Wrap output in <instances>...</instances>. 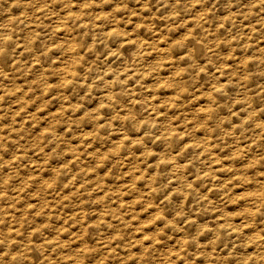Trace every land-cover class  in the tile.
<instances>
[{"label":"rangeland","instance_id":"obj_1","mask_svg":"<svg viewBox=\"0 0 264 264\" xmlns=\"http://www.w3.org/2000/svg\"><path fill=\"white\" fill-rule=\"evenodd\" d=\"M10 1V2H9ZM0 0V6L2 5V7H0V15L2 14V16H4V17H2V16H0V44L2 45V46H0V53L6 58L5 59V61L7 62V64L9 65V69H8V65L7 64H4L3 65V67L2 68H7V71H9L10 70V72L12 73V76L11 77H3L2 78V75H0V89H2L3 90V92H5L6 91V94L5 93H3L2 91L0 92L1 94H3V99L4 100H0L1 102H0V125H1V129H0V131L1 132H3L4 131V128H6V129H9V131L7 130V132H10L9 134L8 133H6V129H5V131L3 132V134L0 132V141L2 142H0V144H3L2 146L4 147V149L2 150V149H0V153L2 154V156L3 157H5L6 156V160H8L9 161V166L8 167H6L7 165V163H5L4 164V162H6V160H5V158H2L3 159V161L4 162H2V163H0V179L1 180H3V182L0 180V185H2L3 186V188L4 187H6L7 185V187L5 188V189H7L8 190V192H9V194L11 195V193L12 192H15L16 191V188H18L17 190H20V191H22V192H20V195H21V201L23 200V198H24V200H23V202H19V203H21V204H25L26 203V201H25V199L27 200V203H28V201H30L31 199H32V201H30V202H34L35 203V201H37L38 202V204L40 203V206H38V204H37V207L39 208V209H37V207L36 206H34L35 207V209H34V207H33V209L32 210H34L33 212H32V210H31V212H28V210L26 211L25 210V213L23 212V210H20V214H21V217H23V215L25 216V221L24 222H26V220H27V222L26 223H24V226H23V229H24V231H25V233H27V231H28V233L30 232V231H32L33 229L34 230H36V233H38L37 234V238L39 239V241H43L44 240V244L42 245V249H40V251H43V253L42 254H45V255H47V257H49V255L52 257V258H54L55 260L54 261H52V260H50V262L49 263H53V264H67V263H70L71 261H73V254H75L74 256H76L77 254L75 253V246H76V244L72 241L73 239H74V237H75V235H77V231L76 230H78V222H76V219H71L72 220V222H70L71 220L69 219V220H64V215H66L67 216V214H66V212L68 213H70V210H69V208L68 207H66V208H64L63 209V212H65V213H61V215L59 216V217H61V218H59V219H57V221H56V218H54L53 216L52 217H49V216H41V214L40 215H38V216H34V217H32V213H34L36 210H38V212H40V210H42V209H45L44 207H45V205H47V203H48V207H47V209H49V208H52V206H53V201H54V206L56 205L57 207H58V210H57V212H60L61 210H62V208L61 209H59L60 207H61V205H63V204H67V203H73V202H78V203H82L83 205V209H84V212H85V219L86 220H88L90 217H92L91 219H89L88 221H91V220H94L95 218H96V214L95 213H97L99 210H104V208L105 209H110V207L111 208H113V213H110V215L108 216L109 218L111 217H114L115 216V218L117 217H119V220H120V228H121V232H122V238H120L119 239V241H121L122 242V244L124 243V248H122V247H120V250H119V248L118 249H116V251L113 253V255H107V253H105V252H103L101 249L102 248H99L100 246L99 245H97L98 244V242L101 240L100 239V237L99 236H103V234H104V236L103 237H109V236H111L112 235V233L113 232H115V231H117V230H119V228L117 229V230H112V231H108V232H105V231H99V233L100 234H98V233H94L93 234V236L95 237H93V239H89L87 242H88V244H89V247L91 246V250H92V253L91 254H93V255H91V256H93V257H95V258H93L92 257V259H94V260H92L91 259V257L89 258V256H87V259H86V262H91L92 261V263L94 264V262H96L95 261V259H97L99 256L101 257V256H107V258H109L110 259V261L112 260V263L111 264H116L117 262H120L121 264H139L140 262H139V258H140V255H144V257L146 258V257H149L150 255H154V256H158L159 255V253H163V252H167V250L169 249V252H170V250L171 251H173V249H175L176 247H178L179 245H180V242H182L181 243V246H182V248H184V250L187 252V250H188V257L189 258H186L187 259V261L188 262H190V263H192V261L195 259L196 260V258L197 259H199V260H194L193 261V264H196L197 262V264H201L202 262H200V261H202L203 260V263L202 264H207L206 262H209L210 263V259L212 260V262L213 261H215V263L214 264H219L220 262H221V260L223 261L224 259L222 258L223 256H225V255H227V256H225L224 258H225V260L223 261V264H226L227 262H229L230 260H232V262H231V264H264V252H261L262 250H261V248L263 249V251H264V145H263V143H264V132H262L264 129V96H261L263 93H264V72H262L263 70H264V19H263V17H264V0H261V1H259V0H257V2L259 1V2H261V3H259L260 4V6L262 7H260L259 6V4L258 3H256L255 2V0L253 1V0H212V2H216L215 4L213 3V4H211V0H180V2H179V0H127V1H125V0H123V1H121V0H116V1H114L113 0V2H112V0H111V3H110V0H109V2H107V0H95V1H97V3H95L94 4V0H68L70 3L69 4H67L68 2H67V0H64V1H66V5H65V2L63 1V0H59V1H57L56 2V0H51V1H49V0H40L41 2L39 3V0L37 1V0H34V2L31 0H29V1H27L28 3V5L25 3L26 2V0L24 1V0H15V1H17V3L15 2V1H13V0ZM21 1H23V2H21ZM48 4H46L45 2ZM49 1V2H48ZM53 1V5L50 3V2H52ZM81 1H84L85 3H86V1H87V3L85 4L84 2H81ZM94 1V2H93ZM106 1V2H105ZM118 1V2H117ZM183 1V2H182ZM198 1V2H197ZM205 1H206V3H205ZM227 1V2H226ZM228 1H229V3H228ZM242 1V2H241ZM245 2V4H244V2ZM250 1V2H249ZM21 4H19V3ZM43 2V3H42ZM63 2V3H62ZM71 2H72V5L71 6H69L70 4H71ZM74 2V3H73ZM100 2H101V6H99V4H100ZM117 2V3H116ZM121 2H125V3H121ZM177 2H179L178 4H177ZM182 2V3H181ZM197 2V4H195ZM226 2V3H225ZM230 2H233V3H230ZM236 2V3H235ZM241 2V3H240ZM249 2V3H248ZM252 2V3H251ZM255 2V3H254ZM10 3H11V5H10ZM13 3V4H12ZM23 3V4H22ZM57 3V4H56ZM76 3H78V4H76ZM82 3H84L85 4V6H89L88 7V9H87V11L85 10V9H83L82 7H85V6H83L82 5ZM88 3H90V4H88ZM91 3H93V4H91ZM104 3V4H103ZM110 3V4H109ZM146 3V4H145ZM203 3V4H202ZM208 3V4H207ZM247 3H248V5H249V7H251V5L253 6L254 4V7H251L250 8V10L249 9H247V8H249L248 7V5H247ZM254 3V4H253ZM4 4V5H3ZM38 4V5H37ZM39 4H42V8L41 9H44V12L40 9V5ZM44 4V5H43ZM75 4V5H74ZM80 4V5H79ZM117 4V5H116ZM122 6H121V5ZM194 4H195V7H194ZM6 5V6H5ZM8 5V6H7ZM14 6L13 7V9H17L18 10V13H17V10L15 11V10H11V11H9L8 12V10L9 9H11L12 7L11 6ZM17 5H19V6H17ZM29 5H31V6H29ZM46 5V6H45ZM77 5V6H76ZM80 7H79V6ZM108 5H111V6H108ZM115 5V7H113ZM119 5V7H123L122 9L120 8V9H117V8H119V7H117ZM128 5V6H127ZM201 5V6H200ZM244 5V6H243ZM247 7H246V6ZM45 6V7H44ZM51 6H53V7H51ZM57 6V7H56ZM61 6V7H60ZM65 7V9H62V7ZM69 6V7H68ZM98 7L97 9H99L98 11H96V8L95 7ZM103 6H105V7H103ZM108 8H107V7ZM125 6V7H124ZM200 6V7H199ZM206 6H208V7H206ZM215 6V7H214ZM235 6H237V7H235ZM243 6V7H242ZM256 6V7H255ZM258 6V7H257ZM18 7V8H17ZM23 7H24V9H23ZM31 7V9L30 10H33V11H30V10H28L29 8ZM34 7V8H33ZM38 7V8H37ZM51 7V8H50ZM63 7V8H64ZM66 7H68V9L66 8ZM110 7V8H109ZM127 7V8H126ZM131 9H130V8ZM204 7L207 9V11H205L204 10ZM209 7L210 8H212L211 10H209ZM231 7V8H230ZM241 7V8H240ZM2 8V9H1ZM6 10H5V9ZM21 8H22V10H21ZM46 8H48V10L46 11ZM51 10H50V9ZM56 8V9H55ZM59 8V9H58ZM70 8V9H69ZM73 8V11L71 12V9ZM76 8H77V10H78V12L79 11H81V12H83V13H81V14H83L84 15V17H87V15H85V13L86 12H89V13H86V14H90L89 15V17H90V19H89V21H88V27H87V25H79V23H76V21L75 20H69L68 22H66V24H65V26H63L64 24H59L58 22L56 23V20L54 19V20H49L48 18H44V17H46V14L48 15L47 17H49L50 15H52L51 13H52V9H53V14L54 15H56V16H60V15H63L64 13H66V12H70L69 14H72V15H76L78 12H77V10H76ZM94 8V9H93ZM101 8V9H100ZM106 8V9H105ZM126 8V9H125ZM128 8L130 9V12L128 11ZM197 8H198V10H197ZM200 8V9H199ZM202 8H203V10L205 11H201L202 10ZM258 8V9H257ZM41 11H40V10ZM58 9V10H57ZM62 9V10H61ZM67 9V10H66ZM80 9H82V10H80ZM91 9V10H90ZM93 9V10H92ZM103 9V10H102ZM110 9V10H109ZM113 9H114V11H113ZM124 9V10H123ZM242 9H244V11H245V13L246 14H249V15H246L245 13H244V11L242 10ZM262 9V10H261ZM5 10V11H4ZM19 10H21V11H23L24 12V14L23 13H21V11L19 12ZM39 10V11H38ZM54 10H55V12H54ZM70 10V11H69ZM76 10V11H75ZM84 10H85V12H84ZM104 12L105 11V13H103L102 11ZM119 11V12H117V11ZM227 10L229 11L228 13H229V15H227ZM248 10V11H247ZM252 10H254V11H252ZM258 10H259V12H258ZM262 12H261V11ZM5 12V14H4V12ZM7 11V12H6ZM14 13H13V12ZM49 11L51 12V13H49ZM64 11V12H63ZM74 11H75V13H74ZM96 11V12H95ZM110 13H109V12ZM116 11V12H115ZM126 11H127V13H126ZM199 11V12H198ZM234 11V12H233ZM257 11V12H256ZM33 13V14H29V13ZM46 12V13H45ZM61 12H63V13H61ZM94 12V13H93ZM108 12V13H107ZM112 12V13H111ZM114 12V13H113ZM198 12V13H197ZM203 12V13H202ZM207 12V13H206ZM249 12V13H248ZM253 12V13H252ZM256 12V13H255ZM10 13L12 14L13 13V15L12 16H14L13 18L11 17V15H10ZM25 13H27V15H28V17H27V15L25 14ZM41 13H42V15H41ZM74 13V14H73ZM101 13H103L104 15L106 14V15H109V19H110V24H109V26H111V27H108V24H104L103 26L105 27H103L102 25L99 27V26H96V25H98V23H94L95 21H97V18L96 17H99L100 16V14ZM120 13V14H119ZM125 14V15H123V14ZM255 13V14H254ZM261 13V14H260ZM18 14V15H17ZM22 14H23V16H22ZM36 14V15H35ZM50 14V15H49ZM92 14H93V17H92ZM98 14V15H97ZM103 14H101V15H103ZM131 16H130V15ZM201 14H203V15H201ZM204 14H207L208 16L207 17H205V19H204ZM210 14V15H209ZM222 14V16H219V15H221ZM225 14V15H224ZM233 16H232V15ZM234 14H236L235 15V18H234ZM241 14H243V16L241 15ZM263 14V15H262ZM34 15V16H33ZM41 17H40V16ZM78 15H79V13H78ZM97 15V16H96ZM114 15H116L115 17H112V16H114ZM118 15V16H117ZM123 15V16H122ZM127 15H129L128 17H127ZM192 15V16H191ZM194 15V16H193ZM240 15L242 16V17H240ZM245 15H246V17H245ZM257 15H258V17H257ZM16 16H17V18H16ZM20 16V17H19ZM25 16L27 17L26 19H25ZM30 16V17H29ZM44 16V17H43ZM110 16L112 17V19L110 18ZM189 16V17H188ZM191 16V17H190ZM219 16V17H218ZM229 16V17H228ZM238 18H237V17ZM250 16V20L248 19V17ZM254 16V17H253ZM1 17H2V19H1ZM23 17V18H22ZM43 17V18H42ZM88 17V18H89ZM118 17V18H117ZM119 17H120V20H119ZM122 17V18H121ZM188 17V18H187ZM198 17H200V18H198ZM220 17H223V18H221L220 19ZM226 17H228V18H226ZM245 17V18H244ZM260 17H262V18H260ZM8 18V20L7 21H3V19L4 20H6ZM19 18H20V20L22 19L23 20V22H22V20L20 21V22H18V23H16L17 21H19ZM28 18H29V20H28ZM35 18V19H34ZM36 18H37V20L38 19H44V22H42V24H37V23H39L40 22V20H39V22L36 20ZM94 18V20H93V22H92V19ZM116 20H115V19ZM129 18H131V20L129 19ZM135 18V19H134ZM160 18V19H159ZM164 18V19H163ZM193 18V19H192ZM211 18V19H210ZM232 18V19H231ZM237 18V19H236ZM247 18V19H246ZM9 19H11V21L9 20ZM16 19V20H15ZM32 19H34L35 21H37V23L36 24H32V22H34V20H32ZM45 19H47V20H45ZM114 19V20H113ZM184 19H185V21H184ZM192 19V20H191ZM207 19V20H206ZM209 19V20H208ZM220 19V20H219ZM225 19V20H224ZM243 19V20H242ZM252 19V20H251ZM257 19H260L259 21L261 22V23H259L258 22V20ZM13 20V21H12ZM24 20H26V21H24ZM49 20V21H48ZM122 20H123V22H122ZM128 20H130L129 22H128ZM134 20V21H133ZM153 20H155V22H153ZM190 20V21H189ZM196 20H198V22L196 21ZM204 20V21H203ZM229 20V21H228ZM245 20V22H243ZM12 22V23H10V22ZM46 21V22H45ZM52 21V22H51ZM73 21H74V23H73ZM91 21V24L89 23ZM114 21V22H113ZM118 21V22H117ZM136 21H139L138 23H136ZM151 21V22H150ZM196 23H195V22ZM200 21H202V22H200ZM206 21V22H205ZM208 21H210V22H208ZM224 23H223V22ZM230 23H228V22ZM247 21V22H246ZM256 21V22H255ZM3 22V23H2ZM9 22V23H8ZM26 24H25V23ZM30 22V23H29ZM55 22V23H54ZM118 24H117V23ZM135 22V24H133ZM143 22V23H142ZM189 22H190V24H189ZM233 22V23H232ZM236 23V25H234L235 23ZM239 22V23H238ZM13 23H15V26H13L14 24ZM19 23H21L20 25H19ZM45 23H46V25H45ZM48 23V24H47ZM76 23V24H75ZM120 23V24H119ZM125 23V25H122V24H124ZM204 23H205V29H204ZM216 23H219V24H216ZM220 23L222 24V25H220ZM228 23V24H227ZM249 23V24H248ZM253 23V24H252ZM11 24V26H13V27H11V26H9V27H7V25H10ZM28 25L27 26V28L24 26V25ZM44 24V25H43ZM51 26H50V25ZM68 24H72L73 26H75V25H79L80 27H78V26H76V27H73L72 25H70V26H72V29H71V27L69 28V25ZM114 24H117L116 26L114 25ZM136 24H137V27H136ZM142 24H144V25H141ZM152 24V25H151ZM154 24V25H153ZM160 24L161 25H166V28L165 27H161L160 28ZM188 24V25H187ZM194 24V25H193ZM199 24H201V25H199ZM224 24V25H223ZM239 24V29L237 28V25ZM244 26H243V25ZM248 24V25H247ZM251 24V25H250ZM255 24H257V25H255ZM2 25V26H1ZM53 25V26H52ZM61 25L63 26V27H61ZM113 25V26H112ZM119 25V26H118ZM131 25V26H130ZM135 25V26H134ZM147 25V26H146ZM151 25V26H150ZM195 25H199L198 27L196 26L195 27ZM207 25V26H206ZM19 26V28H17ZM20 26L23 28V33H22V30H21V28H20ZM25 28H24V27ZM31 26H32V28H36L37 29V31H36V29L34 28L33 30H32V28H31ZM34 26V27H33ZM38 26V27H37ZM48 26H49V28H48ZM56 26V27H55ZM58 26V27H57ZM67 26H68V30H66V28H67ZM127 26H130V27H127ZM132 26H134V28L132 27ZM187 26V27H186ZM193 26V27H192ZM203 28H201V27ZM217 26V27H216ZM223 27V28H221V27ZM224 26H226V27H224ZM232 26H234V27H236V28H234V27H232ZM244 28H243V27ZM249 26V27H248ZM258 26H260V27H258ZM19 30H16V28ZM44 28V30H46V31H44L43 30V28ZM54 27V28H53ZM64 27H66L65 29H64ZM92 27V28H91ZM94 27V28H93ZM95 27H96V29H95ZM103 27V28H102ZM115 29H114V28ZM123 27V28H122ZM191 27V28H190ZM208 29H207V28ZM216 30V31H214V29ZM246 27H247V29H246ZM252 27V28H251ZM254 27V28H253ZM2 28V29H1ZM15 28V29H14ZM38 28H41V30L39 31V29ZM61 28V31H59V29ZM100 28V29H99ZM108 28V29H107ZM109 28H110V30H109ZM120 28V29H119ZM127 28H130V29H128L127 30ZM153 28V29H152ZM165 28V29H164ZM212 28V29H211ZM220 28V29H219ZM234 28V29H233ZM256 28V29H255ZM259 28V29H258ZM8 29V30H7ZM29 29V30H28ZM51 31H50V30ZM55 29H57V31L55 30ZM76 29V30H75ZM87 29H88V31H87ZM106 31V32H104V30ZM113 29V30H112ZM132 29H134L133 31H132ZM148 29H149V31H148ZM156 29H157V31H156ZM160 29V30H159ZM195 29V30H194ZM204 30V31H202V30ZM219 31H218V30ZM228 29V30H227ZM243 30V33L241 32L242 30ZM249 29V30H248ZM255 29V30H254ZM6 30L7 31H9L10 30V33L9 32H6ZM25 30V31H24ZM43 30V31H42ZM50 32H49V31ZM53 30V31H52ZM66 30V31H65ZM85 32H84V31ZM93 30H95V32H93ZM97 30V31H96ZM98 30H100L99 32H98ZM101 30H103L102 32H101ZM108 30L110 31L109 33H111L112 31H114V33H112V36L110 37V38H112L110 41H108V42H105V44H108L109 45V47L107 46V45H105V44H102V46H100V45H96V46H92V43H93V39L91 38V36H93V35H97L98 37H101L102 36V34H103V36H102V38H105L107 35H108ZM122 31L121 33H119V32H116L115 33V31ZM192 30L194 31V32H192ZM205 30H206V32H208V33H205ZM223 30H224V32H223ZM231 30H233V31H231ZM247 30V31H246ZM250 30H251V32H250ZM253 30V31H252ZM258 30V31H257ZM259 30H261V31H259ZM16 31V32H15ZM27 31H29V32H27ZM34 31V32H33ZM36 31V32H35ZM39 31V32H38ZM78 31V32H77ZM148 31V32H147ZM213 31V32H212ZM220 31H221V33H220ZM225 31H227L228 32V34H226L225 33ZM229 31H231V32H229ZM235 31H236V33H235ZM17 32H20L21 34H24L23 36H21L20 35V33H19V35H18V33ZM42 32V33H41ZM55 32L57 33L58 32V34H56V37H55ZM128 32V33H127ZM129 32H132L131 34L129 33ZM141 32V33H140ZM144 32H146V34L144 33ZM155 32V33H154ZM203 32H204V34L205 35H203ZM217 33L216 34V36H218V37H215L214 38V35H215V33ZM247 32V33H246ZM17 33V34H16ZM31 33H33V34H31ZM63 33V34H62ZM75 33V34H74ZM79 35H78V34ZM83 33V34H82ZM85 33V34H84ZM89 33V34H88ZM93 33V34H92ZM149 33H152V34H149ZM158 33V35H156ZM195 33H197L196 34V40H198V42H200V44H201V48L197 51V50H195V49H193V47H190V46H188L187 45V43H185L186 41V39L187 38H189L191 35L192 36H194L195 35ZM220 33V34H219ZM223 33V34H222ZM241 33V34H240ZM248 33H249V36H248ZM251 33V34H250ZM8 34V36H5V35H7ZM9 34H10V36H9ZM14 34V36H12V35ZM26 34V35H25ZM39 34V35H38ZM45 34V35H44ZM47 34H48V36H47ZM50 34V35H49ZM75 36H74V35ZM105 34H107V35H105ZM114 34V35H113ZM116 34H117V36H116ZM124 34V35H123ZM130 34V35H129ZM136 34V35H135ZM187 34H188V36H187ZM189 34H190V36H189ZM194 34V35H193ZM202 34V35H201ZM207 34H209V36L207 35ZM211 34H214V35H211ZM232 34V35H231ZM238 34H240V35H238ZM243 34H244V36H243ZM254 34V35H253ZM5 36V37H3V36ZM28 35V36H27ZM32 35V36H31ZM52 35V36H51ZM58 35V36H57ZM60 35H62V37H63V35H64V37L63 38H61V36ZM67 35V36H66ZM70 35H71V37H70ZM78 35V36H77ZM84 35V36H83ZM91 35V36H90ZM101 35V36H100ZM135 35V36H134ZM138 35H139V37H138ZM184 35V36H183ZM185 35H186V38H185ZM222 35V36H221ZM227 35H228V39H227ZM234 35H236V36H234ZM245 35H247V36H245ZM19 38H18V37ZM30 36V37H29ZM36 36H38V37H36ZM40 36H43V37H40ZM45 36V37H44ZM47 36V37H46ZM50 36V37H49ZM60 36V37H59ZM73 36H74V38H73ZM114 36H115V38H114ZM125 36H126V38H131L132 40H134L137 44H135V46H133V49L132 50H134L135 52H133L132 50H127L125 53V55H127V56H125V55H122L120 52L118 53V51H119V44L117 43L120 39H122V38H125ZM141 36H143V39H142V37ZM201 36H202V38H201ZM205 36V37H204ZM251 36V37H250ZM254 36V37H253ZM261 36V37H260ZM262 36H263V38H262ZM24 39H23V38ZM28 37V38H27ZM34 37V38H33ZM67 37H69L68 39H66V40H68V45H67V41L65 40V38H67ZM81 37H83L84 39L82 40V38ZM132 37H134V38H132ZM145 37H146V41H144L145 40ZM195 37V36H194ZM210 37H212V38H209ZM221 37V39H219ZM232 37V38H231ZM238 37H239V39H238ZM5 38V39H4ZM38 38H42L41 40H39ZM46 38V39H45ZM48 38V39H47ZM49 38H51V40L49 39ZM54 38L56 39V40H54ZM60 38L62 39V41L60 40ZM75 39V41H73V39ZM79 38H80V40H79ZM89 40H88V39ZM91 38V39H90ZM117 38V39H116ZM206 38V39H205ZM234 38H237L238 40H234ZM245 39V38H247V39H245V40H248L247 41V43H246V41L245 40H243V39ZM252 40H251V39ZM22 39H23V41H24V43H22ZM29 39V40H28ZM31 39H33V40H31ZM72 39V40H71ZM114 39V40H113ZM178 39L180 40V39H182L181 41H183V39H185L184 41H183V43L181 42V41H178ZM202 39V40H201ZM205 39V40H204ZM210 41V42H212V40H213V42L212 43H210V42H208V40ZM250 39V40H249ZM1 40H3V41H1ZM16 40V41H15ZM25 40H26V42H25ZM27 40L28 41H30L31 40V42H27ZM60 42V43H58V41ZM79 40V41H78ZM87 40V41H86ZM143 40V41H142ZM160 40V41H159ZM173 40H176V41H173ZM207 40V41H206ZM215 40H219V43H218V41L216 42ZM223 40L225 41L224 43H223ZM227 40V41H226ZM229 40H232V41H229ZM258 40V41H257ZM259 40H260V42H259ZM13 41H14V43H13ZM19 41V42H18ZM21 41V42H20ZM42 41V42H41ZM47 41V42H46ZM52 41H53V43H52ZM58 43H56V42ZM63 41H66V42H63ZM69 41H71V42H73V43H75V44H78V45H76L75 47H73V48H75V49H73V48H69ZM91 41V42H90ZM116 41V42H115ZM138 41V42H137ZM171 41H172V43H171ZM178 41V42H177ZM202 41V42H201ZM237 41V42H236ZM243 41H245V43H243ZM261 41H263V43L261 42ZM5 42V43H4ZM10 42V43H9ZM51 44H50V43ZM65 43L66 45H64L63 43ZM82 42V43H81ZM86 43V45H85V43ZM144 42V44L142 45V43ZM159 42V43H158ZM178 44H177V43ZM180 42V43H179ZM204 42V43H203ZM222 42V43H221ZM236 42V43H235ZM251 42V43H250ZM254 42V43H253ZM258 43L257 45H256V43ZM25 43H26V45H25ZM28 43V44H27ZM80 43V44H79ZM91 43V44H90ZM115 43V44H114ZM117 43V44H116ZM149 43V44H148ZM203 43V44H202ZM210 43V44H209ZM215 43H217V44H215ZM234 43V44H233ZM260 43V44H259ZM11 44H12V46H14V48L11 46ZM18 44H20V46L18 45ZM32 44H33V47L34 48H31V46H32ZM44 44V45H43ZM62 44V45H61ZM82 44V45H81ZM85 46H84V45ZM88 44H89V46H88ZM139 44H141V45H139ZM160 44V45H159ZM168 44V45H167ZM209 44V45H208ZM212 44V45H211ZM214 44V45H213ZM243 44V45H242ZM254 44V45H253ZM263 44V45H262ZM42 47H41V46ZM46 45V46H45ZM53 45V46H52ZM57 47H55V46ZM147 45V46H146ZM159 45V46H158ZM167 47H166V46ZM170 45V46H169ZM186 45H187V49H186ZM204 45V46H203ZM227 45V46H226ZM234 45V46H233ZM239 45H241V46H239ZM251 45V47H249ZM259 45H261V46H259ZM30 46V47H29ZM40 46V47H39ZM44 46V47H43ZM49 46V47H48ZM59 46H60V48H59ZM68 46V47H67ZM87 46V47H86ZM94 48H92V47ZM104 46H105V48H104ZM117 46V47H116ZM150 46V47H149ZM160 46H163V47H160ZM168 46L170 47V48H168ZM183 46H184V48H183ZM205 46H206V48H207V50H206V48H205ZM212 46H214L213 48H210V47H212ZM217 48H216V47ZM239 46V48H237ZM248 46V47H247ZM11 47V48H10ZM36 47V48H35ZM65 49H64V48ZM89 47H90V49H89ZM95 47H97V49L95 48ZM107 47V48H106ZM115 47V48H114ZM160 47V49H158ZM225 47H226V49H225ZM228 47V48H227ZM232 47H233V49H232ZM242 47V48H241ZM247 47V48H246ZM258 47H260V48H258ZM2 48V49H1ZM19 48V49H18ZM20 48H22V49H20ZM29 48V49H28ZM31 48V49H30ZM44 48V49H43ZM48 48V49H47ZM59 48V49H58ZM66 48L67 49H69V50H67L69 53L67 54V52H66ZM78 48H80V49H78ZM82 48V49H81ZM104 48V49H103ZM180 48H182V49H185L184 51H182V49L180 50ZM236 48V49H235ZM253 48V49H252ZM39 49V50H38ZM43 49V50H42ZM47 50V54H46V50ZM58 49V50H57ZM61 49V50H60ZM63 49V50H62ZM73 49V50H72ZM76 49H77V51H76ZM83 49H85V51L83 50ZM89 49V50H88ZM99 49V50H98ZM145 49V50H144ZM150 49V50H149ZM162 49H164V51H162ZM193 49V50H192ZM217 49V50H216ZM235 49V50H234ZM242 49H244V50H242ZM247 49V50H246ZM256 49V50H255ZM260 49H262V51H260V54H259V51L258 50ZM21 50V51H20ZM30 51L32 54H29L30 52H28V51ZM70 50H72V51H70ZM80 50V51H79ZM86 50H87V52H86ZM102 50H103V52H102ZM105 50V51H104ZM152 50V51H151ZM188 50V51H187ZM213 50H214V52H213ZM232 50V51H231ZM237 50H238V52H237ZM241 50H242V52H241ZM249 50V51H248ZM12 51V52H11ZM45 51V52H44ZM54 53H53V52ZM56 51H58V52H56ZM61 51H64V54H67V55H65V56H68V57H65L63 54H61ZM82 51V52H81ZM114 51H115V55H113L112 53H110V52H113L114 53ZM139 51V52H138ZM155 51V52H154ZM172 51V52H171ZM182 51V52H181ZM188 53H187V52ZM195 51V52H194ZM207 51V52H206ZM212 51V53H209V52H211ZM217 51V52H216ZM234 51H236V53L234 52ZM245 51V52H244ZM254 51H256V52H254ZM11 52V53H10ZM15 52H16V54H15ZM19 52V53H18ZM50 52V53H49ZM66 52V53H65ZM83 52H85V53H83ZM97 52L100 54V55H98L97 54ZM132 52V53H131ZM143 52V53H142ZM150 52H152V53H150ZM157 52V53H156ZM185 52V53H184ZM218 53L217 55H216V53ZM234 52V53H233ZM252 52H254V53H252ZM261 52L263 53V54H261ZM18 53V54H17ZM26 53H28V55L26 54ZM36 53H40L39 55L38 54H36ZM43 53V54H42ZM49 53V54H48ZM71 53V54H70ZM75 53V54H74ZM81 53V54H80ZM101 53H103V54H101ZM105 53H107V54H105ZM146 53V54H145ZM159 53H161V54H163V55H161V54H159ZM166 53H167V55H166ZM206 53V54H205ZM208 53V54H207ZM215 53V54H214ZM222 53H224V54H222ZM229 53L230 54H232V56L233 57H231V56H228L229 55ZM252 53V54H251ZM12 54V55H11ZM23 54V55H22ZM42 54V55H41ZM50 54H52V55H50ZM55 55V57H56V59H55V57H54V55ZM57 54V55H56ZM69 54H70V56H69ZM86 54H88V55H86ZM98 56H97V55ZM106 56H105V55ZM120 54L122 55L121 57H119L120 56ZM137 55L138 57H139V55H140V57L137 59V57L135 58V60H134V55ZM144 54V55H143ZM153 54H154V56H156V58L153 56ZM156 54V55H155ZM186 54V56L188 55V57H185V58H183L182 57V55H185ZM237 54V55H236ZM239 54L241 55V54H244V55H242V56H239ZM254 54V56H252ZM50 55V56H49ZM61 57H60V56ZM63 55V56H62ZM80 55V58L82 59V61H83V66L81 67L80 65L82 64V61L80 60V58L78 57ZM96 55V56H95ZM117 55H118V57H117ZM158 55V56H157ZM159 55L160 56H162V57H159ZM171 56V57H169V56ZM192 55V56H191ZM205 55H207V56H205ZM209 55V56H208ZM213 55V56H212ZM11 56V57H10ZM22 56V57H21ZM31 56H34V57H32L31 58ZM37 56V57H36ZM44 57V58H42V57ZM49 56V57H48ZM52 56V57H51ZM57 56H59V58L57 57ZM71 56H72V58H75V60L74 59H71ZM102 56H103V59H102ZM116 57V59H115V57ZM123 56H125V57H123ZM149 56H152V57H154V58H151L150 57V59L148 58ZM168 56V57H167ZM175 56V57H174ZM229 58H228V57ZM236 56V57H235ZM251 58H250V57ZM258 56V58H256V57ZM24 57H25V59H24ZM27 57H28V59H27ZM37 58L36 60L34 59V58ZM46 57V58H45ZM51 57V58H50ZM65 57V58H64ZM84 57H86V58H84ZM98 57V58H97ZM124 59H123V58ZM143 57V58H142ZM177 57V58H176ZM182 57V58H181ZM238 57V58H237ZM245 57V58H244ZM253 57V58H252ZM22 58H23V60H22ZM47 58H49V60L47 61L46 59ZM63 58V60H61ZM67 58H69V59H67ZM79 58V59H78ZM87 58H88V60H87ZM115 60H114V59ZM121 58V59H120ZM130 60H129V59ZM167 58H168V61H167ZM175 58V59H174ZM193 58V59H192ZM209 58V59H208ZM213 58V59H212ZM235 58V59H234ZM244 58V59H243ZM10 59H12V60H10ZM15 59V60H14ZM17 59V60H16ZM28 61H27V60ZM33 59V60H32ZM43 59V60H42ZM51 59H52V61H51ZM83 59H85V60H83ZM118 59V60H117ZM136 59H137V61H136ZM146 59V60H145ZM153 59V60H152ZM158 59V60H157ZM181 59H184L183 61L181 60ZM197 59H199V60H197ZM211 59H212V61H213V63H211ZM256 61H255V60ZM8 60H10V61H8ZM34 60H35V63H33L34 62ZM42 60V61H41ZM75 62H74V61ZM77 60H80V62L78 61V63H77ZM86 60H87V62H86ZM93 60V61H92ZM97 60V61H96ZM121 60V61H120ZM162 60V61H161ZM194 60V61H193ZM203 60V61H202ZM240 60H243V62L241 61V63H240ZM259 60V61H258ZM261 60V61H260ZM11 61H12V63L14 64L15 63V65L16 66H14L12 63H11ZM33 61V62H32ZM36 61H40V63L38 64ZM46 61V62H45ZM60 61H64L63 63L64 64H62ZM69 61V62H68ZM70 61H72V62H70ZM84 61H85V63H84ZM88 61H89V64H88ZM91 61V62H90ZM101 61H103V62H101ZM112 61V62H111ZM118 62V64H119V62H120V64L119 65H117V63H116V65H117V67H116V65H115V62ZM122 61H124V62H122ZM158 61V62H157ZM192 61V62H191ZM197 61V62H196ZM205 61V62H204ZM244 61H245V63H244ZM247 61H251V63L249 62H247ZM258 61V62H257ZM5 62V63H6ZM21 62V63H20ZM32 62V63H31ZM49 62H50V64H49ZM52 62V63H51ZM56 64H55V63ZM93 62V64H90V63H92ZM97 62H99V63H97ZM126 62V63H125ZM135 62V63H134ZM176 62V63H175ZM182 62H185L184 64L182 63ZM188 62H190L189 64H188ZM222 62V63H221ZM227 64H226V63ZM248 63V65H249V68H248V66H246L247 65V63ZM254 62V63H253ZM58 63H59V65H60V63H61V66H59L58 65ZM106 63V64H105ZM108 63V64H107ZM111 63V64H110ZM123 63H124V65H126V67L123 65ZM134 63V64H133ZM156 63H157V65H156ZM169 63V64H168ZM179 63V64H178ZM181 63V64H180ZM192 63V64H191ZM208 63V64H207ZM215 63V64H214ZM224 63V64H223ZM3 64V63H2ZM1 64V61H0V66L2 65ZM22 64V65H21ZM25 64H28V65H26L25 66ZM34 64V65H33ZM42 64H45V66L44 65H42ZM47 64H49V65H47ZM51 64L52 65H54V66H51ZM74 64H75V66H74ZM79 64V65H78ZM95 64V65H94ZM101 64V65H100ZM105 64V65H104ZM113 64V65H112ZM131 64H132V66H131ZM166 64H168V65H166ZM171 64H173V65H171ZM177 64V65H176ZM199 64V65H198ZM200 64H201V66H200ZM204 64V65H203ZM213 64V65H212ZM240 64H242V67H241V65ZM255 64V65H254ZM6 65V66H5ZM13 65V66H12ZM20 65V66H19ZM24 65V66H23ZM55 65L56 66H58L57 68L55 67ZM64 65V66H63ZM65 65L67 66V67H65ZM90 65V66H89ZM110 67V68H112V72H113V70H115V68L117 69L118 67H120V65H121V67H122V69H121V67H120V69L121 70H119V68L116 70V71H119V75L121 76V77H119V78H116V75H117V77H118V73H115V72H108V71H106L107 70V67L108 66ZM114 65H115V68H113L114 67ZM123 65V66H122ZM130 65V66H129ZM137 65V66H136ZM147 65H149V66H147ZM163 65V66H162ZM182 65V66H181ZM188 65L189 67H186V66ZM215 65V66H214ZM223 65H224V67H223ZM228 65H230V66H228ZM11 66L12 67H14V68H11ZM19 66V68H16V67H18ZM34 66V67H33ZM41 68H40V67ZM71 66V67H70ZM80 66V67H79ZM86 66L87 67H90V69L89 68H86ZM105 66H107V67H105ZM128 66V67H127ZM158 66V67H157ZM164 66H167V68L165 67L164 68ZM185 66V67H184ZM213 66V67H212ZM22 67V68H21ZM32 67V68H31ZM36 67V68H35ZM51 67V68H50ZM52 67H53V69H55V70H53L52 69ZM72 67L74 68V69H72ZM79 67V68H78ZM93 67H94V69H93ZM99 67V68H98ZM108 67V68H109ZM140 67V68H139ZM160 67V68H159ZM200 67V68H199ZM201 67H204V68H206L207 69V74L209 75V76H207L206 77V75L207 74H205L204 73V71H206V69H201ZM217 67H219V68H217ZM221 67V68H220ZM238 67L239 68H242V69H238ZM248 69V71H247V69ZM1 68V67H0ZM23 68L24 69H26L25 70V72H23L24 70H23ZM40 68V69H39ZM44 68V69H43ZM49 68V69H48ZM66 68V69H65ZM68 68V69H67ZM86 68V69H85ZM124 68V69H123ZM131 68H138V73L137 74H135V76H137L136 78L134 77V74L133 75H131V74H129V72H130V70H131ZM143 68V69H142ZM150 70H149V69ZM155 68H156V70H157V72H155L156 70H155ZM170 68V69H169ZM175 69V70H173V71H175V72H173L172 71V69ZM178 68H179V70H178ZM181 68V69H180ZM188 68V69H187ZM217 68V69H216ZM224 68V69H223ZM244 68V69H243ZM17 69V70H16ZM18 69H20V70H18ZM63 71H62V70ZM72 69V70H71ZM89 69V70H88ZM99 69V70H98ZM126 69V70H125ZM140 69V70H139ZM184 69V70H183ZM186 69V70H185ZM208 69H209V71H208ZM231 71H229V70ZM257 69V70H256ZM12 70V71H11ZM31 70H33L32 71V74H31ZM40 70H42L41 72H40ZM46 70H48L47 72H46ZM65 70H66V72H65ZM72 71V72H70V71ZM75 72H74V71ZM82 70V71H81ZM92 72H91V71ZM94 70V71H93ZM124 70V71H123ZM146 70H148V72L146 71ZM151 70H152V72H151ZM155 70V71H154ZM190 71V72H188V74H187V72L186 71ZM197 70V71H196ZM224 70V71H223ZM235 70V71H234ZM243 71L242 73H239L240 71ZM14 71H16V72H14ZM35 71V72H34ZM50 71V72H49ZM55 71V72H54ZM58 71L59 72H61V74L60 73H58ZM68 71V72H67ZM81 71V72H80ZM85 71V72H84ZM88 71H89V73H88ZM154 71V72H153ZM171 73H170V72ZM177 71V72H176ZM181 71V72H180ZM194 71H196V72H194ZM203 71V72H202ZM221 71V72H220ZM227 71V72H226ZM237 71V72H236ZM245 71H247V72H245ZM22 72V73H21ZM48 72H49V74H48ZM64 72V73H63ZM77 72V73H76ZM96 74V76H95V74ZM105 72H107V73H105ZM150 72V73H149ZM167 72V73H166ZM183 72V73H182ZM200 72V73H199ZM216 72V73H215ZM223 72H225V73H223ZM20 73V74H19ZM24 73V74H23ZM36 73V76L33 78V76H34V74ZM43 73H45V74H43ZM51 73V74H50ZM54 75H53V74ZM55 73H57L56 74V76L58 77V79H56L55 77H53V76H55ZM65 73H67V76H66V78L64 77V74ZM84 73V74H83ZM89 75H88V74ZM97 73H100V74H97ZM112 73V74H111ZM149 75H148V74ZM170 73V74H169ZM190 73H191V75L193 76V78H195V76H196V74L198 75L197 76V78H195V79H197V80H193V78H191V75H190ZM195 73V74H194ZM210 73H212L213 75H215V76H213L212 74H210ZM221 73H223V74H221ZM227 73V74H226ZM231 73V74H230ZM257 75H256V74ZM262 73V74H261ZM39 74V76H37ZM58 74H60V75H58ZM72 75V78H70L71 77V75ZM80 74V75H79ZM91 74H93V75H91ZM104 74V75H103ZM142 74V75H141ZM147 74V76H149L148 78L145 76V75ZM151 74V75H150ZM221 74V75H220ZM232 74H234V75H232ZM18 75H20V76H18ZM24 77H23V76ZM47 76V77H43V76ZM66 75V74H65ZM83 75V76H82ZM87 75V76H86ZM100 75V76H99ZM112 75H115V76H112ZM130 75V76H129ZM141 75V76H140ZM156 75V76H155ZM173 77H172V76ZM188 76V78H189V80H188V78H186L187 76ZM190 75V76H189ZM220 77V79H219V77ZM231 75H232V77H233V79H232V77H231ZM241 75H242V77H241ZM28 76H30V79H29V77ZM41 76V77H40ZM78 76H80L79 77V79L80 80H78ZM98 76V77H97ZM101 76L102 77H105V79L104 78H101ZM123 76H125V77H123ZM181 76V77H180ZM183 76H186V77H183ZM205 76V77H204ZM211 76V78L213 77V79H211V78H209ZM227 76V77H226ZM243 76H245V78L243 77ZM251 76H253V77H251ZM53 79H51V78ZM84 78V77H86L88 80H90V81H86L87 79H82V78ZM94 78V79H96V77H97V79L96 80H94V81H92L93 79L92 78ZM99 77H100V80H102V81H99ZM112 77L114 78V79H112ZM142 77H143V81H142ZM146 77V78H145ZM161 77V78H160ZM168 77V78H167ZM171 77H172V79H171ZM223 77V78H222ZM226 77V78H225ZM230 77V78H229ZM241 77V78H240ZM259 79H258V78ZM9 78V79H8ZM12 78V79H11ZM25 78H26V80H25ZM40 78V79H39ZM42 78H44L45 79V81L47 80V79H49V80H47L46 82L44 81V79H42ZM62 78H64L65 80H62ZM74 78H75V80H74ZM110 78V79H109ZM118 80V83L119 84H117V81H116V79ZM120 78L122 79V81L120 80ZM131 78V79H130ZM141 78V79H140ZM147 79V80H145V79ZM179 78H181V79H179ZM251 80H250V79ZM5 81H4V80ZM29 79V80H28ZM36 79V80H35ZM56 79V80H55ZM59 79L61 80V82L59 81ZM67 79V80H66ZM77 79V80H76ZM136 79H138L137 81L138 82H142V84L139 86L138 85V91L139 90H141L142 89V91L140 92V93H138L137 94V96L140 98H144V96L146 97L145 99H147V100H149V97H153V98H150V99H153L154 101H156V99H157V101H156V104L155 105H158L157 106V109L159 110V113H162V117L160 118V117H156L155 115H154V112L152 113V112H150V111H147V109H145L143 106H138L136 103H135V105H134V101L133 100H131V96L132 95H130L129 94V89H130V86H132V84H134L136 81ZM148 79H150V80H148ZM157 79V80H156ZM160 79H163V80H160ZM183 79V80H182ZM202 79V80H201ZM203 79H204V81H203ZM219 79V80H218ZM227 79V80H226ZM229 79H231V80H229ZM236 79H239V80H236ZM259 81H258V80ZM13 80V81H12ZM26 81V83H25V81ZM37 81L38 80V83L37 82H35V81ZM42 80V81H41ZM83 80V81H82ZM85 80V81H84ZM120 80V81H119ZM124 80V81H123ZM147 81V84L150 86V88L153 86L152 84L150 85L149 84V82L150 83H153L154 81V87H155V89H153L154 87H152V90L151 89H149V88H146V87H149L148 85L146 86V82L145 81ZM173 81V82H171V81ZM178 80H179V82H178ZM201 80V81H200ZM207 80H209V81H207ZM213 81V82H210V81ZM233 80H235V81H233ZM246 80V81H245ZM249 80V81H248ZM256 80V81H255ZM15 81V82H14ZM21 83H20V82ZM29 81V82H28ZM44 81V82H43ZM66 81V82H65ZM67 81H70V82H68V83H71L72 81L74 82L73 84L75 85V83L78 85H76L75 87L77 88H75L74 87V85H72V83L71 84H68L67 85ZM108 81H109V83H108ZM113 81V82H112ZM158 81V82H157ZM177 81V82H176ZM186 81H188V83L186 82ZM192 81V82H191ZM200 81V82H199ZM215 81H216V83H215ZM218 81V82H217ZM223 82V84H221L222 82ZM230 81V82H233V83H235V84H232V83H228V82ZM238 81V82H237ZM255 83H254V82ZM7 82V83H6ZM8 82H10V83H8ZM16 82H18V83H16ZM55 82H60V83H57L58 84V86H57V84H55ZM98 82V83H97ZM100 82H102V85H101V83ZM103 82H105V83H103ZM110 82H111V84H110ZM159 82H161L160 84H159ZM208 82V83H207ZM220 82V84L219 85H221V87H219V86H217L218 85V83ZM227 82V83H226ZM237 82V83H236ZM251 82H253L252 83V85H251ZM256 82H258V83H256ZM4 85H2V84ZM5 83V84H4ZM40 83V84H39ZM46 83H52V87L50 86V85H48V84H46ZM66 83V84H65ZM91 83V84H90ZM92 83H94V84H92ZM96 83V84H95ZM112 83H114V84H112ZM132 83V84H131ZM155 83H156V85H155ZM157 83H158V85L159 86H157ZM167 83H169V84H167ZM172 83V84H171ZM181 83V84H180ZM193 83V84H192ZM211 83H213V84H216V86H214L213 84H211ZM239 83V84H238ZM240 83H241V85H240ZM244 83V85H242ZM247 83H248V85H247ZM12 84H14V86H15V84H16V86L15 87H13L12 86ZM29 85V87H28V85ZM37 86H36V85ZM54 84H55V88H57V89H55L53 86H54ZM124 84V85H123ZM188 84V85H187ZM202 84V85H201ZM205 84V85H204ZM228 85L227 87H225L226 85ZM231 84V85H230ZM236 84L238 85L237 86V88H236ZM259 84H260V86H259ZM2 85V86H1ZM23 85V86H22ZM89 87H88V86ZM114 85H116L115 87H114ZM128 85H129V87H128ZM168 85V86H167ZM201 85V86H200ZM240 85V86H239ZM257 85V86H256ZM7 86V87H6ZM10 86V87H9ZM18 86H19V88H18ZM36 86V87H35ZM39 86H41V87H39ZM57 86V87H56ZM66 86V87H65ZM71 86V87H70ZM86 86V87H85ZM104 86H106V87H104ZM124 86V87H123ZM144 87V89H143V87ZM199 86V87H198ZM209 86H212V87H209ZM222 86L223 87H225V88H223L222 89ZM232 86V91H231V87ZM235 86V87H234ZM16 87H17V89H16ZM37 87H39V88H37ZM72 87L73 88H75V91H76V93H77V95H76V93L74 92L73 94L71 93V89H72ZM98 87V88H97ZM120 87V88H119ZM141 87V88H140ZM157 87V88H156ZM195 87H196V89H195ZM202 89H201V88ZM209 87V88H208ZM220 88V91L218 90V92L217 91H215L216 89L215 88H217V89H219ZM252 87H254V88H252ZM261 87V88H260ZM263 87V88H262ZM6 88V89H5ZM9 88H10V92L8 93V91H9ZM29 88V89H28ZM31 88V89H30ZM59 88V89H58ZM70 88V89H69ZM88 90H87V89ZM95 88V89H94ZM108 88H110V89H108ZM112 88V89H111ZM127 88H129L128 90H127ZM163 88H166V89H163ZM168 88V89H167ZM186 88H187V90H186ZM197 88H199L200 90H197ZM211 88L212 89H214V90H211ZM227 88V89H226ZM230 88V89H229ZM249 88V89H248ZM259 88H260V90H259ZM13 89H15V90H13ZM27 89L28 90H31L32 91V94H31V97H29V91H27ZM47 89V90H46ZM51 89V90H50ZM53 89V90H52ZM80 91H82V92H80ZM85 89V90H84ZM108 89V90H107ZM114 89H115V91H114ZM118 89V90H117ZM180 89H182V90H180ZM209 89V90H208ZM240 89H242V90H240ZM251 89V90H250ZM260 91H258V90ZM5 90V91H4ZM21 90V91H20ZM24 90V91H23ZM42 90H43V93H42ZM46 90V91H45ZM55 90V92H56V90H57V92H56V94H55V92H53ZM67 90H68V92H67ZM91 90H94L93 91V93H92V91ZM112 92H111V91ZM165 90V91H164ZM170 90H171V92H170ZM181 92H183L184 94H185V91H186V96H188V94H189V98H186L187 99V101H186V99L184 98V97H186L185 95H183V93H181ZM195 90V91H194ZM204 90V93H201L202 91ZM206 90V91H205ZM224 90V91H223ZM226 90H228L229 92H227ZM236 90H238L237 92H236ZM243 90H245V91H243ZM262 90V91H261ZM11 91L13 92L12 94H10L11 93ZM14 91H15V93H14ZM17 91H18V93H17ZM20 91V92H19ZM30 91V92H31ZM39 91V92H38ZM50 91H51V93H50ZM61 91L63 92V93H61ZM74 91V89H72V92ZM78 91V92H77ZM87 91H89V92H87ZM100 93H99V92ZM105 93H104V92ZM109 91V92H108ZM114 91V92H113ZM128 91V92H127ZM137 91V92H138ZM153 92L154 94H156L157 95V97H156V95H153V93H147V92ZM177 91V92H176ZM191 91V92H190ZM198 91V92H197ZM231 91V92H230ZM239 91H241V92H239ZM253 92V94H252V92ZM256 91H258V92H256ZM36 92V93H35ZM45 92L47 93H49L48 94V96H46L47 94H45ZM59 92H60V94H61V96H63V97H61L60 96V94H59ZM65 92V93H64ZM67 92V93H66ZM85 92H87V93H85ZM94 92L96 93L97 92V94H94ZM111 92V93H110ZM143 92V93H142ZM160 92H161V98H160ZM171 94H170V93ZM178 92H180V96H179V94H178ZM187 92H189V93H187ZM215 92V93H214ZM256 92V93H255ZM8 93V94H7ZM25 93H27V95H28V97H27V95L25 94ZM42 93V94H41ZM79 93H81V97H82V99L84 100V101H82V102H79V101H81L82 99H81V97H80V95H79ZM91 93V94H90ZM102 93V94H101ZM110 93V94H109ZM113 93H114V95H113ZM145 93V94H144ZM158 93V94H157ZM166 95H165V94ZM174 95H173V94ZM193 95H192V94ZM212 93V94H211ZM220 94L221 93V97H220V95H218V94ZM222 93H224V94H222ZM227 93H230V94H227ZM231 93H233V95L231 94ZM239 93V94H238ZM262 93V94H261ZM15 94H16V96H17V99H16V97H15ZM34 94L36 95V96H38V97H36V96H34ZM54 94V95H53ZM66 95V96H64V95ZM70 94H72V95H75V96H73L72 98H71V96L72 95H70ZM85 94V95H84ZM93 94V95H92ZM101 94V95H103V96H99V95ZM136 94V93H135ZM152 96H151V95ZM169 94V95H168ZM203 94V95H202ZM208 94H211V96H210V98L208 97V98H205V97H207L206 95H208ZM214 94L216 95V97H214ZM227 94V95H226ZM243 94H245V95H243ZM4 95H7V96H5L4 97ZM33 95V96H32ZM42 95V96H41ZM68 95L70 96V99H69V97H68ZM79 95V96H78ZM90 95V97H88ZM109 95V96H108ZM110 95L113 97H110ZM128 95V96H127ZM140 95V96H139ZM144 95V96H143ZM149 96V97H147V96ZM158 95H159V97H158ZM163 95V96H162ZM178 95V96H177ZM198 97H196V96ZM226 95V96H225ZM250 95V96H249ZM258 95H260L259 97H258ZM13 96V98H15V99H13V98H11ZM39 96H40V99H39ZM52 96V97H51ZM60 97L59 99L61 100H59L58 98H56V97ZM105 96V97H104ZM108 98H107V97ZM171 96H173V97H171ZM190 96H192V97H190ZM201 96V97H200ZM217 96H219V97H217ZM224 96V97H223ZM230 96V97H229ZM233 96H234V98H233ZM241 96V97H240ZM245 96V97H244ZM12 99V101L9 99ZM21 97V98H20ZM48 97V98H47ZM50 97V98H49ZM68 97V98H67ZM78 98V100H77V98ZM92 97V98H91ZM98 97V98H97ZM102 97V98H101ZM117 97V98H116ZM123 97V98H122ZM156 97V98H155ZM165 97V98H164ZM168 97H169V99H168ZM170 97H171V99H170ZM174 97H177V98H174ZM195 97V98H194ZM214 99H213V98ZM238 97V98H237ZM239 97H240V99H242V100H240L239 99ZM253 97V98H252ZM259 98V100H258V98ZM5 98H6V100L7 101H5ZM18 98H20V100L18 99ZM26 98V99H25ZM39 100H38V99ZM46 98L48 99V100H46ZM86 98V99H85ZM126 98V102H125V99ZM130 98V100H128ZM165 100H164V99ZM183 98V99H182ZM215 98H216V100H215ZM220 98H222V99H225L226 100V102H225V100H223L222 101V99L220 100ZM250 98V99H249ZM254 98H255V100H254ZM62 99H63V101H62ZM68 99H69V101H68ZM87 99H90L89 101H87ZM91 99H93V100H91ZM107 99V101H105ZM109 99V100H108ZM176 99V100H175ZM185 99V100H184ZM205 99H206V101H205ZM210 101H209V100ZM237 99V100H236ZM257 99V100H256ZM261 99H263V100H261ZM11 101V105H10V101ZM18 100V101H17ZM29 100V101H28ZM32 100V101H31ZM43 101V104H44V102H45V104H44V107H41V106H43V104L41 103V105H40V107L38 106L39 104H40V102H42ZM75 100V101H74ZM99 100H100V102H99ZM102 100V101H101ZM128 100V101H127ZM191 100H192V102H191ZM198 100V101H197ZM203 100V101H202ZM212 100H214L213 102H212ZM221 102H220V101ZM236 100V101H235ZM246 100L248 101L247 103H249V104H246ZM15 101H17V102H15ZM20 101V102H19ZM39 101V102H38ZM47 101H49V102H47ZM58 101H59V104L57 105V103H58ZM97 101V102H96ZM110 101V102H109ZM114 101H116V103L119 101V103H117V104H114L115 102ZM121 101V102H120ZM122 101H124L125 103H123ZM133 101V102H132ZM165 101V102H164ZM167 101H172V103L171 102H167ZM177 101V102H176ZM179 101V102H178ZM201 103H200V102ZM205 101V102H204ZM231 101V102H230ZM240 101H242V102H240ZM260 101V102H259ZM4 102V103H3ZM6 102V103H5ZM26 102H27V105H26ZM32 102V103H31ZM55 102V103H54ZM68 102V103H67ZM74 102V103H73ZM85 102V103H84ZM105 102V103H104ZM108 102V103H107ZM160 102H161V104H163V105H161L160 104ZM181 102V103H180ZM188 102V103H187ZM220 102V105L218 104ZM235 102V103H234ZM251 102V103H250ZM17 103V104H16ZM20 103H22V104H20ZM25 103V104H24ZM37 103H38V105H37ZM51 103H52V106H51ZM63 103H64V105H63ZM67 103V104H66ZM71 103H73V105L74 104H76L77 106H78V108H77V106L76 105H74V106H72V104ZM80 103V104H79ZM91 103H93V104H91ZM97 103V104H96ZM100 103V104H99ZM102 103V104H101ZM104 103V104H103ZM110 103H112L111 105H110ZM125 105H127V108L130 110V111H128V109L127 108H124L123 106V104ZM166 103V104H165ZM197 103H200V104H197ZM208 103V104H207ZM227 103V105L225 106V104ZM231 103V104H230ZM236 103H237V105H236ZM240 103V104H239ZM244 103V104H243ZM256 105H255V104ZM258 103V104H257ZM261 103H263V105L261 104ZM1 104H2V106H1ZM3 104H4V107H3ZM8 104V105H7ZM30 104H32L33 106L32 107H30L31 105ZM37 105V106H35V105ZM61 104V105H60ZM69 104H70V106H69ZM83 106H82V105ZM94 104H96V105H94ZM133 105V106H131V105ZM170 104V105H169ZM177 105V107L175 106V105ZM184 104H186V105H188V107L186 106V105H184ZM192 104V105H191ZM193 104H195V105H193ZM198 106H197V105ZM203 104H205V105H203ZM217 104L220 106L219 108H217V107H214V106H217ZM221 104H223L224 105V107H223V105H221ZM238 104H239V106H238ZM261 104V105H260ZM6 105V106H5ZM30 105V106H29ZM62 105H63V108H62ZM88 105V106H87ZM101 105V106H100ZM104 105H106V106H104ZM112 107V109H110V106ZM115 105V106H114ZM121 105V106H120ZM123 105V106H122ZM126 105H125V107H126ZM160 105V106H159ZM169 105V106H168ZM184 105V106H183ZM201 105V107H204V110H205V112H207V116H208V118H210L209 119V121L207 120V116H206V113L204 112V113H202L201 111H200V109H201V107H199ZM207 105V106H206ZM214 105V106H213ZM229 105V106H228ZM236 107H239V108H236V110L234 109L235 108V106ZM255 105V106H254ZM15 106V107H14ZM25 106H27L26 108L27 109H25ZM47 106V107H46ZM53 106H54V108H55V110H54V108H53ZM60 107V108H57V107ZM66 106H68V108L66 107ZM79 106H81V108L79 107ZM85 106V107H84ZM96 106V107H95ZM97 106H100V107H97ZM136 106V109H132V108H134ZM162 106V107H161ZM211 106H213V107H211ZM227 106H228V109H227ZM230 106H233V107H230ZM244 106V107H243ZM261 106V107H260ZM7 109H6V108ZM9 107H10V109H9ZM32 108V109H30V108ZM35 107H37L36 109H35ZM39 107V108H38ZM64 107H66L65 109H64ZM71 107V108H70ZM72 107H73V110H72ZM93 107H95V108H93ZM105 107V108H104ZM122 107V108H121ZM159 107V108H158ZM168 107V108H167ZM176 107V108H175ZM180 107H182V109L180 108ZM211 108V110L209 111V108ZM221 107H222V109H221ZM229 107H230V109H229ZM245 108L248 112H249V110L251 111L250 113H247V111L244 109V110H242L243 108ZM252 107V108H251ZM2 108V109H1ZM12 108V109H11ZM15 108H16V110H15ZM19 108H21V110L19 109ZM44 108V109H43ZM74 108H76L75 110L76 111H74ZM87 108L89 109V111H86V114L84 113L85 112V110H87ZM119 108H120V110H119ZM172 108L174 109H176V111L174 112L173 110H172ZM177 108H178V110H179V114H178V110H177ZM180 108V109H179ZM188 108V109H187ZM198 108V109H197ZM217 108V109H216ZM232 108V109H231ZM241 108V109H240ZM259 108V109H258ZM24 109V111H25V113H24V111H22ZM43 109V110H42ZM51 109H52V111H51ZM65 111H63V110ZM70 111H69V110ZM81 109V110H80ZM82 109H84V110H82ZM91 109V110H90ZM93 109V110H92ZM94 109H96L95 111H94ZM101 110V111H99L98 112V110ZM114 109V110H113ZM124 109V110H123ZM125 109H127V111L125 110ZM143 109H144V112H143ZM163 109V110H162ZM171 109V110H170ZM174 109V110H175ZM189 111H187V110ZM197 109V110H196ZM215 110L216 109V111H213V112H215L214 114H215V116L213 117V119L210 117V116H212L211 114L212 113H210L212 110ZM225 109V112L223 111ZM261 109V110H260ZM6 110V111H5ZM14 110H15V112H14ZM19 110H20V112H19ZM26 110H30L29 112L28 111H26ZM36 110V111H35ZM54 110V111H53ZM63 111L64 112V114H66V115H64L63 114V112H61V111ZM109 110V111H108ZM142 110V111H141ZM165 110V111H164ZM183 110V111H182ZM195 110V111H194ZM208 110V111H207ZM233 111V114H235V115H233L232 114V111ZM240 110H242V111H240ZM263 110V111H262ZM5 111V112H4ZM8 111V112H7ZM18 111V112H17ZM58 113H57V112ZM59 111H60V113H59ZM68 111V112H67ZM74 111V112H73ZM82 111H83V114L81 115V117H79L80 115L79 114H81L82 113ZM91 111V112H90ZM124 111V112H123ZM132 111V112H131ZM139 111V112H138ZM156 111V110H155ZM162 111V112H161ZM184 111H186V112H184ZM192 111V112H191ZM194 111V112H193ZM198 111H199V113H200V115H195V114H199L198 113ZM228 111V112H227ZM230 111H231V114H232V118L234 119H232L231 118V115H230ZM237 111V112H236ZM259 111V112H258ZM261 111V112H260ZM13 112V113H12ZM41 112H42V114H41ZM51 112V113H50ZM54 112V113H53ZM73 113V114H71V113ZM75 112H77L76 114H74ZM80 112V113H79ZM88 112V113H87ZM114 112V113H113ZM127 112H129L128 114L129 115H131V116H129V115H126V116H124V113H127ZM143 112V113H142ZM180 112H182V113H180ZM236 112V113H235ZM258 112V113H257ZM7 113V114H6ZM8 113H10L11 114V116H10V114H8ZM23 113H24V115H23ZM27 113H29V114H27ZM30 113H31V115H34L33 116V118H34V120L35 121H31V120H33V118H31L32 116L30 115ZM36 113H38V114H36ZM40 113V114H39ZM47 113H49V114H47ZM95 113L97 114V115H95ZM99 113L101 114H103V116H102V114L101 115H99ZM111 113H113V114H111ZM119 113H120V115H119ZM130 113H132V114H130ZM139 113V114H138ZM168 113V114H167ZM174 113V114H173ZM175 113H177L178 115H180V116H178V115H175ZM189 113H190V115H189ZM210 113V114H209ZM218 113H220L221 115H219ZM238 113V114H237ZM252 113H256V115L254 116V118H253V115L254 114H252ZM3 114L5 115V116H3ZM35 114L37 115V117L35 116ZM50 114H52V115H50ZM59 114V115H58ZM63 114V115H62ZM70 114H71V116H73V117H71L70 116ZM85 114V115H84ZM88 114H90V115H95L96 117L94 118L93 116H91V117H93V119L90 117V115H88ZM115 114H118V115H115ZM135 114V115H134ZM152 114V115H151ZM165 114V115H164ZM167 114V115H166ZM182 114H184V115H186V117H185V122H182V121H184V115H182ZM203 114V115H202ZM240 114V115H239ZM244 114V115H243ZM247 114V115H246ZM249 114V115H248ZM251 114V115H250ZM260 114V115H259ZM15 115V116H14ZM30 115V116H29ZM41 115L43 116V118H44V120L42 119V117H41ZM45 115H50L51 117H49V116H45ZM75 115V116H74ZM76 115H77V119H78V117H79V121H77V119H75L76 118ZM83 115H84V117H83ZM89 117H88V116ZM99 115V116H98ZM105 115V116H104ZM111 115V116H110ZM115 115V116H114ZM134 115V116H133ZM139 115H140V118H139ZM142 115V116H141ZM145 115V116H144ZM169 115V116H168ZM172 117H171V116ZM188 115H189V117L190 118H188ZM195 115V116H194ZM202 115V116H201ZM205 115V116H204ZM218 115V116H217ZM238 115V116H237ZM25 117V119H24V117ZM65 116V117H64ZM66 116H68V118L66 119L67 120V123L65 122L66 120H63V118L65 119L66 118ZM69 116H70V118H73L72 120L69 118ZM118 117V119L116 120V118ZM124 117L125 118V120H123V119H120L121 117ZM129 116V117H128ZM133 116V117H132ZM137 116H138V119H137ZM152 116V117H151ZM155 116V117H154ZM199 116V117H198ZM223 116H225L224 118H223ZM228 118H227V117ZM242 116V117H241ZM10 117V118H9ZM35 117L36 118H38L39 120H38V122H37V119H35ZM41 119H40V118ZM48 117V118H47ZM53 117H55V118H53ZM56 117H58V119H57V122H55L56 121ZM88 117V118H87ZM103 119H102V118ZM105 117V118H104ZM114 117H116V118H114ZM130 117L132 118V119H130ZM147 117H148V120H150V121H148L147 120ZM195 117V118H194ZM198 117V118H197ZM202 117V118H201ZM216 117H217V119L219 118V120H217L216 119ZM229 117H230V119H229ZM239 119H238V118ZM258 117H260V118H258ZM7 118H9V119H7ZM12 118V119H11ZM22 120H21V119ZM46 118V119H45ZM53 118V120H54V124H52L53 122V120H51V119ZM60 118V119H59ZM89 118H90V121H89ZM97 118V119H96ZM101 118V119H100ZM106 118H108L107 120H106ZM112 118V119H111ZM130 120H129V119ZM165 118V119H164ZM167 118V119H166ZM176 118V120H174ZM178 118V119H177ZM225 118H227V120L225 119ZM237 118V119H236ZM240 118H242V120L240 119ZM248 118V119H247ZM263 118V119H262ZM3 119V120H2ZM14 119H16V120H18L17 122H14ZM28 119H29V121H28ZM31 119V120H30ZM69 119H70V122H68L69 121ZM84 119V120H83ZM160 119L162 120V121H160ZM179 119H180V122H179ZM212 119V120H211ZM237 121H236V120ZM247 119V120H246ZM261 119H262V121H261ZM6 120V121H5ZM26 121V124H25V121ZM45 120H46V122H45ZM47 120H49V122L47 123ZM61 120V121H60ZM76 120V121H75ZM99 121V123H97V122H95V121ZM102 120V121H101ZM104 120H106V121H104ZM112 120V121H111ZM132 120V121H131ZM142 120V122H139V121H141ZM157 120H159V121H157ZM167 121L165 124H163L162 125V123H164L165 121ZM194 120V121H193ZM196 120V121H195ZM200 120V121H199ZM203 120V121H202ZM223 120V121H222ZM225 120V121H224ZM241 122H240V121ZM5 121V122H4ZM10 121V122H9ZM20 121H22L21 123H20ZM62 121L65 123V124H67V125H64L63 123H62ZM75 121V122H74ZM115 121V122H114ZM121 121H122V124L123 125H121ZM124 121V122H123ZM135 121V122H134ZM147 121V122H146ZM152 121H154V122H152ZM189 121L191 122V126H189L190 124H189ZM211 121V122H210ZM212 121H213V123H212ZM216 121V122H215ZM234 121V122H233ZM242 121H243V123H242ZM244 121L245 122H247V124H245L244 123ZM261 121V122H260ZM8 122V123H7ZM24 122V123H23ZM32 122H33V125H32ZM35 122V123H34ZM36 122H37V124H36ZM52 122V123H51ZM74 122V123H73ZM88 122H90V124L88 123ZM94 122V123H93ZM110 124H109V123ZM112 122V123H111ZM132 122V123H131ZM158 122V123H157ZM162 122V123H161ZM168 122H169V124H168ZM200 122V123H199ZM220 122H221V124H220ZM235 125H238V126H236V128H235V126L232 124V123ZM242 124H240V123ZM263 122V123H262ZM9 123H10V125H9ZM19 123H20V126L21 127H19ZM30 125V123H31V125L30 126H32V127H30L28 124ZM44 123V124H43ZM46 123V124H45ZM69 123V124H68ZM76 123V125H73V124H75ZM79 123V124H78ZM92 123V124H91ZM108 123V124H107ZM119 123H120V126H119ZM130 123V124H129ZM154 123H156V125H154ZM162 125V127H161V125ZM171 123H173V125H170ZM178 123V124H177ZM181 123V124H180ZM182 123H185V124H182ZM196 123V124H195ZM229 123H231V124H229ZM254 123H256V124H254ZM263 126V128H261L262 126H259L260 124ZM15 124V125H14ZM23 124H25V125H27V126H25L24 127V125ZM40 124V125H39ZM55 124H56V126H55ZM78 124V125H77ZM112 124V125H111ZM133 124V125H132ZM145 124H147V126L145 125ZM150 124V125H149ZM175 124H177V125H175ZM180 124V125H179ZM189 124V125H188ZM195 124V125H194ZM198 124V125H197ZM207 124V125H206ZM2 125H3V127H2ZM13 125V126H12ZM19 127V129H17V126ZM38 125H39V127H38ZM43 125V126H42ZM46 125H47V127H46ZM54 125V129H53V126ZM64 125V126H63ZM68 125H70V127H68V129L69 130H66L67 129V126ZM93 125H94V127H93ZM95 125H96V127H95ZM97 125H98V127H97ZM108 125V126H107ZM110 125V126H109ZM135 125V126H134ZM152 125H153V127H152ZM159 125H160V127H159ZM198 127H197V126ZM202 125V126H201ZM219 125H221V126H219ZM225 125V126H224ZM231 125H233V127L231 126ZM247 126V128L249 127V128H251V127H256L257 126V129L255 128V129H253V130H251V129H247L246 128V126ZM254 125V126H253ZM40 126L41 127H43V128H41L40 129ZM47 128V130H45V127ZM48 126H49V128H48ZM51 126V127H50ZM123 126H124V128H123ZM166 126V128L164 129V127ZM168 126H172V127H174L173 128V132L176 130V129H178V130H180V131H184V129L183 128H185V126H186V128H185V134L183 135V136H181L182 134H183V132L181 133L180 131H176V132H174V134L173 133H169L168 134V130H167V128H168ZM179 126V127H178ZM183 126V128H181V127ZM200 126V127H199ZM227 126H231L230 127V129H229V127L227 128ZM241 126V127H240ZM34 127V129H32ZM36 127V128H35ZM55 127H56V130H55ZM57 127H59V128H57ZM108 127H109V129H108ZM126 127H127V129H126ZM129 127V128H128ZM136 127V128H135ZM143 127V128H142ZM145 127H146V129H145ZM154 127H157L156 129H153ZM190 127H192L191 129H190ZM194 127V128H193ZM196 127V128H195ZM201 127H203V129L201 128ZM211 127V128H210ZM224 127V128H223ZM12 128V129H11ZM24 130H23V129ZM39 130H38V129ZM52 128V129H51ZM115 128V129H114ZM119 128V129H118ZM123 128V129H122ZM135 128V129H134ZM152 128V129H151ZM176 128V129H175ZM218 128H219V130H218ZM226 128V129H225ZM236 129V130H234V129ZM239 128V129H238ZM240 128L243 130H240ZM15 131H14V130ZM36 129V130H35ZM108 130V131H106V130ZM113 129V130H112ZM131 129V130H130ZM134 129V130H133ZM139 129H140V131H139ZM148 129H150V131L148 130ZM187 129V130H186ZM188 129L190 130V131H188ZM193 129V130H192ZM208 129V130H207ZM213 129V130H212ZM216 129H217V131H216ZM225 129V130H224ZM228 129V130H227ZM231 129H233L232 130V132L230 131ZM238 129V130H237ZM261 129V130H260ZM12 130H13V132H12ZM29 132H31V133H29ZM31 130V131H30ZM40 130H41V132H40ZM51 130V131H50ZM65 130V131H64ZM86 130V131H85ZM89 130V131H88ZM90 130H91V133H89L90 132ZM93 130H95V131H97V132H95L94 131V133H93V135H92V132H93ZM104 130V131H103ZM112 130V131H111ZM127 130V131H126ZM144 130H145V132H144ZM147 130V131H146ZM198 130H202V131H198ZM204 130H205V132H204ZM207 130V131H206ZM254 131V134L251 132V131ZM255 130L257 131V134L255 133ZM258 130H260L259 132V134L261 135H259L258 134ZM23 131V132H22ZM24 131H26V133L24 132ZM38 131V132H37ZM44 131V132H43ZM49 131V132H48ZM55 131V132H54ZM131 131V132H130ZM138 131H139V133H138ZM154 131V132H153ZM155 131H157V132H155ZM161 133V135L162 136H160V134H159V132ZM164 131L166 132V134L164 133ZM186 131H188L187 133H186ZM213 131H215V132H213ZM229 131V132H228ZM235 131V132H234ZM242 131V132H241ZM250 131V132H249ZM20 132H21V134H20ZM35 132H37V135L35 134ZM40 132V133H39ZM47 134H46V133ZM64 133L63 134V136L62 135H59V134H61V133ZM66 132V133H65ZM83 132H85V134H86V132H88L89 133V135H88V133H87V136L85 135H83ZM103 134V136H105V137H103L102 136V134ZM104 132V133H103ZM105 132H107V133H105ZM128 132H129V134H128ZM155 133V134H153V133ZM191 132V133H190ZM223 132V133H222ZM227 132H228V134H227ZM244 132H247V135L245 136V133ZM4 133H6V135L9 137V138H14L15 136L17 137L18 136V138L16 139V138H14V139H7V136H5V134ZM23 133V134H22ZM24 133H25V135H26V137H27V139H26V137L24 136ZM34 133V134H33ZM38 133H39V135H38ZM53 133V134H52ZM55 133H56V135H55ZM97 133H99V134H97ZM112 135H111V134ZM117 133V134H116ZM134 133H136V134H134ZM202 133V134H201ZM205 133V134H204ZM218 133H220V135H221V133L223 134V136L221 135L220 136V139L222 140H217V138H219V134L217 135ZM234 133L235 134H237L236 135V137H241V138H236L235 137V135H234ZM244 133V134H243ZM248 133H250L251 134V137L252 138H254V139H252L251 137L249 138V136H250V134H248ZM16 134V135H15ZM92 135V137H90L91 135ZM107 134H109V136L107 135ZM128 134V135H127ZM130 134H131V136H130ZM145 135V137L143 136H141V135ZM156 134H158V135H156ZM173 134V135H172ZM176 134V135H175ZM180 134V135H179ZM199 134H201V135H199ZM207 135V136H204V135ZM227 134V135H226ZM229 134H233L234 136H232V137H234V138H232V137H229L228 135ZM11 135V136H10ZM20 135H22V136H20ZM30 135V136H29ZM34 135V136H33ZM41 135H43L44 137L42 138V136ZM47 135L49 136V137H47ZM102 136V139L99 141L98 139H100L99 138V136ZM134 135V136H133ZM135 135H137V136H135ZM138 135H140V136H138ZM153 135V136H152ZM156 137H155V136ZM172 135V136H171ZM194 135V136H193ZM203 135V136H202ZM213 135V136H212ZM249 135V136H248ZM4 136L6 137V138H4ZM31 136H33L32 138H31ZM40 138H39V137ZM45 136H46V138H50V143L49 144H47V142L49 141V139H46L45 138ZM57 136H58V138H57ZM62 136V137H61ZM65 136L67 137V139H65L66 141L67 140H69V141H67L68 143H66V142H63V141H65L63 138H65ZM98 136V137H97ZM100 136V137H101ZM111 136H113V137H111ZM116 136H118V137H116ZM121 136H123V137H121ZM127 136V137H126ZM202 138H201V137ZM209 136H211V137H209ZM218 136V137H217ZM224 136H227V138H229V143H227V138H225ZM243 136H245V137H243ZM247 136H248V138H247ZM259 136V137H258ZM3 137V138H2ZM25 137V138H24ZM38 138V140L36 139V138ZM79 137H81V138H79ZM83 137V138H82ZM84 137L86 138L85 140H84ZM94 137L96 138V139H94ZM111 137V138H110ZM157 137H159L158 139H157ZM178 137V138H177ZM189 137H190V139H189ZM191 137H194V138H191ZM201 139H199V138ZM203 137H204V140H203ZM206 137H208V138H206ZM215 137H216V139H215ZM242 137L243 138H245V139H242ZM256 137V138H255ZM259 139H258V138ZM2 138V139H1ZM20 138H22V139H20ZM24 138V139H23ZM34 138H35V140H34ZM53 138H54V140H53ZM71 140H70V139ZM89 138V139H88ZM93 140H92V139ZM98 138V139H97ZM125 138V140H123V139ZM142 138V139H141ZM143 138H147L148 140H146L145 141V139H143ZM149 138H152V139H150L149 140ZM183 138V139H182ZM196 138V139H195ZM213 138V139H212ZM263 138V139H262ZM16 139V140H15ZM26 139V140H25ZM32 139V140H31ZM41 139V140H40ZM52 139V140H51ZM56 139V140H55ZM58 139H59V141H58ZM88 139V140H87ZM117 139V140H116ZM126 139H128V141L126 140ZM131 139H133V141L131 140ZM136 139V140H135ZM167 139V141H166V143L164 144V143H162V142H164L165 140ZM178 139V140H177ZM188 139V140H187ZM192 139H195V140H197V141H195V140H192ZM206 139V140H205ZM208 139H210V140H208ZM216 141H218V142H215V140ZM251 139V140H250ZM255 139H257V141H255ZM262 139V140H261ZM6 140V141H5ZM11 140H13V141H11ZM23 140V141H22ZM29 140H31V141H29ZM39 142V144H36L37 146L38 145H40L39 146V148H40V150L38 149V147L35 145V143H37V141ZM46 140V141H45ZM60 140H62V141H60ZM80 140V141H79ZM92 142H90V141ZM116 140V142L114 143L113 141H115ZM138 140V141H137ZM157 140V141H156ZM160 140V141H159ZM177 140V141H176ZM179 140H180V142L182 141V143H180L179 144ZM212 140V141H211ZM245 140H249L248 142L246 141L245 142ZM256 142V143H258L259 141H261V142H263V143H261V142H259L258 143V145H256V143L254 142V141ZM3 141H5V143L3 142ZM15 141V143H17L18 145H20V143H27V144H24V145H20L21 146V148L23 149V150H25L26 152L24 153V151L22 150V149H19V146L18 145H16L15 143H14V145L13 144H11V143H13ZM18 141H20L19 143H18ZM43 141H45V142H43ZM84 141V142H83ZM85 141L86 142H90V144L89 143H86L85 144ZM119 141V142H118ZM133 142V144H132V142ZM140 141H142L141 143H140ZM146 143H145V142ZM150 141V142H149ZM153 141V142H152ZM162 141V142H161ZM169 141V142H168ZM175 141V142H174ZM184 141H186V142H184ZM193 141H195V142H198L196 145L198 146H196L195 145V148H192L191 149V147H189L190 149H191V151L193 150V151H195V150H197V151H195V154H194V152L192 151H190V149H184V151H182L180 148L183 146L184 147V145H186V143L187 142H193ZM201 141H204V142H200ZM214 141V142H213ZM232 141H235V147H236V149H235V147H234V142H232ZM237 141H238V143H237ZM29 142H30V144L31 145H33V147H31V145H30V147L31 148H35V149H31L30 147H29ZM33 142H35V143H33ZM42 142V143H41ZM57 142V144H55ZM94 142V143H93ZM111 142H113V143H111ZM124 142V144L125 145H127L128 144V146L126 147V146H124V145H119L120 143H123ZM128 142V143H127ZM152 142V143H151ZM162 143L161 145L159 144V143ZM184 142V143H183ZM207 142V143H206ZM208 142H210L211 144H212V142H213V144L211 145L210 143L208 144ZM239 142L242 144V147H241V145H240V147H238L239 146ZM244 144H246V147L245 146H243V143ZM252 142V144H250V143ZM41 143V144H40ZM64 143V144H63ZM66 143V144H65ZM70 143H73V144H70ZM74 143H75V145H74ZM79 143H80V145H79ZM110 143V144H109ZM142 143H143V145H142ZM145 143V144H144ZM150 143H151V145H150ZM218 145V148L215 146L216 144ZM224 143V144H223ZM225 143H227V145L226 146H220V145H225ZM231 143V144H230ZM8 144V145H7ZM43 144H45V145H43ZM53 144V145H52ZM61 145L63 148H61V146H57V145ZM88 144V145H87ZM106 144H107V146H106ZM113 144V145H112ZM129 144H130V147H129ZM139 144H140V146H139ZM158 144H159V146H158ZM207 145V147H206V145ZM249 146H248V145ZM11 145H13V146H11ZM16 145V146H15ZM27 146V148L29 147V149H31V150H28L27 148H26V146ZM63 145H67V146H63ZM71 145V146H70ZM90 145V146H89ZM105 145V147H103ZM109 145V146H108ZM111 145H112V147H111ZM119 145V146H118ZM152 145H153V147H152ZM157 146V148H156V146ZM164 145H166V146H164ZM199 145H201V146H199ZM204 145V146H203ZM211 145V146H210ZM253 145V146H252ZM261 145H263L262 146V148H259V147H261ZM14 147L13 149H15V150H18V151H16L15 152V150H13L11 147ZM18 146V147H17ZM25 148H24V147ZM51 146H52V148H51ZM69 146V147H68ZM114 146V147H113ZM122 146L123 147H125L124 148V150H123V148H122ZM179 146V147H178ZM208 146H209V148H208ZM230 146H231V148H230ZM257 146H259V147H257ZM8 147V148H7ZM10 147V148H9ZM36 147H37V150H36ZM41 147H42V149L43 150H41ZM47 147V148H46ZM64 147L65 148H67V150H69V151H67V150H65V151H62V150H64ZM70 147H72L71 148V150L69 149ZM75 149H74V148ZM106 147H108V150L109 151H106L107 150V148ZM143 147V148H142ZM146 147V148H145ZM147 147H148V149H147ZM150 147H152V148H150ZM155 147V148H154ZM162 147H164V148H162ZM200 147H203V149L202 148H200ZM208 149H206V148ZM216 147V148H215ZM221 147V148H220ZM223 147L226 149H223ZM228 147H229V149H228ZM248 147V148H247ZM251 147V148H250ZM17 148V149H16ZM49 148V149H48ZM51 148V149H50ZM55 148H56V150H55ZM80 150H82L83 151V153H80L81 154V156H79V158H81V159H78V155H79V149ZM98 148V149H97ZM114 148H117V151L114 149ZM118 148H119V150H118ZM131 148V149H130ZM136 148V149H135ZM138 148V149H137ZM141 148L143 149L142 150V152H141ZM161 148V149H160ZM173 148H174V150H173ZM178 148V149H177ZM187 148V147H186ZM211 148V149H210ZM234 148V149H233ZM241 148V149H240ZM244 150H243V149ZM257 148V149H256ZM11 149V150H10ZM61 150V152H62V154H61V152H60V150ZM112 151H111V150ZM133 149V150H132ZM152 149V150H151ZM154 149V150H153ZM180 149V150H179ZM195 149V150H194ZM204 149L205 150H207L206 151V153H209V152H212V153H209L210 154V156H209V154L206 156V153H204L205 151H204ZM218 149H222V150H224V152L221 150H218ZM246 149H247V151H248V153L246 152ZM251 151V152H253V153H251L249 150ZM263 149V150H262ZM2 150V151H1ZM8 151V152H10V151H12V152H14L13 154H12V152L11 153H8V152H5V151ZM20 150V151H19ZM50 150H52V152L50 153ZM53 150H55V151H53ZM58 150V151H57ZM90 150V151H89ZM94 150H96V154L94 153ZM104 151L103 153L102 152H100V151ZM136 150V151H135ZM138 150V151H137ZM147 150H148V152H147ZM156 150V151H155ZM159 150V151H158ZM162 150H166V151H163L162 153H160ZM180 151L179 152V154H178V152L177 151ZM198 150H200V151H198ZM216 152H215V151ZM228 150V151H227ZM243 150V151H242ZM27 151L29 152L28 154L30 155L31 153V156H29L28 154H27ZM34 151H35V153L37 152V154L35 155V153H34ZM38 151H45L44 153L43 152H41V153H39L38 154ZM46 151H48L49 153H50V155H48L47 154V152ZM67 151V152H66ZM76 151H78L77 153H75ZM91 151H92V153L93 154H91ZM116 151V154L114 153ZM119 151V152H118ZM146 151V152H145ZM158 151V152H157ZM201 151H204V152H202L201 154H200V152ZM232 151V152H231ZM239 151V152H238ZM261 151H263V152H261ZM2 152H4V153H2ZM58 152H60V153H58ZM71 152L73 153V154H71ZM89 152V153H88ZM107 152V153H106ZM113 152V153H112ZM121 152V153H120ZM133 152V153H132ZM141 154H140V153ZM145 152V153H144ZM216 154H215V153ZM224 153V154H222V153ZM246 152V154L244 155V153ZM250 152V153H249ZM254 152H255V154H254ZM256 152H257V154H256ZM260 152V153H259ZM21 153H22V155H24L25 154V157L24 156H22V157H20V155H21ZM34 153V154H33ZM58 153V154H57ZM112 153V154H111ZM127 153H129V155L127 154ZM131 153V154H130ZM142 153H143V155H142ZM171 153V154H170ZM180 153H182V156H180L181 154ZM1 154H0V156H1ZM10 154V155H9ZM41 154H42V156H41ZM47 154V155H46ZM55 155V158L57 159V157H58V159L57 160H55V158L54 157H52L53 155ZM57 154V155H56ZM60 154H61V156H60ZM65 155V156H63L62 157V155ZM94 155V156H90V155ZM97 154H99V155H101V156H99V155H97ZM121 154V155H120ZM125 154V155H124ZM148 154V155H147ZM159 154H160V156H159ZM169 154V155H168ZM186 154V155H185ZM198 154V155H197ZM213 154V155H212ZM220 156H219V155ZM227 154V155H226ZM231 156H230V155ZM233 154V155H232ZM250 154V155H249ZM12 155H14V157L15 158H17V159H15ZM34 155V156H33ZM74 155V156H73ZM82 155H83V157H82ZM98 157H97V156ZM107 155H109L108 157H107ZM123 156L122 157V159L124 160L125 159V156H126V158L127 159H125V161H123L122 159H121V161H120V156ZM138 157H136V156ZM148 157H147V156ZM171 155L172 156H175V158L174 159H172L171 158ZM215 155V156H214ZM237 155V156H236ZM240 155V156H239ZM241 155H243V156H241ZM249 155V156H248ZM254 155V156H253ZM19 157V159L21 158V160H18V157ZM28 156V157H27ZM38 156V157H37ZM40 156V157H39ZM57 156V157H56ZM86 156V157H85ZM105 156V161L103 162L104 164H102V160L100 159V158H103ZM128 156H129V158L131 157L132 159H128ZM142 156L144 157V159L142 158ZM158 156V157H157ZM167 156L169 157V159L167 158ZM188 156V157H187ZM228 156V157H227ZM247 156V157H246ZM29 157H30V159H29ZM33 157H36L35 159H38V160H40V161H36ZM49 157H51V158H49ZM73 157V158H72ZM77 157V159H75ZM86 158V163H88L87 161H89V163L87 164V165H85V162H84V160H83V158ZM89 157H91L90 159H88ZM93 157V158H92ZM100 157V158H99ZM109 157H112V158H109ZM117 157V158H116ZM206 157V158H205ZM221 157V158H220ZM236 157V158H235ZM240 157H243L244 159H240ZM251 157H254V158H251ZM257 157V158H256ZM8 158V159H7ZM40 158H42V159H40ZM53 158V159H52ZM62 158H63V160H65V161H62ZM71 158V159H70ZM84 158V159H85ZM114 158V159H113ZM118 158H119V162L117 161L118 160ZM134 158V159H133ZM135 158H136V160H138V161H136L135 160ZM153 158V159H152ZM162 158V159H161ZM187 158V159H186ZM190 158H191V160H190ZM205 158V159H204ZM209 158V159H208ZM210 158H211V160H210ZM215 159V161L217 160L218 161V159L219 160H221L222 159V162L221 161H218V164H217V161L215 162L214 160H212V159ZM238 158V159H237ZM260 158V159H259ZM15 159V160H14ZM35 160V162L33 163L32 161H34ZM69 159L71 160L70 161V164L68 163L67 164V161L69 162ZM88 159V160H87ZM96 159V160H95ZM110 159V160H109ZM112 159L114 160V161H112ZM115 159H117V160H115ZM230 159V160H229ZM234 159V160H233ZM254 159H256V160H254ZM18 160V161H17ZM28 160V161H27ZM30 160V161H29ZM46 160V161H45ZM59 160H61V161H59ZM81 160V161H80ZM96 162H95V161ZM107 160H108V162H107ZM127 160H128V163H126L127 162ZM134 160V162H132V161ZM143 160V161H142ZM149 160H153V162L152 161H149ZM189 160H190V162H189ZM212 162V164L210 163V161ZM225 160H227V161H225ZM229 160V161H228ZM242 160V161H241ZM248 160H250V161H248ZM11 161V162H10ZM56 161V162H55ZM72 161H73V163H72ZM78 161V162H77ZM83 161V162H82ZM92 161V163H90ZM116 161V162H115ZM130 161V162H129ZM138 162L137 164H136V162ZM170 161H171V163H170ZM184 161V162H183ZM197 162V163H195V162ZM203 161V162H202ZM213 161H214V163H213ZM232 161H234V162H232ZM245 161H246V164H245ZM248 161V162H247ZM252 161V162H251ZM12 162H14L13 164H12ZM21 162L23 163V164H21ZM26 162V164H24ZM40 162H41V164H43V165H40ZM61 162V163H60ZM98 162V163H97ZM106 162V163H105ZM110 162L112 163V164H110ZM124 162L127 164V167H126V164L124 165ZM174 162H176V165H178V167H179V165L181 166V164L183 165L182 167H181V169L179 170V168L177 169L176 168V170L177 171H174L176 174H178L179 173V176H178V178L177 179H175V177L173 178V176H171L172 175V172H171V170H172V168L173 167H171V165L170 164H173ZM192 162V163H191ZM206 162V163H205ZM244 162V163H243ZM16 163H17V165H18V163H20V165H18V166H16ZM29 163L32 165V167L29 165ZM45 163H46V165H45ZM57 163V164H56ZM72 163V164H71ZM84 163V164H83ZM107 163H108V165H107ZM114 163V164H113ZM123 164V166L122 165H120V164ZM139 163H141V165H138ZM149 163V164H148ZM156 163H158V165L156 164ZM186 163V165H184ZM189 163H191V164H189ZM194 163V164H193ZM202 163H205L204 164V166H205V168H203V164ZM208 163V164H207ZM232 165V163H233V165L232 166H230V164ZM242 164V165H239V164ZM247 163H256L255 165L254 164H251V165H249V164H247ZM1 164H4L2 167H1ZM12 164V165H11ZM36 164H38V166L36 165ZM60 164H61V167L59 168V166H60ZM62 164H63V166H62ZM68 167H65V165ZM144 164H145V166H144ZM161 164V165H160ZM163 164V165H162ZM164 164H166V165H164ZM197 164V165H196ZM214 164V165H213ZM224 166L225 164V166L223 167V168H221L222 167V165ZM229 164V165H228ZM245 164V165H244ZM22 165H23V167H24V170H23V167H22ZM41 167H40V166ZM53 165V166H52ZM84 165V166H83ZM90 165H92V166H90ZM102 165V166H101ZM110 165V166H109ZM143 165V166H142ZM168 165V166H167ZM189 165H190V167H189ZM194 165V166H193ZM202 165V166H201ZM207 165H211V167H209V168H211L212 169V171H211V169L210 170H207V169H209L208 168V166ZM213 165V166H212ZM219 167H218V166ZM228 165V171H226V169H224V168H226V166ZM238 165V166H237ZM247 165V166H246ZM249 165V166H248ZM22 167V169H21V167ZM27 166H30V167H27ZM72 166V167H71ZM79 166H81L80 168L81 169H83V167H85L82 171H83V173L84 174H82V171H80L81 169L79 168ZM83 166V167H82ZM87 166H90V167H87ZM114 166V167H113ZM122 166V167H121ZM125 166V167H124ZM131 167V170H133L132 169V167L133 168H135L134 169V173L136 174V176H135V174L133 173H131V172H133V171H131V170H129L130 171V173H129V171H127L128 172V174H126L127 172H126V170L125 169H130V167ZM157 166V167H156ZM165 166V167H164ZM167 166V167H166ZM197 166H198V168H197ZM221 166V167H220ZM229 166H230V168H229ZM234 166V167H233ZM242 166H244V168L242 167ZM250 166H251V168H250ZM13 167V168H12ZM16 167V168H15ZM20 167V168H19ZM27 167V168H26ZM38 167V168H37ZM63 167V168H62ZM77 167H78V170H77ZM144 167V168H143ZM153 169H152V168ZM188 167V168H187ZM202 167V168H201ZM7 168V169H6ZM9 168V169H8ZM18 168V169H17ZM31 168V169H30ZM35 168H37V169H35ZM51 168V169H53V170H56V173H55V171H53V170H49V169ZM57 168H59L60 170L58 171V169ZM65 168V169H64ZM70 168H72V169H74V170H72V169H70ZM90 168V169H89ZM96 168V169H95ZM121 168V169H120ZM137 168H139L140 170L141 169H143L141 172H140V170L138 169V171L136 170ZM146 168V169H145ZM149 168V169H148ZM157 168V169H156ZM168 168V169H167ZM196 168V169H195ZM215 168V169H214ZM218 168V169H217ZM223 169V170H221V169ZM236 168V169H235ZM38 169H43L44 170V172H43V170H38ZM67 169H69V170H67ZM95 169V170H94ZM100 169V170H99ZM102 169H105V174H104V171L102 170ZM112 169V170H111ZM117 169H120V170H117ZM158 169H160V170H158ZM171 169V170H170ZM184 169V170H183ZM186 169V170H185ZM189 169V170H188ZM204 171V172H202V170ZM231 169V170H230ZM238 169V170H237ZM7 170H9L8 172H7ZM32 170V171H31ZM61 170H63L62 172H61ZM77 170V171H76ZM84 170L85 171H87V174L84 172ZM94 170V172H92ZM122 170H123V172H122ZM154 170V171H153ZM167 170V171H166ZM191 170V171H190ZM194 172H193V171ZM195 170H196V172H195ZM198 170V171H197ZM233 170H234V172H233ZM6 171V172H5ZM14 171V172H13ZM15 171H16V173H15ZM23 171V172H22ZM26 171V172H25ZM30 171H31V174H29L30 173ZM36 171V172H35ZM40 171V172H39ZM48 171V172H47ZM58 171V172H57ZM67 171V172H66ZM71 171V174L69 173ZM76 171V172H75ZM106 171H108V172H106ZM118 171V172H117ZM179 171V172H178ZM187 171V172H186ZM219 171H220V173L221 174H219ZM240 171V172H239ZM5 172V173H4ZM12 172V173H11ZM18 172H20V173H18ZM32 172H34V173H32ZM39 172V173H38ZM75 172V173H74ZM98 172V173H97ZM147 172H151V173H147ZM154 172H155V175H153L154 174ZM191 172H193V173H191ZM209 172V173H208ZM223 172V173H222ZM224 172H226V173H224ZM227 172H229V173H231L230 174V176H232V177H229V173L227 174ZM238 172L240 173V174H238ZM1 173H2V175H1ZM4 173V174H3ZM7 173V174H6ZM24 173V174H23ZM25 173H27V174H25ZM54 175H53V174ZM74 173V174H73ZM88 173H89V175H88ZM91 173H92V175H91ZM116 173V174H115ZM119 173V174H118ZM124 173V174H123ZM139 173V174H138ZM145 173H147V174H145ZM168 173V174H167ZM174 173V174H175ZM186 173V174H185ZM198 173H199V175L201 176L203 173V175L205 176H203L204 177V179L205 180H202L203 179V177L201 176V178L198 176ZM214 174L213 176L211 175V174ZM220 175H218V174ZM237 173V174H236ZM6 174V175H5ZM11 174V175H10ZM23 174V175H22ZM37 174V175H36ZM50 174V175H49ZM53 176H52V175ZM56 174V175H55ZM57 174H59V175H57ZM69 174V175H68ZM94 174H96V176L97 177H95V175ZM113 174H114V176H113ZM121 174V175H120ZM153 176H151V175ZM171 174V175H170ZM190 174V175H189ZM210 174V175H209ZM217 174V175H216ZM236 174V176H234ZM9 175V177H7ZM19 175V176H18ZM22 175V176H21ZM31 175H33V176H31ZM41 175V176H40ZM46 177H44V176ZM62 177H64L63 178V180H64V182H66V183H68L69 184V186L70 187H68L67 185L68 184H66V183H64L63 182V180L61 179V176ZM64 175V176H63ZM76 175H78V176H80V177H75ZM83 175V176H82ZM88 175V176H87ZM92 177H91V176ZM107 175H109V176H107ZM115 175H116V177H115ZM118 175V176H117ZM128 175H130V177L128 176ZM134 177H133V176ZM142 176V178H141V176ZM162 175V176H161ZM165 175V176H164ZM185 176L184 178L183 177H180V176ZM207 175V176H206ZM238 175V176H237ZM13 176V177H12ZM15 176H16V178H17V180H16V178H15ZM40 177V179H39V177ZM48 176V177H47ZM52 176V177H51ZM55 176H56V178H55ZM58 176V177H57ZM60 176V177H59ZM69 176V177H68ZM70 176H74V178L76 179H74V178H71V179H69L70 178ZM94 176V177H93ZM123 176H125V177H123ZM139 176H140V178H139ZM143 176L146 178L147 177V179H144L143 178ZM162 178H161V177ZM187 176V177H186ZM190 176V177H189ZM193 176V177H192ZM194 176L196 177V178H194ZM225 176V177H224ZM227 176V177H226ZM234 176V177H233ZM5 177V178H4ZM11 177H12V179L14 180V181H12L11 180ZM21 179L22 178V180H20L19 178ZM31 179H30V178ZM41 177L42 178H44L43 180L41 179ZM49 177L51 178V179H49ZM86 177H88V178H86ZM99 177H100V179H99ZM108 177H109V179H108ZM127 177V178H126ZM132 177V178H131ZM150 177V178H149ZM157 177L159 178V179H161V180H159V179H157ZM180 177V178H179ZM211 177H213V178H215V180L213 179V178H211ZM237 177H239L240 179H238ZM242 177V178H241ZM3 178V179H2ZM10 178V179H9ZM24 178H27V179H24ZM85 180H84V179ZM94 178V179H93ZM119 178H121V179H119ZM125 178V179H124ZM208 178V179H207ZM232 178H234V179H232ZM4 179H5V181H4ZM33 179V180H32ZM36 179V180H35ZM38 179V180H37ZM53 179V181H51ZM57 179V180H56ZM59 179H60V181H59ZM74 179V180H73ZM80 179V180H79ZM83 179V180H82ZM96 179V180H95ZM99 181H101V182H99ZM113 181H112V180ZM114 179H115V181H114ZM128 179V180H127ZM152 179H154V181H152ZM168 179V180H167ZM171 179V180H170ZM181 179V180H180ZM200 179V180H199ZM209 179H211V180H209ZM217 179H219V180H217ZM223 179H225L224 181H223ZM229 179L231 180H234V181H230L229 182ZM11 180V181H10ZM25 181V183H21L20 181H22V182H24ZM40 180V181H39ZM68 180H70L71 182L69 183L68 182ZM92 180V181H91ZM111 181V183H110V181ZM132 182H131V181ZM151 180V181H150ZM155 180H156V182H155ZM159 180V182H157ZM176 180H179L178 181V183L176 182ZM192 180V181H191ZM214 180V181H213ZM218 181V184L217 183H214L215 181ZM221 180V181H220ZM241 180V181H240ZM32 181V182H31ZM36 181H37V186L34 184V183H36ZM41 182V181H43V183L41 182V184L39 183V182ZM47 183V184H45V182ZM75 182V184H74V182ZM79 181V182H78ZM80 181H82V183L80 182ZM104 181V182H103ZM106 181H107V184H106ZM126 182L127 181V184L126 183H124V182ZM134 181H135V183H134ZM169 181V182H168ZM187 181V182H186ZM194 181H198V182H194ZM202 181H204V182H202ZM210 181H212V182H209ZM219 181H220V183H219ZM237 181V182H236ZM239 181V182H238ZM16 182V183H15ZM19 182V184L17 185V183ZM48 182H50V183H48ZM95 182V184H93ZM116 183L117 185H115L114 183ZM120 182V183H119ZM165 182V183H164ZM168 182V183H167ZM180 182V183H179ZM185 184H184V183ZM192 182V183H191ZM200 182H202V183H200ZM206 182H208V183H206ZM232 182V183H231ZM58 183L60 184V185H65V188H64V186H60V185H58ZM77 183V184H76ZM85 183V184H84ZM92 183V184H91ZM97 183H98V185H97ZM147 183V184H146ZM150 183V184H149ZM154 183V186L152 187V186H150L151 184H153ZM177 183V184H176ZM191 184V185H189V184ZM198 183H200V185L198 184ZM204 183V184H203ZM222 183H224L223 185H222ZM229 183H231V184H229ZM240 183V184H239ZM14 184V185H13ZM21 184V185H20ZM25 184H28L29 186H32L31 188H33V189H31L28 185H25ZM34 184V185H33ZM44 184V185H43ZM49 184V185H48ZM121 184H123L122 185V187H121V189L119 188L120 186H121ZM127 185V187H126V185ZM133 184H135V185H133ZM158 184H160L159 186H158ZM166 184V185H165ZM180 184H182V185H180ZM198 184V189H197V185ZM202 184V185H201ZM209 184H211V189H210V185ZM226 184V185H225ZM10 185V186H9ZM47 186V187H44V189H43V191H42V189H41V187L43 188V186ZM73 185V186H72ZM74 185H75V187H74ZM78 185V186H77ZM88 185H89V187H88ZM92 186V188H91V186ZM105 185V186H104ZM113 185V186H112ZM130 185H133V186H130ZM157 185V186H156ZM174 185V186H173ZM187 185V186H186ZM192 185L194 186L193 188H192ZM204 185V186H203ZM208 185V186H207ZM217 187H216V186ZM220 185V187L222 188H220L219 187V189H218V186ZM222 185V186H221ZM228 185V186H227ZM229 185H231L230 187H229ZM232 185H233V187H232ZM14 186V187H13ZM17 186V187H16ZM26 186V188L25 189H23L24 187ZM38 187V186H40L39 188H38V190H36V191H34L35 189H37L36 187ZM88 188H87V187ZM100 186H101V188H100ZM123 186H125L124 188L126 189V190H124L123 189ZM140 186V187H139ZM176 186V187H175ZM182 186V187H181ZM227 186V187H226ZM8 187H9V189H8ZM11 187H12V189H11ZM20 187V188H19ZM29 187V188H28ZM56 187V188H55ZM64 189H63V188ZM72 187V188H71ZM77 187H79V188H77ZM81 187V188H80ZM86 189H85V188ZM106 187V188H105ZM107 187H108V189H107ZM115 189H114V188ZM130 187V188H129ZM147 187V188H146ZM171 187V188H170ZM173 187H175V188H173ZM190 187L192 188V189H194L193 191L195 192V194H197V195H192V194H194V193H192L191 192V190H189L190 189ZM202 187H204V188H206V189H203ZM208 187V188H207ZM232 187V188H231ZM15 190H14V189ZM21 188H22V190H21ZM27 188H28V191H27ZM35 188V189H34ZM58 188V190H56ZM67 188H68V191H67ZM76 189L75 191H74V189ZM98 188H100V189H98ZM106 190H105V189ZM118 188V189H117ZM128 188V189H127ZM141 190H140V189ZM144 190H143V189ZM150 188H151V190H150ZM153 188V189H152ZM156 188V189H155ZM160 188V189H159ZM31 189V190H30ZM46 189V190H45ZM62 189H63V193H65L66 191L68 192V193H70L71 191H72V189H73V191L71 192L72 194L74 193V195H72V196H70V194H63V193H61V191H62ZM111 189H113V190H111ZM132 189H135V190H137V189H139V190H137V191H134V190H132ZM147 189V190H146ZM175 191H174V190ZM181 190V193H180V190ZM197 189V191H195ZM203 190V192H202V190ZM13 190V191H12ZM41 190V191H40ZM48 190H50V191H48ZM53 190V192H51ZM61 190V191H60ZM80 190V191H79ZM104 192H103V191ZM119 190V191H118ZM143 190V191H142ZM146 190V191H145ZM148 190H150V191H148ZM188 190L190 191V192H188ZM201 192H200V191ZM211 191V194H210V191ZM213 190V191H212ZM233 190V191H232ZM12 191V192H11ZM25 191H27V193L25 192ZM31 191H34V193H32L31 194ZM38 191H39V193H38ZM56 191H58V192H60L61 194H60V196L61 197H58V199H57V196L59 195V193L58 192H56ZM70 191V192H69ZM76 191H77V193L79 194H77L76 193ZM89 191V192H88ZM111 191V192H110ZM130 191V192H129ZM132 191V192H131ZM145 191V193H143ZM147 191H148V193H147ZM166 191L168 192L167 193V195H166ZM170 191L175 195H173V194H170ZM176 191H179V193L178 192H176ZM187 193H186V192ZM261 193H260V192ZM37 193V195H36V193ZM44 192V193H43ZM47 192V193H46ZM49 192H51V193H49ZM54 192H56V194L54 193ZM92 192V193H91ZM102 192V193H101ZM109 193V195H108V193ZM113 192H116L115 193V196H116V194H117V196L115 197L114 196V193ZM137 194H136V193ZM138 192H139V194H138ZM142 192V193H141ZM175 192H176V194H175ZM226 192V193H225ZM232 194H231V193ZM259 194H258V193ZM19 193V192H18ZM26 195H25V194ZM29 193V194H28ZM53 193V194H52ZM76 193V194H75ZM112 193H113V195H112ZM126 193V194H125ZM128 193H132V194H129L128 195ZM189 193H191V194H189ZM218 195H217V194ZM242 195H245L246 196V198L245 197H243V196H241V194ZM244 193V194H243ZM252 195H251V194ZM13 195H15L14 193H12ZM23 194V195H22ZM46 194V195H45ZM81 194V195H80ZM101 196H100V195ZM122 194V195H121ZM136 194V195H135ZM141 194V195H140ZM144 194V195H143ZM147 194H148V198H146L147 197ZM165 194V195H164ZM179 194V195H178ZM183 194H184V196H183ZM201 194H206L205 196L204 195H202L201 196ZM212 194H214V196L212 195ZM222 194V195H221ZM232 196H231V195ZM250 194V196H248ZM255 194V195H254ZM29 197H28V196ZM55 195V196H54ZM66 195H67V198H66ZM120 195V196H119ZM135 195V196H134ZM153 196V199H151L152 197L151 196ZM174 197H173V196ZM185 195H187V198H188V196H189V198L188 199H185ZM192 195V196H191ZM260 195H262L261 197H260ZM31 196H34V197H31ZM43 196V197H42ZM47 196V198L49 199L50 197V199L48 200L47 198H44V197H46ZM54 196V197H53ZM63 196H65V198L63 197ZM91 196V197H90ZM99 196V197H98ZM111 196V197H110ZM128 196V197H127ZM140 198H139V197ZM144 196V197H143ZM179 196H181V197H179ZM194 196V197H193ZM208 196V197H207ZM211 196H213V197H211ZM217 196V197H216ZM218 196H219V198H218ZM224 196V198L223 199H220V198H222V197ZM228 196H230L229 198H228ZM240 196V197H239ZM252 196V197H251ZM255 196L256 197H258L257 199H261L260 201H257L256 200V198H255ZM27 197V198H26ZM78 197V199H76ZM83 197H85V198H83ZM107 197V198H106ZM125 197V198H124ZM133 198V200L131 201V199ZM136 197V198H135ZM138 197V198H137ZM171 199H169V198ZM177 197H179V198H177ZM195 197H197L196 199H198V201H196V199H194L193 200V198H195ZM239 197V198H238ZM255 199H254V198ZM31 198V199H30ZM37 198V199H36ZM38 198H39V200H38ZM41 198V199H40ZM54 200H53V199ZM69 198H70V200H69ZM90 198V199H89ZM93 198V199H92ZM112 200H111V199ZM113 198H115V200L117 199L118 201L117 202H115V200L113 199ZM119 198V199H118ZM131 198V199H130ZM150 198V199H149ZM160 198H162V199H160ZM168 198V199H167ZM174 198V199H173ZM175 198H177L178 200L176 201V199ZM184 198V199H183ZM203 198H205L204 199V201H203V199L201 200V199ZM210 198L212 199V198H214V202H213V199L212 200H210ZM215 198L217 199L216 201H215ZM225 198H226V200H225ZM232 199L233 198V200H228V199ZM244 199V201H243V199ZM249 198V199H248ZM34 199H36V200H34ZM48 200V202H46L45 200ZM76 199V200H75ZM83 199V200H82ZM85 199V200H84ZM108 199V200H107ZM121 199V200H120ZM126 199H128V200H126ZM164 199H166V200H164ZM220 199V200H219ZM248 199V200H247ZM253 199V200H252ZM15 200V201H14ZM17 199H15L14 198V196L12 197V199H9V200H6L7 202H6V204H8V205H10V204H12V203H14V205H15V203H16V205L17 206H20L21 204H19L18 203V201L19 200H17ZM51 200H53V201H51ZM75 200V201H74ZM98 200V201H97ZM124 200V201H123ZM134 200H136V201H134ZM144 200H146V204H145V201ZM161 200V201H160ZM168 200H170V202L168 201ZM183 200V201H182ZM185 200H187V201H185ZM193 200V201H192ZM208 200H210V201H208ZM222 200V201H221ZM251 200V201H250ZM255 200V201H254ZM40 201V202H39ZM57 201H58V203H57ZM97 201V202H96ZM108 201V202H107ZM121 201H123V202H121ZM128 203H127V202ZM134 201V202H133ZM139 201L141 202L140 204H139ZM151 201V202H150ZM155 201V202H154ZM192 203H191V202ZM196 201V202H195ZM201 201H203V203L201 202ZM207 201H208V203H207ZM219 201V202H218ZM231 201V202H230ZM238 203H236V202ZM240 201H243L242 202V204H241V202ZM43 202V204H41ZM99 202V203H98ZM106 202V203H105ZM133 202V203H132ZM138 202V203H137ZM143 202H144V204H143ZM169 202V203H168ZM180 202V203H179ZM186 203V206H185V203ZM190 202V203H189ZM193 202H195V203H193ZM198 202V203H197ZM209 202H210V204H209ZM235 202V203H234ZM260 202V203H259ZM26 203V204H27ZM52 203V204H51ZM102 203V204H101ZM114 203V204H113ZM122 203V204H121ZM125 203H126V205H125ZM130 203V204H129ZM153 203H155L154 205H153ZM162 203V204H161ZM163 203H165V204H163ZM181 203H183V204H181ZM196 203H197V205H196ZM207 203V204H206ZM213 203L215 204V205H213ZM216 203H219V204H216ZM221 203V204H220ZM227 203H229V204H227ZM234 203V204H233ZM244 203V204H243ZM256 203V204H255ZM259 203V204H258ZM23 204V206H25ZM59 204H60V206H59ZM116 204V205H115ZM124 204V205H123ZM139 204V205H138ZM179 204V205H178ZM181 204V205H180ZM188 204V205H187ZM192 204V205H191ZM209 204V205H208ZM222 204H224V205H222ZM248 206H247V205ZM252 204V205H251ZM15 205V206H16ZM52 205V206H51ZM97 205V206H96ZM110 207H109V206ZM112 205H114V206H112ZM128 205V206H127ZM133 205V206H132ZM149 205H150V207H149ZM191 205V206H190ZM194 205V206H193ZM199 205H201V207L199 206ZM202 205H204V206H207V207H209V208H207L206 210H204L205 209V207L204 206H202ZM219 205H221V206H219ZM227 205V206H226ZM232 205V206H231ZM117 206V207H116ZM138 206H139V208H138ZM141 206H143V207H141ZM148 206V207H147ZM154 206V207H153ZM178 206V207H177ZM185 206V207H184ZM212 206H213V208H212ZM214 206H215V208H214ZM253 206H254V209H253ZM94 207H95V209H94ZM101 207V208H100ZM107 207V208H106ZM115 207V208H114ZM119 207V208H118ZM126 207V208H125ZM128 207V208H127ZM163 207V208H162ZM169 207V208H168ZM174 207V208H173ZM191 207V208H190ZM199 207L201 208L200 210H199ZM211 207V208H210ZM218 207V208H217ZM221 207V208H220ZM225 208V210H224V208ZM243 207V208H242ZM11 209V211H9L10 209ZM8 209V211H9V213H11L12 212V210L14 209L13 207H9ZM13 208V209H12ZM41 208V209H40ZM90 208H93V209H90ZM122 208H124V209H122ZM143 208V209H142ZM145 208H146V211L144 212V210H145ZM153 208V209H152ZM158 208V209H157ZM190 208V209H189ZM198 208V209H197ZM217 208V209H216ZM229 208V209H228ZM248 208H250V209H252L251 211H250V209H248ZM68 209V210H67ZM97 209V210H96ZM118 209V210H117ZM122 209V210H121ZM125 209H127V210H125ZM129 209V210H128ZM136 209V210H135ZM137 209H139L140 210V212H139V210H137ZM149 209V210H148ZM186 209V210H185ZM193 209V210H192ZM197 209V212H195V210ZM202 209L204 210V211H202ZM210 209H211V211H210ZM219 209V211H217ZM223 209V210H222ZM227 209V210H226ZM243 209H245V210H243ZM123 210H125V211H123ZM151 210V211H150ZM156 210H158V211H156ZM176 210V211H175ZM183 210V211H182ZM256 210V211H255ZM149 211V212H148ZM160 211H161V213H160ZM191 211V212H190ZM194 211V212H193ZM209 211V212H208ZM230 212L231 213V215H230V213H228V215H226L225 216V214H227V212ZM244 211H246V212H244ZM56 212V213H57ZM91 212V213H90ZM93 212V213H92ZM124 212V213H123ZM135 212H137V213H135ZM139 212V213H138ZM154 215H152L151 213ZM166 212V213H165ZM180 212V213H179ZM182 212H184V213H182ZM193 212V213H192ZM199 212H204V215H203V213H199ZM220 212H222V214L220 213ZM31 213V214H30ZM68 213V214H69ZM88 213V214H87ZM126 213L128 214V215H126ZM131 213V214H130ZM133 213L134 214H136V215H133ZM144 214V217H145V219H144V217H143V214ZM150 215H149V214ZM157 214V216H156V214ZM160 213V214H159ZM163 213V214H162ZM189 213V214H188ZM192 213V214H191ZM194 213H196V214H198L199 216H198V218H193L194 217ZM214 213V214H213ZM247 213V214H246ZM25 214H27V215H25ZM28 214H30V215H28ZM115 214V215H114ZM120 214V215H119ZM168 214V215H167ZM174 214H175V216H174ZM224 214V215H223ZM244 214V215H243ZM246 214V215H245ZM252 214H254L253 215V217L251 216ZM63 215V216H62ZM117 215V216H116ZM119 215V216H118ZM130 215V216H129ZM171 215V216H170ZM208 215V216H207ZM217 215H219V216H217ZM221 215H223V216H221ZM241 215H242V217H241ZM41 216V217H40ZM121 216L123 217V219H120L121 218ZM133 216V217H132ZM153 216V217H152ZM173 216H174V218H173ZM180 216V217H179ZM187 216H189V217H187ZM193 216V217H192ZM212 216H214V217H212ZM231 216V217H230ZM245 216H248V217H245ZM32 217V218H31ZM43 217V218H42ZM93 217H94V219H93ZM129 217V218H128ZM136 217V218H135ZM140 217H141V219H140ZM151 217L152 218H154V219H151ZM156 217V218H155ZM177 217H178V219H177ZM186 217V218H185ZM192 217V218H191ZM201 217H203V218H201ZM205 217H207L206 219H207V222H206V219H205ZM210 217V218H209ZM217 217V218H216ZM221 217V218H220ZM230 219H229V218ZM243 217L245 218V219H243ZM30 218V219H29ZM41 218V219H40ZM45 218V219H44ZM133 219L132 221H131V219ZM164 218V219H163ZM212 218H215V219H212ZM226 218V219H225ZM240 218V219H239ZM248 218H249V220H248ZM21 219V218H20ZM36 219H40V220H36ZM42 219H44L43 221H41ZM61 219V220H60ZM125 219H126V221H125ZM137 219H138V222H137ZM139 219H140V221H139ZM149 220V221H146V220ZM159 219V220H158ZM163 219V220H162ZM180 219L182 220V221H180ZM187 219V220H186ZM191 219V220H190ZM195 219H196V221H195ZM202 219H204V223H203V220ZM211 219V220H210ZM221 219H222V221H221ZM231 219H233L232 221H234V222H232L231 221ZM34 220V221H33ZM49 220V221H48ZM52 220H54V221H52ZM59 220V221H58ZM136 220V221H135ZM146 223V226H145V223L143 222V221ZM150 220H152V221H150ZM158 220V221H157ZM173 220V221H172ZM188 220H190L189 222H188ZM197 220H199V222H197ZM218 220V221H217ZM225 220H227V221H225ZM244 220V221H243ZM33 221V222H32ZM41 221V222H40ZM62 221V222H61ZM142 221V222H141ZM172 221V222H171ZM174 221H176V222H174ZM193 221H195V222H193ZM208 221H211L210 223L208 222ZM215 221V222H214ZM224 221H225V223H224ZM231 221V222H230ZM242 223H241V222ZM245 221H247V222H245ZM36 222H38V224L36 223ZM43 222H45V224H43ZM50 222V223H49ZM132 222V223H131ZM134 222V223H133ZM174 222V223H173ZM179 224H178V223ZM183 222V223H182ZM196 222L198 223V225L196 224ZM221 222H223L224 223V225L226 224V222L228 223V227H230V228H228V227H226V225H225V227L224 226H222V223ZM244 222V223H243ZM28 223V224H27ZM29 223H31V224H29ZM59 223V225H57ZM127 223V224H126ZM139 223H140V225H139ZM148 223V224H147ZM154 224L153 226H152V224ZM168 223V224H167ZM193 223V224H192ZM200 223V224H199ZM210 225H209V224ZM218 223V224H217ZM219 223H220V225H219ZM230 223V224H229ZM234 223V225L236 226V224L238 223V225L234 228V226L233 225H231V224H233ZM29 225V227L27 226V225ZM50 224H51V227H50ZM64 224V225H63ZM66 224V225H65ZM75 226H74V225ZM134 224H135V226H134ZM142 224V225H141ZM176 224H177V226H176ZM202 224V225H201ZM205 224V225H204ZM212 224V225H211ZM243 224H244V228H242L243 227ZM53 225L54 226H56L55 228L53 227ZM61 225V226H60ZM68 225H70V226H68ZM130 225V226H129ZM138 225V226H137ZM201 225V226H200ZM208 225V226H207ZM213 225H215V226H213ZM218 225V226H217ZM240 225V226H239ZM32 226V227H31ZM43 226V227H42ZM49 226V227H48ZM124 226V227H123ZM137 226V227H136ZM141 226V227H140ZM144 226V227H143ZM150 226V227H149ZM152 226V227H151ZM156 227V229H158L159 228V230H155V227ZM160 226V227H159ZM162 226H163V228H162ZM180 226V227H179ZM191 226H193V228H190ZM196 226V227H195ZM198 226V227H197ZM246 226V227H245ZM27 227V228H26ZM33 228V229H31V228ZM36 229H35V228ZM39 227H42L41 229L39 228ZM59 227H60V229H59ZM62 227V228H61ZM73 227V228H72ZM76 227V228H75ZM129 227V228H128ZM131 227V228H130ZM154 227V228H153ZM201 227V228H200ZM205 229H204V228ZM208 228V230H207V228ZM220 227V228H219ZM222 227H223V230H222ZM241 227V228H240ZM29 228V229H28ZM47 228V229H46ZM48 228H50V229H48ZM52 228H53V230H52ZM196 228V229H195ZM225 228V229H224ZM229 229V231H228V229ZM232 228V229H231ZM245 228H246V230H245ZM22 229V230H23ZM46 229V230H45ZM127 230V231H125V230ZM137 229V230H136ZM139 229H140V231H142L141 229H143V233L142 232H140L139 231ZM211 229H213V231L211 230ZM232 231H231V230ZM27 230V231H26ZM42 230H43V232H42ZM61 230V231H60ZM63 230H65L64 231V233H63ZM130 230H131V232H130ZM133 230V231H132ZM145 230V231H144ZM153 230V231H152ZM169 230V231H168ZM194 230V231H193ZM202 230V231H201ZM204 230V231H203ZM220 230H222V232L224 231V233H223V235H222V232L220 231ZM225 230H227V232H228V236L226 235L227 234V232L225 231ZM242 230V231H241ZM246 231V233H244V231ZM249 230V231H248ZM40 231H41V235L39 236V233H40ZM50 231V232H49ZM52 231H54V232H52ZM58 231V232H57ZM149 231V232H148ZM157 233H156V232ZM162 231H165V232H163L162 234H161V232ZM177 231V232H176ZM199 233H198V232ZM212 231V232H211ZM236 231H237V233L239 232L240 234H237L236 233ZM241 231V232H240ZM249 233H248V232ZM255 231H256V234H255ZM259 231H261L262 233H260ZM45 232V233H44ZM57 232V233H56ZM68 232V233H67ZM124 232V233H123ZM125 232H128L127 233V235H126V233ZM146 232V233H145ZM184 232V233H183ZM190 232H193V233H190ZM203 234H202V233ZM210 232V233H209ZM216 232H218V233H216ZM236 233L235 235H231V233ZM243 232V233H242ZM253 232V233H252ZM54 233V234H53ZM111 233V234H110ZM131 233H132V235H131ZM136 233H137V235H136ZM141 233V234H140ZM145 233V234H144ZM154 233V234H153ZM169 233H170V235H169ZM220 233V234H219ZM232 233V234H233ZM252 233V234H251ZM44 234V235H43ZM60 234H61V237H60ZM63 234H65V235H63ZM98 234V235H97ZM107 236H106V235ZM151 234V235H150ZM156 234H158V235H156ZM175 234V235H174ZM186 234V235H185ZM189 234H191V235H189ZM211 236H210V235ZM228 237V240H226L227 239V237H225V235ZM243 234V235H242ZM254 234V235H253ZM262 234V235H261ZM43 235V236H42ZM53 235V236H52ZM63 235V236H62ZM70 235V236H69ZM143 235V236H142ZM172 235H173V237H172ZM179 235H181L182 236V238H184V239H182L181 237V240H180V238H179ZM202 235V236H201ZM220 235L221 237H218V236ZM230 235V236H229ZM240 235V236H239ZM245 235H249V236H247V238L245 237ZM46 236H47V238H46ZM58 236V237H57ZM126 236H129V237H126ZM134 236V237H133ZM135 236H136V238H135ZM139 236V237H138ZM147 236H150V237H147ZM155 236V237H154ZM176 236H177V239H176ZM189 236V237H188ZM191 236V237H190ZM210 236V238H208ZM224 237V239H223V237ZM234 236V237H233ZM236 236V237H235ZM251 236V237H250ZM255 236H257L256 238H254ZM260 236V237H259ZM40 237V238H39ZM51 237L53 238V239H51ZM56 237H57V239H61L62 241H64L65 240V242L66 241H69V243L68 242H66V243H64V245H61L60 247L61 248H58V250L59 249H61L62 250V252L63 253H69V255H68V257L67 258H65V257H62L61 255V253H58V250L57 251H53L52 249H51V244L53 243L54 244V241H56L57 239H56ZM71 237V238H70ZM161 237V238H160ZM165 237H166V239H165ZM194 238V240L192 241V239L191 238ZM206 237V238H205ZM213 238V241L211 240L212 238ZM217 238V239H214V238ZM229 237H233V239L232 238H229ZM244 237V238H243ZM64 238V239H63ZM67 238V239H66ZM124 238V239H123ZM128 238V239H127ZM146 238V239H145ZM159 238V239H158ZM172 238L174 239V240H172ZM189 238V239H188ZM197 238V239H196ZM199 238V239H198ZM222 238V239H221ZM226 238V239H225ZM237 238H238V242H237ZM254 238V239H253ZM46 239H49V240H46ZM71 240V242H70V240ZM94 239H95V241H94ZM133 239H134V242H133ZM140 239V240H139ZM141 239H143V240H141ZM148 239V240H147ZM160 239H162V240H160ZM176 239V240H175ZM179 239V240H178ZM209 239V240H208ZM223 241H221V240ZM229 239H231V240H235L236 239V241L235 242H237V243H235V242H232L231 243V241L229 240ZM244 239V240H243ZM251 239H252V241H251ZM256 239V240H255ZM51 240V241H50ZM125 242H124V241ZM136 240V241H135ZM138 240V241H137ZM154 240V241H153ZM156 240V241H155ZM157 240H159V243H161V244H159L158 243V241ZM163 240H166V244L163 242ZM182 240H185V241H182ZM201 240V241H200ZM204 240H207V241H210V242H207V241H204ZM214 240H216V241H219V242H216V245H215V241ZM151 241L152 242V244H151V242L149 243V242ZM168 241V242H167ZM170 241V242H169ZM175 241V242H174ZM176 241H177V243H176ZM189 241H192V242H190L189 243ZM232 244H229V242ZM242 242V244H241V242ZM245 243H244V242ZM258 241H259V243H258ZM52 242V243H51ZM57 242V241H56ZM128 242V243H127ZM147 242L149 243V244H147ZM185 242V243H184ZM196 242V243H195ZM205 244H204V243ZM212 242H213V245H212ZM228 242V243H227ZM247 242V243H246ZM248 242H251L249 245H247L248 244ZM262 242V243H261ZM94 243V244H93ZM138 243V244H137ZM179 243V244H178ZM194 243V244H193ZM198 243V244H197ZM203 243V244H202ZM206 243L208 244L207 246H209V247H207L206 246ZM219 243H222L221 245L219 244ZM226 243L228 244V247H226L227 245H226ZM239 243H240V245H239ZM253 243V244H252ZM254 243H256V245L254 244ZM45 244H47L46 246H45ZM141 244H147L145 247H143V248H141L140 246H141ZM159 244V245H158ZM170 244H172V245H170ZM192 245V246H190V247H192V248H190L189 247V245ZM200 244H201V246H200ZM236 245V246H233V245ZM237 244L239 245V246H237ZM244 244V246H242ZM131 245H132V247H131ZM139 245V246H138ZM156 245V246H155ZM164 245V246H163ZM168 245L170 246V247H168ZM174 245V246H173ZM184 245H185V247H184ZM197 245L199 246V249H201L202 250V252L204 253V255H202V253H199V256H196V254L194 253L195 252V246L197 247ZM218 245H220L219 247H218ZM224 247H223V246ZM231 245V246H230ZM247 245V246H246ZM253 247H252V246ZM67 246V247H66ZM130 246V247H129ZM161 246V247H160ZM187 246V247H186ZM194 246V247H193ZM215 246V247H214ZM216 246H217V249L218 250H216ZM222 246V247H221ZM232 246H233V249H232ZM259 247V248H257V247ZM64 247H66L65 248V250H64ZM160 247V248H159ZM165 247V248H164ZM175 247V248H174ZM204 247L206 248L207 247V251L204 249ZM230 247V248H229ZM237 247H240V248H237ZM255 247V248H254ZM71 248V249H70ZM75 248V249H74ZM131 248H132V250H131ZM139 248V249H138ZM146 248V249H145ZM203 248V249H202ZM214 248V249H213ZM224 248V250L226 251V250H228L227 252H225L224 250L223 251H219V249L221 250V249H223ZM225 248H227V249H225ZM70 249V250H69ZM94 249V250H93ZM157 249H158V251H157ZM165 249H166V251H165ZM189 249L191 250V251H189ZM211 249V250H210ZM230 249V250H229ZM254 249H256V250H254ZM260 249V250H259ZM60 250V251H61ZM150 250V251H149ZM159 250H160V252H159ZM161 250H162V252H161ZM164 250V251H163ZM204 250H205V252H204ZM210 250V251H209ZM214 250V251H213ZM234 250H236V251H233ZM47 251V252H46ZM68 251V252H67ZM73 251H74V253H73ZM94 251V252H93ZM126 251V252H125ZM134 251V252H133ZM143 251V252H142ZM120 252V253H119ZM122 252V253H121ZM133 252V253H132ZM145 252V253H144ZM189 252H191V253H189ZM215 253V255L213 254V253ZM217 252H218V254H217ZM231 252H233V253H231ZM239 254L238 255V258L236 257L237 256V254ZM47 253V254H46ZM48 253H50V254H48ZM51 253H53V254H51ZM57 253H58V255H57ZM141 253H143V254H141ZM193 253H194V255H193ZM205 253H208V256H205V255H207V254H205ZM221 253H223V255L221 254ZM236 254V256H235V254ZM262 253V254H261ZM126 254V255H125ZM131 254H134V255H131ZM173 254H175V253H173ZM190 254H192V255H190ZM210 254V255H209ZM214 256H213V255ZM229 254L231 255V254H233V255H231V258L229 259ZM60 255V256H59ZM130 255V256H129ZM160 255H162V254H160ZM218 255H220V256H218ZM222 255V256H221ZM257 255V256H256ZM78 256V255H77ZM98 256V257H97ZM112 258L113 256V258L111 259L110 257ZM119 256V257H118ZM194 258H193V257ZM206 258H205V257ZM212 258H211V257ZM241 256V257H240ZM261 256H262V258H261ZM60 257V258H59ZM79 257V256H78ZM124 257H125V259H124ZM139 257V258H138ZM173 257V256H172ZM202 257V259L200 260V258ZM205 259H204V258ZM210 259H209V258ZM219 257V258H218ZM88 258L90 259V260H88ZM115 258H117L116 260H114ZM129 260H128V259ZM133 258V259H132ZM138 258V259H137ZM175 257H173L172 259H174ZM191 258H192V260H191ZM216 258V259H215ZM220 259V262H218L219 260L218 259ZM222 258V259H221ZM236 260H235V259ZM135 259H136V261H135ZM142 259V258H141ZM171 259V258H170ZM171 259V264H174L173 262H174V260H172ZM186 259H181V260H179V263L180 264H182V262H184V261H186ZM263 259V260H262ZM63 260V261H62ZM68 262H67V261ZM71 260V261H70ZM118 260V261H117ZM124 260V261H123ZM109 261V262H110ZM186 261V262H187ZM233 261H235V262H233ZM124 262V263H123ZM126 262V263H125ZM132 262V263H131ZM134 262V263H133ZM210 263V264H213V263ZM145 262H141L140 264H144ZM220 264H222V262L220 263ZM228 264V263H227ZM229 264H230V262H229Z\"/></svg>","mask_w":264,"mask_h":264},{"label":"bare ground","instance_id":"obj_2","mask_svg":"<svg viewBox=\"0 0 264 264\" xmlns=\"http://www.w3.org/2000/svg\"><path fill=\"white\" fill-rule=\"evenodd\" d=\"M4 1H5V0H4ZM8 1H9V0H8ZM13 1H15V0H13ZM24 1H25V0H24ZM27 1H29V0H26V2H25L26 4L28 3ZM30 1H31V0H30ZM30 1H29V2H30ZM32 1L34 2V0H32ZM37 1H38V0H37ZM49 1H51V0H49ZM49 1H48V2H49ZM57 1H59V0H56V2H57ZM63 1H64V0H63ZM73 1H74V0H73ZM77 1H78V0H77ZM79 1H80V0H79ZM94 1H95V0H94ZM94 1H93V2H94ZM97 1H98V0H97ZM97 1H95L94 4L97 3ZM101 1H102V0H101ZM103 1H104V0H103ZM103 1H102V2H103ZM114 1H116V0H114ZM121 1H123V0H121ZM125 1H127V0H125ZM130 1H131V0H130ZM134 1H135V0H134ZM147 1H148V0H147ZM184 1H185V0H184ZM193 1H194V0H193ZM218 1H219V0H218ZM223 1H224V0H223ZM229 1H230V0H229ZM229 1H228V3H229ZM238 1H239V0H238ZM253 1H254V0H253ZM259 1H261V0H259ZM259 1H258V2H259ZM9 2H10V1H9ZM15 2L17 3V1H15ZM21 2H23V1H21ZM40 2H41V1L39 0V3H40ZM44 2H45V1H44ZM46 2H47V1H46ZM46 2H45V3H46ZM64 2H65V5H66V1H64ZM67 2H68L67 4L70 3L68 0H67ZM81 2H84V1H81ZM105 2H106V1H105ZM107 2H109V0H107ZM112 2H113V0H112ZM117 2H118V1H117ZM117 2H116V3H117ZM179 2H180V0H179ZM179 2H177V4H178ZM182 2H183V1H182ZM182 2H181V3H182ZM197 2H198V1H197ZM197 2H196L195 4H197ZM226 2H227V1H226ZM226 2H225V3H226ZM241 2H242V1H241ZM241 2H240V3H241ZM243 2H244V1H243ZM249 2H250V1H249ZM249 2H248V3H249ZM255 2L258 3L257 0H255ZM255 2H254V3H255ZM18 3H19V2H18ZM42 3H43V2H42ZM50 3L52 4L53 1L50 2ZM62 3H63V2H62ZM73 3H74V2H73ZM84 3H85V2H84ZM84 3H82L83 6H85V4L87 3V1H86L85 4H84ZM110 3H111V0H110ZM110 3H109V4H110ZM121 3H125V2H121ZM205 3H206V1H205ZM213 3H214V2H212V0H211V4H213ZM215 3H216V2H215ZM215 3H214V4H215ZM230 3H233V2H230ZM235 3H236V2H235ZM248 3H247V5H248ZM251 3H252V2H251ZM254 3H253V4H254ZM259 3H261V2H259ZM259 3H258V4H259ZM12 4H13V3H12ZM19 4H20V3H19ZM22 4H23V3H22ZM46 4H47V3H46ZM53 4H54V3H53ZM53 4H52V5H53ZM56 4H57V3H56ZM76 4H78V3H76ZM88 4H90V3H88ZM91 4H93V3H91ZM103 4H104V3H103ZM145 4H146V3H145ZM195 4H194V7H195ZM202 4H203V3H202ZM207 4H208V3H207ZM244 4H245V2H244ZM3 5H4V4H3ZM10 5H11V3H10ZM20 5H21V4H20ZM27 5H28V4H27ZM37 5H38V4H37ZM39 5L41 6V7H40V9H41L43 6H42V4H39ZM43 5H44V4H43ZM47 5H48V4H47ZM71 5H72V2H71V4H70L69 6H71ZM74 5H75V4H74ZM79 5H80V4H79ZM79 5H78V6H79ZM116 5H117V4H116ZM120 5H121V4H120ZM254 5H255V4H254ZM254 5H253V6L251 5V7H254ZM5 6H6V5H5ZM7 6H8V5H7ZM17 6H19V5H17ZM29 6H31V5H29ZM45 6H46V5H45ZM45 6H44V7H45ZM69 6H68V7H69ZM76 6H77V5H76ZM99 6H101V2H100V4H99ZM108 6H111V5H108ZM121 6H122V5H121ZM127 6H128V5H127ZM200 6H201V5H200ZM200 6H199V7H200ZM243 6H244V5H243ZM243 6H242V7H243ZM245 6H246V5H245ZM259 6H260V4H259ZM0 7H2V5H1ZM11 7H12V8L9 9L8 12L11 11V10L13 9L14 6L12 5ZM31 7H32V6H31ZM31 7H30L28 10H30ZM51 7H53V6H51ZM51 7H50V8H51ZM56 7H57V6H56ZM60 7H61V6H60ZM63 7H64V6H63ZM63 7H62V9H65V7H64V8H63ZM68 7H66V8L68 9ZM79 7H80V6H79ZM88 7H89V6L87 5V6L82 7V8L85 9V10L87 11ZM103 7H105V6H103ZM106 7H107V6H106ZM113 7H115V5H114ZM117 7H119V5H118ZM124 7H125V6H124ZM206 7H208V6H206ZM214 7H215V6H214ZM235 7H237V6H235ZM246 7H247V6H246ZM248 7H249V5H248ZM251 7L247 8V9L250 10ZM255 7H256V6H255ZM257 7H258V6H257ZM260 7H261V6H260ZM2 8H3V7H2ZM2 8H1V9H2ZM17 8H18V7H17ZM33 8H34V7H33ZM37 8H38V7H37ZM50 8H49V9H50ZM95 8H96V11L99 10V9H97V8H98L97 6H96ZM107 8H108V7H107ZM109 8H110V7H109ZM120 8L122 9L123 7H119V8H117V9H120ZM126 8H127V7H126ZM126 8H125V9H126ZM129 8H130V7H129ZM129 8H128V11L130 12V9H131V8H130V9H129ZM230 8H231V7H230ZM240 8H241V7H240ZM261 8H262V7H261ZM4 9H5V8H4ZM23 9H24V7H23ZM40 9H39V10H40ZM55 9H56V8H55ZM58 9H59V8H58ZM58 9H57V10H58ZM62 9H61V10H62ZM67 9H66V10H67ZM69 9H70V8H69ZM93 9H94V8H93ZM93 9H92V10H93ZM100 9H101V8H100ZM105 9H106V8H105ZM199 9H200V8H199ZM205 9H206V8L204 7V10H205ZM211 9H212V8L209 7V10H211ZM251 9H252V8H251ZM257 9H258V8H257ZM5 10H6V9H5ZM5 10H4V11H5ZM13 10H15V9H13ZM16 10H17V9H16ZM16 10H15V11H16ZM21 10H22V8H21ZM21 10H19V12H20ZM39 10H38V11H39ZM41 10L44 12V9H41ZM41 10H40V11H41ZM47 10H48V8H46V11H47ZM50 10H51V9H50ZM76 10H77V8H76ZM76 10H75V11H76ZM80 10H82V9H80ZM85 10H84V12H85ZM88 10H89V9H88ZM90 10H91V9H90ZM102 10H103V9H102ZM102 10H101V11H102ZM109 10H110V9H109ZM123 10H124V9H123ZM197 10H198V8H197ZM204 10H203V8H202L201 11H204ZM242 10L244 11V9H242ZM261 10H262V9H261ZM261 10H260V11H261ZM4 11H3V12H4ZM15 11H14V12H15ZM30 11H33V10H30ZM69 11H70V10H69ZM72 11H73V8L71 9V12H72ZM75 11H74V13H75ZM82 11H83V10H82ZM96 11H95V12H96ZM99 11H100V10H99ZM99 11H98V12H99ZM113 11H114V9H113ZM116 11H117V10H116ZM116 11H115V12H116ZM119 11H120V10H119ZM119 11H117V12H119ZM205 11H207V9H206ZM205 11H204V12H205ZM247 11H248V10H247ZM252 11H254V10H252ZM6 12H7V11H6ZM12 12H13V11H12ZM14 12H13V13H14ZM54 12H55V10H54ZM63 12H64V11H63ZM63 12H61V13H63ZM77 12H78V10H77ZM80 12H81V11L78 12L79 15H78V13H77V14L75 13L76 15H72V14H69L70 12H69V13L66 12V13H64L63 15L56 16V15L53 14V9H52V13L49 11V13H51L52 15L49 14L50 16L47 17L48 15L46 14V17H44V16H43V17H44V18H48L49 20H54V19H55V20H56V23L58 22L59 24H64L63 26H65L66 22H68L69 20H75L76 23H79V25H80V24H81V25H87V24H88V21H89V19H90V17H89L90 14L88 15V14H86V13H89V12H86V13H85V15H87V17H84V15L81 14V13H83V12H81V13H80ZM102 12H103V11H102ZM108 12H109V11H108ZM108 12H107V13H108ZM198 12H199V11H198ZM198 12H197V13H198ZM228 12H229V11L227 10V15H229ZM233 12H234V11H233ZM256 12H257V11H256ZM256 12H255V13H256ZM258 12H259V10H258ZM261 12H262V11H261ZM13 13H12V14L10 13V15H11L12 18L14 17V16H12ZM17 13H18V10H17ZM21 13L24 14L23 11H21ZM45 13H46V12H45ZM55 13H56V12H55ZM74 13H73V14H74ZM93 13H94V12H93ZM103 13H105V11H104ZM103 13H101V14H103ZM109 13H110V12H109ZM111 13H112V12H111ZM113 13H114V12H113ZM126 13H127V11H126ZM202 13H203V12H202ZM206 13H207V12H206ZM244 13H245V11H244ZM246 13H247V12H246ZM246 13H245V14H246ZM248 13H249V12H248ZM252 13H253V12H252ZM255 13H254V14H255ZM4 14H5V12H4ZM23 14H22V16H23ZM25 14L27 15V13H25ZM29 14H33V13L31 12V13H29ZM99 14H100V13H99ZM101 14H100L99 17H96V18H97V21L94 22V23H98V25H96V26H99V27H100L101 25L103 26L104 24H108V27H111V26H109V24H110V22H111L110 19H109V15H110V14H109V15H106V14H105V15H104V14L101 15ZM119 14H120V13H119ZM122 14H123V13H122ZM249 14H250V13H249ZM249 14H246V15H249ZM260 14H261V13H260ZM17 15H18V14H17ZM35 15H36V14H35ZM41 15H42V13H41ZM97 15H98V14H97ZM97 15H96V16H97ZM123 15H125V14H123ZM123 15H122V16H123ZM129 15H130V14H129ZM129 15H127V17H128ZM131 15H132V14H131ZM131 15H130V16H131ZM201 15H203V14H201ZM209 15H210V14H209ZM224 15H225V14H224ZM231 15H232V14H231ZM235 15H236V14H234V18H235ZM241 15L243 16V14H241ZM241 15H240V17H242ZM246 15H245V17H246ZM262 15H263V14H262ZM0 16H2V14H1ZM33 16H34V15H33ZM39 16H40V15H39ZM115 16H116V15H114V16H112V17H115ZM117 16H118V15H117ZM130 16H129V17H130ZM132 16H133V15H132ZM191 16H192V15H191ZM191 16H190V17H191ZM193 16H194V15H193ZM207 16H208L207 14H204V19H205V17H207ZM219 16H222V14L219 15ZM219 16H218V17H219ZM232 16H233V15H232ZM2 17H4V16H2ZM2 17H1V19H2ZM19 17H20V16H19ZM27 17H28V15H27ZM27 17L25 16V19H26ZM29 17H30V16H29ZM40 17H41V16H40ZM43 17H42V18H43ZM88 17H89V18H88ZM92 17H93V14H92ZM112 17L110 16L111 19H112ZM188 17H189V16H188ZM188 17H187V18H188ZM228 17H229V16H228ZM228 17H226V18H228ZM236 17H237V16H236ZM245 17H244V18H245ZM253 17H254V16H253ZM257 17H258V15H257ZM14 18H15V17H14ZM14 18H13V19H14ZM16 18H17V16H16ZM22 18H23V17H22ZM117 18H118V17H117ZM121 18H122V17H121ZM198 18H200V17H198ZM221 18H223V17H220V19H221ZM237 18H238V17H237ZM237 18H236V19H237ZM249 18H250V16L248 17V19H249ZM258 18H259V17H258ZM260 18H262V17H260ZM34 19H35V18H34ZM34 19H32V20H34ZM40 19H41V18H40ZM40 19L37 20V18H36V20H37L38 22H39ZM114 19H115V18H114ZM114 19H113V20H114ZM129 19L131 20V18H129ZM134 19H135V18H134ZM159 19H160V18H159ZM163 19H164V18H163ZM192 19H193V18H192ZM192 19H191V20H192ZM210 19H211V18H210ZM220 19H219V20H220ZM231 19H232V18H231ZM246 19H247V18H246ZM263 19H264V17H263ZM7 20H8V18H7L6 20L3 19V21H7ZM9 20L11 21V19H9ZM15 20H16V19H15ZM21 20H22V19H21ZM21 20H20V18H19V21H17L16 23L20 22ZM26 20H27V19H26ZM26 20H24V21H26ZM28 20H29V18H28ZM30 20H31V19H30ZM30 20H29V21H30ZM45 20H47V19H45ZM49 20H48V21H49ZM93 20H94V18L92 19V22H93ZM115 20H116V19H115ZM119 20H120V17H119ZM130 20H128V22H129ZM206 20H207V19H206ZM208 20H209V19H208ZM224 20H225V19H224ZM242 20H243V19H242ZM249 20H250V19H249ZM251 20H252V19H251ZM257 20H258L259 23H261V22L259 21L260 19H257ZM10 21H9V22H10ZM12 21H13V20H12ZM37 21L34 20V22H32V24H33V23L36 24ZM131 21H132V20H131ZM133 21H134V20H133ZM184 21H185V19H184ZM189 21H190V20H189ZM196 21L198 22V20H196ZM203 21H204V20H203ZM228 21H229V20H228ZM228 21H227V22H228ZM0 22H1V21H0ZM9 22H8V23H9ZM22 22H23V20H22ZM42 22H44V19H41L40 22L37 23V24H42ZM45 22H46V21H45ZM51 22H52V21H51ZM113 22H114V21H113ZM117 22H118V21H117ZM117 22H116V23H117ZM122 22H123V20H122ZM138 22H139V21H136V23H138ZM150 22H151V21H150ZM153 22H155V20H153ZM194 22H195V21H194ZM200 22H202V21H200ZM205 22H206V21H205ZM208 22H210V21H208ZM222 22H223V21H222ZM243 22H245V20H244ZM246 22H247V21H246ZM255 22H256V21H255ZM2 23H3V22H2ZM10 23H12V22H10ZM24 23H25V22H24ZM29 23H30V22H29ZM54 23H55V22H54ZM73 23H74V21H73ZM76 23H75V24H76ZM89 23L91 24V21H90ZM142 23H143V22H142ZM195 23H196V22H195ZM210 23H211V22H210ZM223 23H224V22H223ZM228 23H229V22H228ZM228 23H227V24H228ZM230 23H231V22H230ZM230 23H229V24H230ZM232 23H233V22H232ZM234 23H235V22H234ZM238 23H239V22H238ZM13 24H14L13 26H15V23H13ZM20 24H21V23H19V25H20ZM25 24H26V23H25ZM47 24H48V23H47ZM117 24H118V23H117ZM117 24H114V25L116 26ZM119 24H120V23H119ZM133 24H135V22H134ZM189 24H190V22H189ZM216 24H219V23H216ZM248 24H249V23H248ZM248 24H247V25H248ZM252 24H253V23H252ZM23 25H24V24H23ZM43 25H44V24H43ZM45 25H46V23H45ZM49 25H50V24H49ZM68 25H69V28L71 27V29H72V26H73V25H72V24H68ZM70 25H72V26H70ZM79 25H75V26H73V27H76V26L80 27ZM122 25H125V23L122 24ZM140 25H141V24H140ZM142 25H144V24H142ZM142 25H141V26H142ZM151 25H152V24H151ZM151 25H150V26H151ZM153 25H154V24H153ZM187 25H188V24H187ZM193 25H194V24H193ZM199 25H201V24H199ZM199 25H198V26H199ZM220 25H222V24L220 23ZM223 25H224V24H223ZM234 25H236V23H235ZM242 25H243V24H242ZM250 25H251V24H250ZM255 25H257V24H255ZM1 26H2V25H1ZM9 26H11V24H10V25H7V27H9ZM13 26H11V27H13ZM24 26L27 28L28 25H24ZM24 26H23V27H24ZM46 26H47V25H46ZM50 26H51V25H50ZM52 26H53V25H52ZM63 26L61 25V27H63ZM112 26H113V25H112ZM118 26H119V25H118ZM130 26H131V25H130ZM130 26H127V27H130ZM134 26H135V25H134ZM134 26H132V27L134 28ZM146 26H147V25H146ZM162 26L166 28V25H161V24H160V28H161ZM196 26H197V25H195V27H196ZM198 26H197V27H198ZM201 26H202V25H201ZM201 26H200V27H201ZM206 26H207V25H206ZM243 26H244V25H243ZM243 26H242V27H243ZM25 27H24V28H25ZM33 27H34V26H33ZM37 27H38V26H37ZM55 27H56V26H55ZM57 27H58V26H57ZM87 27H88V25H87ZM103 27H104V26H103ZM103 27H102V28H103ZM136 27H137V24H136ZM186 27H187V26H186ZM192 27H193V26H192ZM202 27H203V26H202ZM202 27H201V28H202ZM216 27H217V26H216ZM220 27H221V26H220ZM224 27H226V26H224ZM232 27H234V26H232ZM238 27H239V24L237 25V28H238ZM248 27H249V26H248ZM258 27H260V26H258ZM15 28H16V27H15ZM15 28H14V29H15ZM17 28H19V26H18ZM17 28H16V30H18ZM20 28H21L22 33H23V28H22L21 26H20ZM31 28H32V26H31ZM34 28H35V27H34ZM34 28H32V30H33ZM42 28H43V27H42ZM48 28H49V26H48ZM53 28H54V27H53ZM65 28H66V27H64V29H65ZM91 28H92V27H91ZM93 28H94V27H93ZM104 28H105V27H104ZM113 28H114V27H113ZM122 28H123V27H122ZM130 28H131V27H130ZM130 28H127V30L130 29ZM165 28H164V29H165ZM190 28H191V27H190ZM206 28H207V27H206ZM212 28H213V27H212ZM212 28H211V29H212ZM214 28H215V27H214ZM214 28H213V29H214ZM221 28H223V27H221ZM234 28H236V27H234ZM234 28H233V29H234ZM243 28H244V27H243ZM251 28H252V27H251ZM253 28H254V27H253ZM1 29H2V28H1ZM35 29H36V28H35ZM38 29H39V31L41 30V28H38ZM95 29H96V27H95ZM99 29H100V28H99ZM107 29H108V28H107ZM114 29H115V28H114ZM119 29H120V28H119ZM152 29H153V28H152ZM166 29H167V28H166ZM202 29H203V28H202ZM202 29H201V30H202ZM204 29H205V23H204ZM207 29H208V28H207ZM219 29H220V28H219ZM223 29H224V28H223ZM238 29H239V28H238ZM246 29H247V27H246ZM255 29H256V28H255ZM255 29H254V30H255ZM258 29H259V28H258ZM7 30H8V29H7ZM7 30H6V32H9V33H10V30H9V31H7ZM28 30H29V29H28ZM43 30H44V28H43ZM43 30H42V31H43ZM49 30H50V29H49ZM49 30H48V31H49ZM55 30L57 31V29H55ZM66 30H68V26H67ZM66 30H65V31H66ZM75 30H76V29H75ZM103 30H104V29H103ZM103 30H101V32H102ZM109 30H110V28H109ZM109 30H108V35L105 34V35H107L105 38H102L103 34H102V36L100 35L101 37H98L97 35H93V36L90 35L91 38L93 39L92 46H96V45H100V46H102V44H105V42L110 41V40L112 39V38H110V37L112 36V33H114V31H112L111 33H109V32L111 31V30H110V31H109ZM112 30H113V29H112ZM130 30H131V29H130ZM133 30H134V29H132V31H133ZM159 30H160V29H159ZM194 30H195V29H194ZM217 30H218V29H217ZM227 30H228V29H227ZM241 30H242V29H241ZM243 30H244V29H243ZM243 30L241 31L242 33H243ZM248 30H249V29H248ZM18 31H19V30H18ZM24 31H25V30H24ZM36 31H37V29H36ZM36 31H35V32H36ZM39 31H38V32H39ZM44 31H46V30H44ZM50 31H51V30H50ZM50 31H49V32H50ZM52 31H53V30H52ZM59 31H61V28L59 29ZM68 31H69V30H68ZM83 31H84V30H83ZM87 31H88V29H87ZM96 31H97V30H96ZM99 31H100V30H98V32H99ZM106 31H107V30H106ZM106 31L104 30V32H106ZM148 31H149V29H148ZM148 31H147V32H148ZM156 31H157V29H156ZM202 31H204V30H202ZM214 31H216V30L214 29ZM218 31H219V30H218ZM231 31H233V30H231ZM231 31H229V32H231ZM246 31H247V30H246ZM252 31H253V30H252ZM257 31H258V30H257ZM259 31H261V30H259ZM15 32H16V31H15ZM27 32H29V31H27ZM33 32H34V31H33ZM46 32H47V31H46ZM77 32H78V31H77ZM84 32H85V31H84ZM93 32H95V30H93ZM116 32L121 33L122 31L120 32V31L117 30V31H115V33H116ZM192 32H194V31L192 30ZM212 32H213V31H212ZM223 32H224V30H223ZM226 32H227V31H225V33H226ZM250 32H251V30H250ZM17 33H18V35H19L20 32H17ZM17 33H16V34H17ZM41 33H42V32H41ZM122 33H123V32H122ZM127 33H128V32H127ZM129 33L131 34L132 32H129ZM140 33H141V32H140ZM144 33L146 34V32H144ZM154 33H155V32H154ZM205 33H208V32H206V30H205ZM214 33H215V32H214ZM217 33H218V32H217ZM217 33H215V35H214V34H211V35H214V38H215V37H218V36H219V35L216 36ZM220 33H221V31H220ZM220 33H219V34H220ZM235 33H236V31H235ZM246 33H247V32H246ZM31 34H33V33H31ZM56 34H58V32H57V33L55 32V37H56ZM62 34H63V33H62ZM74 34H75V33H74ZM74 34H73V35H74ZM77 34H78V33H77ZM82 34H83V33H82ZM84 34H85V33H84ZM88 34H89V33H88ZM92 34H93V33H92ZM130 34H129V35H130ZM149 34H152V33H149ZM196 34H197V33H195V35L193 34L195 37L192 36V35L190 36V34H189L190 37L187 38L186 40L183 39V41L185 40L186 42H185V41H184V42L187 43L188 46L193 47V49H195V50L198 51V50L201 48V44H200V42H198V40H196ZM222 34H223V33H222ZM226 34H228V32H227ZM236 34H237V33H236ZM240 34H241V33H240ZM240 34H238V35H240ZM250 34H251V33H250ZM11 35H12V34H11ZM20 35L23 36L24 34H21V33H20ZM25 35H26V34H25ZM38 35H39V34H38ZM44 35H45V34H44ZM49 35H50V34H49ZM78 35H79V34H78ZM78 35H77V36H78ZM113 35H114V34H113ZM123 35H124V34H123ZM135 35H136V34H135ZM135 35H134V36H135ZM156 35H158V33H157ZM201 35H202V34H201ZM203 35H205L204 32H203ZM207 35L209 36V34H207ZM231 35H232V34H231ZM253 35H254V34H253ZM2 36H3V35H2ZM5 36H8V34L5 35ZM5 36H3V37H5ZM9 36H10V34H9ZM12 36H14V34H13ZM27 36H28V35H27ZM31 36H32V35H31ZM47 36H48V34H47ZM47 36H46V37H47ZM51 36H52V35H51ZM57 36H58V35H57ZM60 36H61V38L64 37V35H63V37H62V35H60ZM60 36H59V37H60ZM66 36H67V35H66ZM74 36H75V35H74ZM74 36H73V38H74ZM83 36H84V35H83ZM116 36H117V34H116ZM183 36H184V35H183ZM187 36H188V34H187ZM221 36H222V35H221ZM234 36H236V35H234ZM243 36H244V34H243ZM245 36H247V35H245ZM248 36H249V33H248ZM0 37H1V36H0ZM17 37H18V36H17ZM23 37H24V36H23ZM23 37H22V38H23ZM29 37H30V36H29ZM36 37H38V36H36ZM40 37H43V36H40ZM44 37H45V36H44ZM49 37H50V36H49ZM70 37H71V35H70ZM112 37H113V36H112ZM138 37H139V35H138ZM141 37H142V39H143V36H141ZM204 37H205V36H204ZM250 37H251V36H250ZM253 37H254V36H253ZM260 37H261V36H260ZM18 38H19V37H18ZM27 38H28V37H27ZM33 38H34V37H33ZM61 38H60V40L62 41ZM68 38H69V37L65 38V40L68 39ZM73 38H72V39H73ZM81 38H82V40L84 39L83 37H81ZM91 38H90V39H91ZM114 38H115V36H114ZM132 38H134V37H132ZM139 38H140V37H139ZM185 38H186V35H185ZM201 38H202V36H201ZM208 38H209V37H208ZM210 38H212V37H210ZM210 38H209V39H210ZM231 38H232V37H231ZM262 38H263V36H262ZM0 39H1V38H0ZM4 39H5V38H4ZM23 39H24V38H23ZM23 39H22V43H24ZM38 39L41 40L42 38H41V39L38 38ZM45 39H46V38H45ZM47 39H48V38H47ZM49 39L51 40V38H49ZM72 39H71V40H72ZM87 39H88V38H87ZM116 39H117V38H116ZM205 39H206V38H205ZM205 39H204V40H205ZM219 39H221V37H220ZM227 39H228V35H227ZM238 39H239V37H238ZM238 39H237V38H234V40H238ZM242 39H243V38H242ZM245 39H247V38H245ZM245 39H243V40H245ZM250 39H251V38H250ZM250 39H249V40H250ZM28 40H29V39H28ZM28 40H27V42H31V40H33V39H31L30 41H28ZM54 40H56V39L54 38ZM79 40H80V38H79ZM79 40H78V41H79ZM88 40H89V39H88ZM113 40H114V39H113ZM181 40H182V39H180V40L178 39V41H181ZM201 40H202V39H201ZM207 40H208V39H207ZM207 40H206V41H207ZM221 40H222V39H221ZM251 40H252V39H251ZM1 41H3V40H1ZM15 41H16V40H15ZM57 41H58V40H57ZM66 41H67V45H68V40H66ZM66 41H63V42H66ZM73 41H75V39H73ZM76 41H77V40H76ZM76 41H75V42H76ZM86 41H87V40H86ZM142 41H143V40H142ZM144 41H146V37H145V40H144ZM159 41H160V40H159ZM173 41H176V40H173ZM178 41H177V42H178ZM183 41H181V42L183 43ZM215 41H216V42L218 41V43H219V40H215ZM226 41H227V40H226ZM229 41H232V40H229ZM245 41H246V43H247L248 40H245ZM245 41H243V43H245ZM257 41H258V40H257ZM18 42H19V41H18ZM20 42H21V41H20ZM25 42H26V40H25ZM41 42H42V41H41ZM46 42H47V41H46ZM55 42H56V41H55ZM63 42H62V43H63ZM90 42H91V41H90ZM115 42H116V41H115ZM137 42H138V41H137ZM177 42H176V43H177ZM201 42H202V41H201ZM208 42H210V41L208 40ZM212 42H213V40H212ZM212 42H210V43H212ZM224 42H225V41L223 40V43H224ZM236 42H237V41H236ZM236 42H235V43H236ZM259 42H260V40H259ZM261 42L263 43V41H261ZM4 43H5V42H4ZM9 43H10V42H9ZM13 43H14V41H13ZM49 43H50V42H49ZM52 43H53V41H52ZM56 43H57V42H56ZM58 43H60V42L58 41ZM58 43H57V44H58ZM81 43H82V42H81ZM84 43H85V42H84ZM117 43L119 44V51H118V53L120 52L122 55H125V54H126L125 52H126L127 50H128V51H129V50H132V49H133V46H135V44H137V43H136L134 40H132L131 38H129V37L126 38V36H125V38L120 39ZM117 43H116V44H117ZM141 43H142V42H141ZM158 43H159V42H158ZM171 43H172V41H171ZM179 43H180V42H179ZM203 43H204V42H203ZM203 43H202V44H203ZM210 43H209V44H210ZM221 43H222V42H221ZM246 43H245V44H246ZM250 43H251V42H250ZM253 43H254V42H253ZM255 43H256V42H255ZM1 44H2V43H1ZM1 44H0V46H2ZM27 44H28V43H27ZM50 44H51V43H50ZM63 44L66 45L65 43H63ZM79 44H80V43H79ZM90 44H91V43H90ZM114 44H115V43H114ZM143 44H144V42L142 43V45H143ZM148 44H149V43H148ZM177 44H178V43H177ZM209 44H208V45H209ZM215 44H217V43H215ZM233 44H234V43H233ZM247 44H248V43H247ZM257 44H258V43H256V45H257ZM259 44H260V43H259ZM263 44H264V43H263ZM263 44H262V45H263ZM18 45L20 46V44H18ZM25 45H26V43H25ZM43 45H44V44H43ZM61 45H62V44H61ZM76 45H78V44H75V43L69 41V48H73V47H75ZM81 45H82V44H81ZM83 45H84V44H83ZM85 45H86V43H85ZM85 45H84V46H85ZM105 45H107V46L109 47L108 44H105ZM139 45H141V44H139ZM159 45H160V44H159ZM159 45H158V46H159ZM167 45H168V44H167ZM187 45H186V49H187ZM211 45H212V44H211ZM213 45H214V44H213ZM242 45H243V44H242ZM253 45H254V44H253ZM11 46H12V44H11ZM40 46H41V45H40ZM40 46H39V47H40ZM45 46H46V45H45ZM52 46H53V45H52ZM54 46H55V45H54ZM78 46H79V45H78ZM88 46H89V44H88ZM92 46H91V47H92ZM146 46H147V45H146ZM165 46H166V45H165ZM169 46H170V45H169ZM169 46H168V48H170ZM203 46H204V45H203ZM226 46H227V45H226ZM233 46H234V45H233ZM239 46H241V45H239ZM239 46H238L237 48H239ZM259 46H261V45H259ZM12 47L14 48V46H12ZM29 47H30V46H29ZM41 47H42V46H41ZM43 47H44V46H43ZM48 47H49V46H48ZM55 47H56V46H55ZM67 47H68V46H67ZM86 47H87V46H86ZM116 47H117V46H116ZM149 47H150V46H149ZM160 47H163V46H160ZM160 47H159L158 49H160ZM166 47H167V46H166ZM213 47H214V46H212V47H210V48H213ZM215 47H216V46H215ZM247 47H248V46H247ZM247 47H246V48H247ZM249 47H251V45H250ZM261 47H262V46H261ZM10 48H11V47H10ZM31 48H34V47H33V44H32V46H31ZM31 48H30V49H31ZM35 48H36V47H35ZM56 48H57V47H56ZM59 48H60V46H59ZM59 48H58V49H59ZM63 48H64V47H63ZM92 48H93V47H92ZM95 48L97 49V47H95ZM104 48H105V46H104ZM104 48H103V49H104ZM106 48H107V47H106ZM114 48H115V47H114ZM183 48H184V46H183ZM205 48H206V46H205ZM207 48H208V47H207ZM207 48H206V50H207ZM216 48H217V47H216ZM227 48H228V47H227ZM241 48H242V47H241ZM258 48H260V47H258ZM1 49H2V48H1ZM18 49H19V48H18ZM20 49H22V48H20ZM28 49H29V48H28ZM43 49H44V48H43ZM43 49H42V50H43ZM47 49H48V48H47ZM58 49H57V50H58ZM64 49H65V48H64ZM73 49H75V48H73ZM73 49H72V50H73ZM78 49H80V48H78ZM81 49H82V48H81ZM89 49H90V47H89ZM89 49H88V50H89ZM93 49H94V48H93ZM181 49H182V48H180V50H181ZM193 49H192V50H193ZM225 49H226V47H225ZM232 49H233V47H232ZM235 49H236V48H235ZM235 49H234V50H235ZM252 49H253V48H252ZM38 50H39V49H38ZM45 50H46V49H45ZM60 50H61V49H60ZM62 50H63V49H62ZM67 50H69V49L66 48V52H67V54H68L69 52H68ZM72 50H70V51H72ZM83 50L85 51V49H83ZM90 50H91V49H90ZM98 50H99V49H98ZM144 50H145V49H144ZM149 50H150V49H149ZM160 50H161V49H160ZM184 50H185V49H182V51H184ZM216 50H217V49H216ZM242 50H244V49H242ZM242 50H241V52H242ZM246 50H247V49H246ZM255 50H256V49H255ZM257 50H258V49H257ZM259 50H260V49H259ZM259 50H258V51H259ZM263 50H264V49H263ZM20 51H21V50H20ZM27 51H28V50H27ZM76 51H77V49H76ZM79 51H80V50H79ZM104 51H105V50H104ZM132 51L135 52L134 50H132ZM151 51H152V50H151ZM162 51H164V49H162ZM182 51H181V52H182ZM187 51H188V50H187ZM187 51H186V52H187ZM231 51H232V50H231ZM248 51H249V50H248ZM260 51H262V49H261ZM260 51H259V54H260ZM11 52H12V51H11ZM11 52H10V53H11ZM28 52H30V51H28ZM44 52H45V51H44ZM52 52H53V51H52ZM56 52H58V51H56ZM66 52H65V53H66ZM72 52H73V51H72ZM81 52H82V51H81ZM86 52H87V50H86ZM102 52H103V50H102ZM138 52H139V51H138ZM154 52H155V51H154ZM171 52H172V51H171ZM194 52H195V51H194ZM206 52H207V51H206ZM213 52H214V50H213ZM216 52H217V51H216ZM216 52H215V53H216ZM234 52L236 53V51H234ZM234 52H233V53H234ZM237 52H238V50H237ZM244 52H245V51H244ZM254 52H256V51H254ZM254 52H252V53H254ZM18 53H19V52H18ZM18 53H17V54H18ZM32 53H33V52H32ZM32 53L30 52L29 54H32ZM49 53H50V52H49ZM49 53H48V54H49ZM53 53H54V52H53ZM83 53H85V52H83ZM99 53H100V52H99ZM99 53L97 52L98 55H100ZM110 53H112L113 55H115V51H114V53H113V52H110ZM131 53H132V52H131ZM142 53H143V52H142ZM150 53H152V52H150ZM156 53H157V52H156ZM184 53H185V52H184ZM187 53H188V52H187ZM209 53H212V51L209 52ZM215 53H214V54H215ZM233 53H232V54H233ZM238 53H239V52H238ZM252 53H251V54H252ZM15 54H16V52H15ZM26 54L28 55V53H26ZM33 54H34V53H33ZM36 54H38V53H36ZM39 54H40V53H39ZM39 54H38V55H39ZM42 54H43V53H42ZM42 54H41V55H42ZM46 54H47V50H46ZM61 54H63L64 56L67 55V54H64V51H61ZM70 54H71V53H70ZM70 54H69V56H70ZM74 54H75V53H74ZM80 54H81V53H80ZM97 54H96V55H97ZM101 54H103V53H101ZM105 54H107V53H105ZM105 54H104V55H105ZM121 54H120L119 57L122 56ZM145 54H146V53H145ZM159 54H161V53H159ZM205 54H206V53H205ZM207 54H208V53H207ZM217 54H218V53H216V55H217ZM222 54H224V53H222ZM232 54L229 53L228 56L233 57ZM254 54H255V53H254ZM254 54H253L252 56H254ZM261 54H263V53L261 52ZM11 55H12V54H11ZM22 55H23V54H22ZM50 55H52V54H50ZM50 55H49V56H50ZM53 55H54V54H53ZM56 55H57V54H56ZM63 55H62V56H63ZM86 55H88V54H86ZM96 55H95V56H96ZM98 55H97V56H98ZM133 55H134V54H133ZM137 55H138V54H137ZM137 55H134V56H133V57H134V60H135L136 57H137V59L140 57V55H139V57H138ZM143 55H144V54H143ZM155 55H156V54H155ZM161 55H163V54H161ZM166 55H167V53H166ZM236 55H237V54H236ZM242 55H244V54H241V55L239 54V56H242ZM4 56H5V55H4ZM4 56L0 53V61H1V64L3 63V64L0 66V67H1V68H0V75H2V78H3V77H6V78H7V77H11V76H12V73L10 72V70L7 71V68H2L4 64H7V62L5 61L6 58H5ZM49 56H48V57H49ZM59 56H60V55H59ZM59 56H57V57L59 58ZM105 56H106V55H105ZM125 56H127V55H125ZM125 56H123V57H125ZM135 56H136V57H135ZM153 56H154V54H153ZM157 56H158V55H157ZM168 56H169V55H168ZM168 56H167V57H168ZM171 56H172V55H171ZM171 56H169V57H171ZM191 56H192V55H191ZM205 56H207V55H205ZM208 56H209V55H208ZM212 56H213V55H212ZM228 56H227V57H228ZM10 57H11V56H10ZM21 57H22V56H21ZM32 57H34V56H31V58H32ZM36 57H37V56H36ZM36 57L34 58L35 60L37 59ZM41 57H42V56H41ZM51 57H52V56H51ZM51 57H50V58H51ZM54 57H55V55H54ZM60 57H61V56H60ZM65 57H68V56H65ZM65 57H64V58H65ZM78 57L80 58V55H79ZM114 57H115V56H114ZM117 57H118V55H117ZM123 57H122V58H123ZM147 57H148V56H147ZM150 57H151V58H154V57L156 58V56H154V57L149 56L148 58L150 59ZM159 57H162V56L159 55ZM174 57H175V56H174ZM182 57L185 58V57H188V55L186 56V54H185V55H182ZM182 57H181V58H182ZM235 57H236V56H235ZM249 57H250V56H249ZM255 57H256V56H255ZM42 58H44V57H42ZM45 58H46V57H45ZM79 58H78V59H79ZM84 58H86V57H84ZM97 58H98V57H97ZM142 58H143V57H142ZM171 58H172V57H171ZM176 58H177V57H176ZM228 58H229V57H228ZM237 58H238V57H237ZM244 58H245V57H244ZM244 58H243V59H244ZM250 58H251V57H250ZM252 58H253V57H252ZM256 58H258V56H257ZM24 59H25V57H24ZM27 59H28V57H27ZM27 59H26V60H27ZM55 59H56V57H55ZM67 59H69V58H67ZM71 59H74V60H75V58H72V56H71ZM102 59H103V56H102ZM113 59H114V58H113ZM115 59H116V57H115ZM115 59H114V60H115ZM120 59H121V58H120ZM123 59H124V58H123ZM128 59H129V58H128ZM137 59H136V61H137ZM174 59H175V58H174ZM192 59H193V58H192ZM208 59H209V58H208ZM212 59H213V58H212ZM212 59H211V63H213ZM234 59H235V58H234ZM258 59H259V58H258ZM10 60H12V59H10ZM10 60H8V61H10ZM14 60H15V59H14ZM16 60H17V59H16ZM22 60H23V58H22ZM28 60H29V59H28ZM28 60H27V61H28ZM32 60H33V59H32ZM35 60H34V62H33V61H32V62L35 63ZM37 60H38V59H37ZM42 60H43V59H42ZM42 60H41V61H42ZM46 60L48 61L49 58H47ZM61 60H63V58H62ZM74 60H73V61H74ZM80 60L82 61L81 58H80ZM80 60H77V63H78V61L80 62ZM83 60H85V59H83ZM87 60H88V58H87ZM87 60H86V62H87ZM117 60H118V59H117ZM129 60H130V59H129ZM145 60H146V59H145ZM152 60H153V59H152ZM157 60H158V59H157ZM181 60L183 61L184 59H181ZM197 60H199V59H197ZM254 60H255V59H254ZM49 61H50V60H49ZM51 61H52V59H51ZM92 61H93V60H92ZM96 61H97V60H96ZM120 61H121V60H120ZM161 61H162V60H161ZM167 61H168V58H167ZM193 61H194V60H193ZM199 61H200V60H199ZM202 61H203V60H202ZM241 61L243 62V60H240V63H241ZM255 61H256V60H255ZM258 61H259V60H258ZM258 61H257V62H258ZM260 61H261V60H260ZM5 62H6V63H5ZM32 62H31V63H32ZM36 62H37L38 64L40 63V61H36ZM45 62H46V61H45ZM52 62H53V61H52ZM52 62H51V63H52ZM60 62H61L62 64H64V63H63L64 61H63V62L60 61ZM68 62H69V61H68ZM70 62H72V61H70ZM74 62H75V61H74ZM90 62H91V61H90ZM101 62H103V61H101ZM111 62H112V61H111ZM122 62H124V61H122ZM157 62H158V61H157ZM191 62H192V61H191ZM196 62H197V61H196ZM204 62H205V61H204ZM247 62H248V63H249V62L251 63V61H247ZM247 62H246V63H247ZM11 63H12V61H11ZM20 63H21V62H20ZM54 63H55V62H54ZM61 63H60V65H59V63H58V65L61 66ZM84 63H85V61H84ZM97 63H99V62H97ZM116 63H117V65L120 64V62H119V64H118V62L116 61V62H115V65H116ZM125 63H126V62H125ZM134 63H135V62H134ZM134 63H133V64H134ZM175 63H176V62H175ZM182 63L184 64L185 62H182ZM189 63H190V62H188V64H189ZM221 63H222V62H221ZM225 63H226V62H225ZM244 63H245V61H244ZM248 63H247L246 66H248V68H249ZM253 63H254V62H253ZM12 64H13V63H12ZM49 64H50V62H49ZM49 64H47V65H49ZM55 64H56V63H55ZM85 64H86V63H85ZM88 64H89V61H88ZM90 64H93V62L90 63ZM105 64H106V63H105ZM105 64H104V65H105ZM107 64H108V63H107ZM110 64H111V63H110ZM168 64H169V63H168ZM168 64H166V65H168ZM178 64H179V63H178ZM180 64H181V63H180ZM191 64H192V63H191ZM207 64H208V63H207ZM214 64H215V63H214ZM223 64H224V63H223ZM226 64H227V63H226ZM7 65H8V64H7ZM13 65L16 66L15 63H14ZM13 65H12V66H13ZM21 65H22V64H21ZM26 65H28V64H25V66H26ZM33 65H34V64H33ZM42 65L45 66V64H42ZM78 65H79V64H78ZM94 65H95V64H94ZM100 65H101V64H100ZM112 65H113V64H112ZM115 65H114L113 68H115ZM117 65H116V67H117ZM123 65H124V63H123ZM123 65H122V66H123ZM156 65H157V63H156ZM171 65H173V64H171ZM176 65H177V64H176ZM189 65H190V64H189ZM198 65H199V64H198ZM203 65H204V64H203ZM212 65H213V64H212ZM240 65H241V67H242V64H240ZM254 65H255V64H254ZM5 66H6V65H5ZM12 66H11V68H14V67H12ZM19 66H20V65H19ZM19 66L16 67V68H19ZM23 66H24V65H23ZM51 66H54V65L51 64ZM63 66H64V65H63ZM74 66H75V64H74ZM80 66H81V67L83 66V61H82V64H81ZM80 66H79V67H80ZM89 66H90V65H89ZM107 66H108V65H107ZM107 66H105V67H107ZM124 66L126 67V65H124ZM129 66H130V65H129ZM131 66H132V64H131ZM136 66H137V65H136ZM147 66H149V65H147ZM162 66H163V65H162ZM181 66H182V65H181ZM185 66H186V65H185ZM185 66H184V67H185ZM200 66H201V64H200ZM214 66H215V65H214ZM228 66H230V65H228ZM33 67H34V66H33ZM39 67H40V66H39ZM41 67H42V66H41ZM41 67H40V68H41ZM55 67L57 68L58 66L55 65ZM65 67H67V66L65 65ZM70 67H71V66H70ZM79 67H78V68H79ZM108 67H109V66H108ZM108 67H107V70H106V71H108V72H112V68H110V67L108 68ZM120 67H121V65H120ZM120 67H118L119 70L122 69V67H121V69H120ZM127 67H128V66H127ZM157 67H158V66H157ZM165 67L167 68V66H164V68H165ZM186 67H189V66L187 65ZM212 67H213V66H212ZM223 67H224V65H223ZM225 67H226V66H225ZM225 67H224V68H225ZM9 68H10V67H9V65H8V69H9ZM21 68H22V67H21ZM31 68H32V67H31ZM35 68H36V67H35ZM40 68H39V69H40ZM50 68H51V67H50ZM58 68H59V67H58ZM86 68H89V69H90V67H87V66H86ZM86 68H85V69H86ZM98 68H99V67H98ZM118 68H117V69H118ZM139 68H140V67H139ZM159 68H160V67H159ZM159 68H158V69H159ZM199 68H200V67H199ZM202 68H203V69H206V68H204V67H201V69H202ZM217 68H219V67H217ZM217 68H216V69H217ZM220 68H221V67H220ZM224 68H223V69H224ZM245 68H246V67H245ZM43 69H44V68H43ZM48 69H49V68H48ZM52 69H53V67H52ZM65 69H66V68H65ZM67 69H68V68H67ZM72 69H74V68L72 67ZM72 69H71V70H72ZM89 69H88V70H89ZM93 69H94V67H93ZM117 69L115 68V70H113V72L118 73V77H117V75H116V78H119V77H121V76L119 75V71H116ZM123 69H124V68H123ZM142 69H143V68H142ZM148 69H149V68H148ZM158 69H157V70H158ZM169 69H170V68H169ZM180 69H181V68H180ZM187 69H188V68H187ZM238 69H242V68H239V67H238ZM243 69H244V68H243ZM246 69H247V68H246ZM16 70H17V69H16ZM18 70H20V69H18ZM23 70H24L23 72H25L26 69L23 68ZM53 70H55V69H53ZM61 70H62V69H61ZM63 70H64V69H63ZM63 70H62V71H63ZM98 70H99V69H98ZM125 70H126V69H125ZM139 70H140V69H139ZM149 70H150V69H149ZM155 70H156V68H155ZM155 70H154V71H155ZM157 70H156L155 72H157ZM173 70H175V69L173 68L172 71H173ZM178 70H179V68H178ZM183 70H184V69H183ZM185 70H186V69H185ZM228 70H229V69H228ZM256 70H257V69H256ZM11 71H12V70H11ZM32 71H33V70L30 71L31 74H32ZM41 71H42V70H40V72H41ZM47 71H48V70H46V72H47ZM69 71H70V70H69ZM73 71H74V70H73ZM81 71H82V70H81ZM81 71H80V72H81ZM90 71H91V70H90ZM93 71H94V70H93ZM123 71H124V70H123ZM146 71L148 72V70H146ZM154 71H153V72H154ZM196 71H197V70H196ZM196 71H194V72H196ZM208 71H209V69H208ZM223 71H224V70H223ZM229 71H230V70H229ZM234 71H235V70H234ZM247 71H248V69H247ZM247 71H245V72H247ZM14 72H16V71H14ZM34 72H35V71H34ZM49 72H50V71H49ZM49 72H48V74H49ZM54 72H55V71H54ZM65 72H66V70H65ZM67 72H68V71H67ZM70 72H72V71H70ZM74 72H75V71H74ZM84 72H85V71H84ZM91 72H92V71H91ZM113 72H112V73H113ZM151 72H152V70H151ZM169 72H170V71H169ZM173 72H175V71H173ZM176 72H177V71H176ZM180 72H181V71H180ZM186 72H187V74H188V72H190V71L188 70V71H186ZM202 72H203V71H202ZM206 72H207V69H206V71H204V73L207 74ZM220 72H221V71H220ZM226 72H227V71H226ZM230 72H231V71H230ZM236 72H237V71H236ZM242 72H243V71L241 70L239 73H242ZM262 72H264V70H263ZM21 73H22V72H21ZM58 73L61 74V72H59V71H58ZM63 73H64V72H63ZM76 73H77V72H76ZM88 73H89V71H88ZM88 73H87V74H88ZM93 73H94V72H93ZM105 73H107V72H105ZM112 73H111V74H112ZM137 73H138V68H131V70H130V72H129V74H131V75L134 74V77H135V78L137 77V76H135V74H137ZM149 73H150V72H149ZM166 73H167V72H166ZM170 73H171V72H170ZM170 73H169V74H170ZM182 73H183V72H182ZM199 73H200V72H199ZM215 73H216V72H215ZM223 73H225V72H223ZM223 73H221V74H223ZM243 73H244V72H243ZM19 74H20V73H19ZM23 74H24V73H23ZM43 74H45V73H43ZM50 74H51V73H50ZM52 74H53V73H52ZM56 74H57V73H55V76H53V77L56 78V77H57ZM60 74H58V75H60ZM65 74H66V75H65ZM65 74H64V77L66 78L67 73H65ZM83 74H84V73H83ZM94 74H95V73H94ZM97 74H100V73H97ZM138 74H139V73H138ZM147 74H148V73H147ZM147 74H146V75L144 74V75L148 78L149 76H147ZM194 74H195V73H194ZM210 74H212V73H210ZM221 74H220V75H221ZM226 74H227V73H226ZM230 74H231V73H230ZM255 74H256V73H255ZM261 74H262V73H261ZM53 75H54V74H53ZM70 75H71V74H70ZM79 75H80V74H79ZM88 75H89V74H88ZM91 75H93V74H91ZM100 75H101V74H100ZM100 75H99V76H100ZM103 75H104V74H103ZM141 75H142V74H141ZM141 75H140V76H141ZM148 75H149V74H148ZM150 75H151V74H150ZM190 75H191V73H190ZM190 75H189V76H190ZM198 75H199V74H198ZM198 75L196 74L195 78H197ZM212 75H213V74H212ZM220 75H219V76H220ZM232 75H234V74H232ZM232 75H231V77H232ZM256 75H257V74H256ZM263 75H264V74H263ZM18 76H20V75H18ZM22 76H23V75H22ZM35 76H36V73L34 74L33 78H34ZM37 76H39V74H38ZM47 76H48V75H47ZM47 76L44 75L43 77H47ZM60 76H61V75H60ZM82 76H83V75H82ZM86 76H87V75H86ZM95 76H96V74H95ZM112 76H115V75H112ZM129 76H130V75H129ZM155 76H156V75H155ZM171 76H172V75H171ZM186 76H187V75H186ZM186 76H183V77H186ZM199 76H200V75H199ZM207 76H209V75L207 74L206 77H207ZM213 76H215V75H213ZM217 76H218V75H217ZM219 76H218V77H219ZM23 77H24V76H23ZM28 77H29V79H30V76H28ZM40 77H41V76H40ZM67 77H68V76H67ZM79 77H80V76L77 77L78 80H80ZM97 77H98V76H97ZM97 77H96V79H97ZM123 77H125V76H123ZM146 77H145V78H146ZM172 77H173V76H172ZM172 77H171V79H172ZM180 77H181V76H180ZM204 77H205V76H204ZM226 77H227V76H226ZM226 77H225V78H226ZM241 77H242V75H241ZM241 77H240V78H241ZM243 77L245 78V76H243ZM251 77H253V76H251ZM50 78H51V77H50ZM70 78H72V75H71ZM81 78H82V77H81ZM91 78H92V77H91ZM101 78H104V79H105V77H102V76H101ZM116 78H115V79H116ZM145 78H144V79H145ZM160 78H161V77H160ZM167 78H168V77H167ZM186 78H188V76H187ZM191 78H193L192 75H191ZM195 78H193V80H194ZM207 78H208V77H207ZM209 78H211V76H210ZM215 78H216V77H215ZM215 78H214V79H215ZM222 78H223V77H222ZM229 78H230V77H229ZM257 78H258V77H257ZM0 79H1V78H0ZM8 79H9V78H8ZM11 79H12V78H11ZM29 79H28V80H29ZM39 79H40V78H39ZM42 79H44V78H42ZM51 79H52V78H51ZM56 79H58V77H57ZM56 79H55V80H56ZM82 79H87V78L84 77V78H82ZM92 79H93L92 81L96 80V79H94V78H92ZM109 79H110V78H109ZM112 79H114V78L112 77ZM130 79H131V78H130ZM140 79H141V78H140ZM179 79H181V78H179ZM197 79H198V78H197ZM197 79H195V80H197ZM211 79H213V77H212ZM214 79H213V80H214ZM219 79H220V77H219ZM219 79H218V80H219ZM232 79H233V77H232ZM249 79H250V78H249ZM251 79H252V78H251ZM251 79H250V80H251ZM258 79H259V78H258ZM258 79H257V80H258ZM3 80H4V79H3ZM25 80H26V78H25ZM25 80H24V81H25ZM35 80H36V79H35ZM35 80H34V81H35ZM47 80H49V79H47ZM47 80H46V81H47ZM52 80H53V79H52ZM62 80H65V79L62 78ZM66 80H67V79H66ZM74 80H75V78H74ZM76 80H77V79H76ZM105 80H106V79H105ZM120 80L122 81L121 78H120ZM120 80H119V81H120ZM137 80H138V79L135 80L136 82H135L134 84L131 83L132 86H130V89L127 88V90H128V89L130 90V91H129V90H128V91H129V94L132 95L130 98H131V100L134 101V105H135V103H136L138 106H143L145 109H147V111H150V112H152V113L154 112V115H155L156 117H160V118H161V117H162V113H159V110L157 109V106H158V105H155L157 99H156V101H154L153 99H150V98H153V97H149V96H147V95H146V96L149 97V100H147L148 98L145 99L146 97H145L144 95H143L144 98H141V97L139 98V97L137 96V94L140 93V92L142 91V89L139 90L140 92L137 90V89H138V85H139V84H140V85L142 84V82L140 83V82H138ZM145 80H147V79H145ZM145 80H144V81H145ZM148 80H150V79H148ZM156 80H157V79H156ZM160 80H163V79H160ZM182 80H183V79H182ZM188 80H189V78H188ZM201 80H202V79H201ZM201 80H200V81H201ZM226 80H227V79H226ZM229 80H231V79H229ZM236 80H239V79H236ZM252 80H253V79H252ZM0 81H1V80H0ZM4 81H5V80H4ZM12 81H13V80H12ZM41 81H42V80H41ZM44 81H45V79H44ZM44 81H43V82H44ZM46 81H45V82H46ZM59 81L61 82L60 79H59ZM82 81H83V80H82ZM84 81H85V80H84ZM86 81H90V80L87 79ZM99 81H102V80H100V77H99ZM116 81H117V84H119L117 79H116ZM123 81H124V80H123ZM142 81H143V77H142ZM170 81H171V80H170ZM189 81H190V80H189ZM200 81H199V82H200ZM203 81H204V79H203ZM207 81H209V80H207ZM233 81H235V80H233ZM245 81H246V80H245ZM248 81H249V80H248ZM255 81H256V80H255ZM258 81H259V80H258ZM14 82H15V81H14ZM19 82H20V81H19ZM21 82H22V81H21ZM21 82H20V83H21ZM28 82H29V81H28ZM35 82L38 83V80L35 81ZM47 82H48V81H47ZM60 82H55V84L60 83ZM62 82H63V81H62ZM62 82H61V83H62ZM65 82H66V81H65ZM68 82H70V81H67V85H68V84H71V83H72V85H74V84H73V83H74L73 81H72L71 83H68ZM112 82H113V81H112ZM145 82H146V86H147V85H148V84H147V81H145ZM150 82H151V81H150ZM150 82H149V84H150V85L152 84V85H153L152 87H154V84H153V83H154L155 81H154L153 83H150ZM157 82H158V81H157ZM171 82H173V81H171ZM176 82H177V81H176ZM178 82H179V80H178ZM186 82L188 83V81H186ZM191 82H192V81H191ZM210 82H213V81L211 80ZM217 82H218V81H217ZM221 82H222V81H221ZM227 82H228V81H227ZM227 82H226V83H227ZM229 82H230V81H229ZM229 82H228V83H229ZM237 82H238V81H237ZM237 82H236V83H237ZM253 82H254V81H253ZM253 82H251V85H252ZM6 83H7V82H6ZM8 83H10V82H8ZM16 83H18V82H16ZM25 83H26V81H25ZM63 83H64V82H63ZM97 83H98V82H97ZM100 83H101V85H102V82H100ZM103 83H105V82H103ZM108 83H109V81H108ZM160 83H161V82H159V84H160ZM207 83H208V82H207ZM215 83H216V81H215ZM230 83L235 84V83H233V82H230ZM254 83H255V82H254ZM256 83H258V82H256ZM1 84H2V83H1ZM4 84H5V83H4ZM18 84H19V83H18ZM39 84H40V83H39ZM46 84H48V85H50V86L52 85V83H51V84H50V83H46ZM55 84H54V86H53L54 88H55ZM65 84H66V83H65ZM90 84H91V83H90ZM92 84H94V83H92ZM95 84H96V83H95ZM110 84H111V82H110ZM112 84H114V83H112ZM167 84H169V83H167ZM171 84H172V83H171ZM180 84H181V83H180ZM192 84H193V83H192ZM211 84H213V83H211ZM219 84H220V82L218 83L217 86L221 87V85H219ZM221 84H223V82H222ZM238 84H239V83H238ZM2 85H3V84H2ZM2 85H1V86H2ZM27 85H28V84H27ZM35 85H36V84H35ZM76 85H77V84L75 83L74 87H75ZM78 85H79V84H78ZM78 85H77V86H78ZM123 85H124V84H123ZM140 85H139V86H140ZM155 85H156V83H155ZM187 85H188V84H187ZM201 85H202V84H201ZM201 85H200V86H201ZM204 85H205V84H204ZM213 85L216 86V84H213ZM225 85H226V84H225ZM230 85H231V84H230ZM240 85H241V83H240ZM240 85H239V86H240ZM242 85H244V83H243ZM247 85H248V83H247ZM3 86H4V85H3ZM12 86L15 87L16 84H15V86H14V84H12ZM22 86H23V85H22ZM36 86H37V85H36ZM36 86H35V87H36ZM57 86H58V84H57ZM57 86H56V87H57ZM87 86H88V85H87ZM115 86H116V85H114V87H115ZM148 86H149V85H148ZM157 86H159L158 83H157ZM167 86H168V85H167ZM227 86H228V85H226L225 87H227ZM237 86H238V85L236 84V88H237ZM248 86H249V85H248ZM256 86H257V85H256ZM259 86H260V84H259ZM6 87H7V86H6ZM9 87H10V86H9ZM28 87H29V85H28ZM39 87H41V86H39ZM39 87H37V88H39ZM51 87H52V86H51ZM65 87H66V86H65ZM70 87H71V86H70ZM85 87H86V86H85ZM88 87H89V86H88ZM104 87H106V86H104ZM123 87H124V86H123ZM128 87H129V85H128ZM142 87H143V86H142ZM152 87L150 88V86H149V87H146V88H149V89L152 90ZM198 87H199V86H198ZM209 87H212V86H209ZM209 87H208V88H209ZM219 87H218V88H219ZM225 87L222 86V89L225 88ZM234 87H235V86H234ZM263 87H264V86H263ZM263 87H262V88H263ZM18 88H19V86H18ZM75 88H76V87H75ZM75 88L72 87V89H74L73 92H72V89L70 90L72 94H73L74 92L76 93ZM97 88H98V87H97ZM119 88H120V87H119ZM140 88H141V87H140ZM156 88H157V87H156ZM200 88H201V87H200ZM230 88H231V91H232V90H233V89H232V86H231ZM230 88H229V89H230ZM252 88H254V87H252ZM260 88H261V87H260ZM260 88H259V90H260ZM5 89H6V88H5ZM16 89H17V87H16ZM19 89H20V88H19ZM28 89H29V88H28ZM28 89H27V91H29V94H28V95H29V97H31L32 91H31V90H28ZM30 89H31V88H30ZM55 89H57V88H55ZM58 89H59V88H58ZM69 89H70V88H69ZM76 89H77V88H76ZM86 89H87V88H86ZM94 89H95V88H94ZM108 89H110V88H108ZM108 89H107V90H108ZM111 89H112V88H111ZM143 89H144V87H143ZM153 89H155V87H154ZM163 89H166V88H163ZM167 89H168V88H167ZM195 89H196V87H195ZM201 89H202V88H201ZM215 89H216L215 91H217V92H218V90L220 91V88H219V89L215 88ZM226 89H227V88H226ZM248 89H249V88H248ZM13 90H15V89H13ZM46 90H47V89H46ZM46 90H45V91H46ZM50 90H51V89H50ZM52 90H53V89H52ZM78 90H79V89H78ZM84 90H85V89H84ZM87 90H88V89H87ZM117 90H118V89H117ZM180 90H182V89H180ZM180 90H179V91H180ZM186 90H187V88H186ZM197 90H200V89L197 88ZM208 90H209V89H208ZM211 90H214V89L211 88ZM240 90H242V89H240ZM250 90H251V89H250ZM257 90H258V89H257ZM259 90H258V91H259ZM1 91L3 92L2 89H0V92H1ZM4 91H5V90H4ZM20 91H21V90H20ZM20 91H19V92H20ZM23 91H24V90H23ZM30 91H31V92H30ZM79 91H80V90H79ZM91 91H92V93H93L94 90H91ZM110 91H111V90H110ZM114 91H115V89H114ZM114 91H113V92H114ZM128 91H127V92H128ZM137 91H138V92H137ZM164 91H165V90H164ZM194 91H195V90H194ZM205 91H206V90H205ZM223 91H224V90H223ZM226 91L229 92L228 90H226ZM231 91H230V92H231ZM237 91H238V90H236V92H237ZM243 91H245V90H243ZM258 91H256V92H258ZM261 91H262V90H261ZM9 92H10V88H9L8 93H9ZM38 92H39V91H38ZM53 92H55V90H54ZM56 92H57V90H56ZM56 92H55V94H56ZM67 92H68V90H67ZM67 92H66V93H67ZM77 92H78V91H77ZM80 92H82V91H80ZM87 92H89V91H87ZM87 92H85V93H87ZM98 92H99V91H98ZM103 92H104V91H103ZM105 92H106V91H105ZM105 92H104V93H105ZM108 92H109V91H108ZM111 92H112V91H111ZM111 92H110V93H111ZM170 92H171V90H170ZM170 92H169V93H170ZM176 92H177V91H176ZM180 92H181V91H180ZM180 92H178L179 96H180ZM190 92H191V91H190ZM197 92H198V91H197ZM239 92H241V91H239ZM251 92H252V91H251ZM256 92H255V93H256ZM259 92H260V91H259ZM3 93L6 94V91L3 92ZM8 93H7V94H8ZM12 93H13V92L11 91L10 94H12ZM14 93H15V91H14ZM17 93H18V91H17ZM35 93H36V92H35ZM42 93H43V90H42ZM42 93H41V94H42ZM50 93H51V91H50ZM61 93H63V92L61 91ZM64 93H65V92H64ZM99 93H100V92H99ZM110 93H109V94H110ZM135 93H136V94H135ZM142 93H143V92H142ZM147 93H153V92L150 91V92H147ZM181 93H183V92H181ZM187 93H189V92H187ZM201 93H204V90H203ZM214 93H215V92H214ZM25 94L27 95V93H25ZM45 94H47L46 96H48L49 93H48V92H47V93L45 92ZM59 94H60V92H59ZM72 94H70V95H72ZM90 94H91V93H90ZM94 94H97V92H96V93L94 92ZM101 94H102V93H101ZM101 94H100V95H101ZM144 94H145V93H144ZM157 94H158V93H157ZM164 94H165V93H164ZM170 94H171V93H170ZM172 94H173V93H172ZM185 94H186V91H185ZM185 94L183 93V95H185ZM191 94H192V93H191ZM193 94H194V93H193ZM193 94H192V95H193ZM211 94H212V93H211ZM211 94L206 95L207 97H205V98H208V97L210 98ZM217 94H218V93H217ZM217 94H216V95H217ZM222 94H224V93H222ZM227 94H230V93H227ZM227 94H226V95H227ZM231 94L233 95V93H231ZM238 94H239V93H238ZM252 94H253V92H252ZM261 94H262V93H261ZM28 95H27V97H28ZM49 95H50V94H49ZM53 95H54V94H53ZM63 95H64V94H63ZM76 95H77V93H76ZM79 95H80V97H81V93H79ZM79 95H78V96H79ZM84 95H85V94H84ZM92 95H93V94H92ZM98 95H99V94H98ZM100 95H99V96H100ZM113 95H114V93H113ZM150 95H151V94H150ZM153 95H156V94L153 93ZM165 95H166V94H165ZM168 95H169V94H168ZM173 95H174V94H173ZM202 95H203V94H202ZM216 95L214 94V97H216ZM218 95H220V97H221V93L218 94ZM226 95H225V96H226ZM243 95H245V94H243ZM253 95H254V94H253ZM5 96H7V95H4V97H5ZM32 96H33V95H32ZM34 96H36V95L34 94ZM41 96H42V95H41ZM60 96H61V94H60ZM64 96H66V95H64ZM73 96H75V95H72L71 98H72ZM101 96H103V95H101ZM108 96H109V95H108ZM127 96H128V95H127ZM139 96H140V95H139ZM151 96H152V95H151ZM162 96H163V95H162ZM177 96H178V95H177ZM185 96H186V95H185ZM195 96H196V95H195ZM197 96H198V95H197ZM197 96H196V97H197ZM249 96H250V95H249ZM259 96H260V95H258V97H259ZM261 96H264V93H263ZM15 97H16V99H17L16 94H15ZM36 97H38V96H36ZM51 97H52V96H51ZM61 97H63V96H61ZM68 97H69V99H70V96H69V95H68ZM68 97H67V98H68ZM82 97H83V96H82ZM82 97H81V99H82ZM88 97H90V95H89ZM104 97H105V96H104ZM106 97H107V96H106ZM110 97H112V96L110 95ZM156 97H157V95H156ZM156 97H155V98H156ZM158 97H159V95H158ZM171 97H173V96H171ZM171 97H170V99H171ZM190 97H192V96H190ZM200 97H201V96H200ZM217 97H219V96H217ZM223 97H224V96H223ZM229 97H230V96H229ZM240 97H241V96H240ZM240 97H239V99H240ZM244 97H245V96H244ZM258 97H257V98H258ZM8 98H9V97H8ZM11 98H13V96H12ZM20 98H21V97H20ZM20 98H18V99L20 100ZM31 98H32V97H31ZM47 98H48V97H47ZM47 98H46V100H48ZM49 98H50V97H49ZM56 98L59 99L60 97L57 96ZM76 98H77V97H76ZM91 98H92V97H91ZM97 98H98V97H97ZM101 98H102V97H101ZM107 98H108V97H107ZM112 98H113V97H112ZM116 98H117V97H116ZM122 98H123V97H122ZM130 98H129L128 100H130ZM160 98H161V92H160ZM164 98H165V97H164ZM164 98H163V99H164ZM174 98H177V97H174ZM184 98H185V99H186V98H189V94H188V96H186V97H184ZM194 98H195V97H194ZM197 98H198V97H197ZM212 98H213V97H212ZM233 98H234V96H233ZM237 98H238V97H237ZM252 98H253V97H252ZM259 98H260V97H259ZM259 98H258V100H259ZM9 99H10V98H9ZM13 99H15V98H13ZM16 99H15V100H16ZM25 99H26V98H25ZM37 99H38V98H37ZM39 99H40V96H39ZM39 99H38V100H39ZM69 99H68V101H69ZM72 99H73V98H72ZM85 99H86V98H85ZM168 99H169V97H168ZM182 99H183V98H182ZM185 99H184V100H185ZM213 99H214V98H213ZM221 99H222V98H220V100H221ZM249 99H250V98H249ZM0 100H4V99H3V94H1V93H0ZM7 100H8V99H7ZM7 100H6V98H5V101H7ZM10 100L12 101V99H10ZM10 100H9V101H10ZM59 100H60V99H59ZM77 100H78V98H77ZM79 100H80V99H79ZM79 100H78V101H79ZM89 100H90V99H87V101H89ZM91 100H93V99H91ZM108 100H109V99H108ZM124 100H125V102H126V98H125ZM128 100H127V101H128ZM131 100H130V101H131ZM164 100H165V99H164ZM171 100H172V99H171ZM175 100H176V99H175ZM208 100H209V99H208ZM215 100H216V98H215ZM220 100H219V101H220ZM223 100H225V99H222V101H223ZM236 100H237V99H236ZM236 100H235V101H236ZM240 100H242V99H240ZM254 100H255V98H254ZM256 100H257V99H256ZM261 100H263V99H261ZM11 101H10V105H11ZM17 101H18V100H17ZM17 101H15V102H17ZM28 101H29V100H28ZM31 101H32V100H31ZM41 101H42V100H41ZM60 101H61V100H60ZM62 101H63V99H62ZM74 101H75V100H74ZM82 101H84V100L82 99V100L79 101V102H82ZM101 101H102V100H101ZM105 101H107V99H106ZM133 101H132V102H133ZM186 101H187V99H186ZM197 101H198V100H197ZM202 101H203V100H202ZM205 101H206V99H205ZM205 101H204V102H205ZM209 101H210V100H209ZM213 101H214V100H212V102H213ZM0 102H1V101H0ZM19 102H20V101H19ZM38 102H39V101H38ZM45 102H46V101H45ZM45 102H44V104H45ZM47 102H49V101H47ZM63 102H64V101H63ZM96 102H97V101H96ZM99 102H100V100H99ZM109 102H110V101H109ZM114 102H115L114 104L119 103V101H118L117 103H116V101H114ZM120 102H121V101H120ZM122 102L125 103L124 101H122ZM164 102H165V101H164ZM167 102H168V103H169V102L172 103V101H167ZM176 102H177V101H176ZM178 102H179V101H178ZM191 102H192V100H191ZM199 102H200V101H199ZM220 102H221V101H220ZM220 102L218 103L219 105H220ZM225 102H226V100H225ZM230 102H231V101H230ZM240 102H242V101H240ZM247 102H248V101L246 100V104H249V103H247ZM259 102H260V101H259ZM263 102H264V101H263ZM3 103H4V102H3ZM5 103H6V102H5ZM31 103H32V102H31ZM41 103L43 104V101L40 102L39 105H38V103H37V105L40 107ZM54 103H55V102H54ZM67 103H68V102H67ZM67 103H66V104H67ZM73 103H74V102H73ZM73 103H71L72 106H74V105L77 104V103H76V104L73 105ZM82 103H83V102H82ZM84 103H85V102H84ZM104 103H105V102H104ZM104 103H103V104H104ZM107 103H108V102H107ZM123 103H122V104H123ZM180 103H181V102H180ZM187 103H188V102H187ZM200 103H201V102H200ZM200 103H197V104H200ZM234 103H235V102H234ZM250 103H251V102H250ZM16 104H17V103H16ZM20 104H22V103H20ZM24 104H25V103H24ZM44 104H43V106H41V107H44ZM58 104H59V101H58L57 105H58ZM79 104H80V103H79ZM91 104H93V103H91ZM96 104H97V103H96ZM96 104H94V105H96ZM99 104H100V103H99ZM101 104H102V103H101ZM111 104H112V103H110V105H111ZM160 104H161V102H160ZM165 104H166V103H165ZM172 104H173V103H172ZM197 104H196V105H197ZM207 104H208V103H207ZM218 104H217V106H214V105H213V106L219 108L220 106H219ZM230 104H231V103H230ZM239 104H240V103H239ZM239 104H238V106H239ZM243 104H244V103H243ZM254 104H255V103H254ZM257 104H258V103H257ZM261 104L263 105V103H261ZM261 104H260V105H261ZM7 105H8V104H7ZM26 105H27V102H26ZM30 105H31V106H30ZM30 105H29L30 107L33 106L32 104H30ZM34 105H35V104H34ZM37 105H35V106H37ZM45 105H46V104H45ZM60 105H61V104H60ZM63 105H64V103H63ZM63 105H62V108H63ZM77 105H78V104H77ZM77 105H76V106H77ZM81 105H82V104H81ZM110 105H109V106H110ZM112 105H113V104H112ZM117 105H118V104H117ZM123 105H124V104H123ZM123 105H122V106H123ZM125 105H126V104H125ZM125 105H124L123 107H124V108H127V105H126V107H125ZM130 105H131V104H130ZM161 105H163V104H161ZM169 105H170V104H169ZM169 105H168V106H169ZM174 105H175V104H174ZM184 105H186V104H184ZM184 105H183V106H184ZM188 105H189V104H188ZM188 105H186V106L188 107ZM191 105H192V104H191ZM193 105H195V104H193ZM203 105H205V104H203ZM221 105H223V104H221ZM226 105H227V103L225 104V106H226ZM236 105H237V103H236ZM255 105H256V104H255ZM255 105H254V106H255ZM1 106H2V104H1ZM5 106H6V105H5ZM27 106H28V105H27ZM27 106H25V109H27V108H26ZM51 106H52V103H51ZM69 106H70V104H69ZM82 106H83V105H82ZM87 106H88V105H87ZM100 106H101V105H100ZM100 106H97V107H100ZM104 106H106V105H104ZM114 106H115V105H114ZM120 106H121V105H120ZM131 106H133V105H131ZM159 106H160V105H159ZM175 106L177 107V105H175ZM197 106H198V105H197ZM206 106H207V105H206ZM213 106H211V107H213ZM228 106H229V105H228ZM228 106H227V109H228ZM234 106H235V105H234ZM3 107H4V104H3ZM14 107H15V106H14ZM30 107H29V108H30ZM39 107H38V108H39ZM46 107H47V106H46ZM56 107H57V106H56ZM66 107L68 108V106H66ZM66 107H64V109H65ZM79 107L81 108V106H79ZM84 107H85V106H84ZM95 107H96V106H95ZM95 107H93V108H95ZM106 107H107V106H106ZM161 107H162V106H161ZM176 107H175V108H176ZM189 107H190V106H189ZM189 107H188V108H189ZM199 107H201V105H200ZM204 107H205V106H204ZM204 107H201V109H200V111H201L202 113L205 112ZM223 107H224V105H223ZM230 107H233V106H230ZM230 107H229V109H230ZM243 107H244V106H243ZM243 107H242V108H243ZM260 107H261V106H260ZM5 108H6V107H5ZM36 108H37V107H35V109H36ZM53 108H54V106H53ZM57 108H60V107H57ZM70 108H71V107H70ZM77 108H78V106H77ZM104 108H105V107H104ZM121 108H122V107H121ZM158 108H159V107H158ZM167 108H168V107H167ZM175 108H174V109H175ZM180 108L182 109V107H180ZM180 108H179V109H180ZM188 108H187V109H188ZM208 108H209V107H208ZM217 108H216V109H217ZM236 108H239V107H236V106H235L234 109L236 110ZM251 108H252V107H251ZM1 109H2V108H1ZM6 109H7V108H6ZM9 109H10V107H9ZM11 109H12V108H11ZM19 109L21 110V108H19ZM30 109H32V108H30ZM43 109H44V108H43ZM43 109H42V110H43ZM75 109H76V108H74V111H76ZM110 109H112L111 106H110ZM127 109H128V108H127ZM127 109H125V110L127 111ZM132 109H136V106H135L134 108H132ZM174 109L172 108V110L175 112L176 109H175V110H174ZM187 109H186V110H187ZM197 109H198V108H197ZM197 109H196V110H197ZM216 109H215V110L213 109V110L210 112V113H212V114H211L212 116H210L212 119H213V117H214L215 114H216V113L213 112V111H216ZM221 109H222V107H221ZM231 109H232V108H231ZM240 109H241V108H240ZM244 109H245V108H243L242 110H244ZM258 109H259V108H258ZM15 110H16V108H15ZM15 110H14V112H15ZM20 110H19V112H20ZM32 110H33V109H32ZM54 110H55V108H54ZM54 110H53V111H54ZM62 110H63V109H62ZM68 110H69V109H68ZM70 110H71V109H70ZM70 110H69V111H70ZM72 110H73V107H72ZM80 110H81V109H80ZM82 110H84V109H82ZM90 110H91V109H90ZM92 110H93V109H92ZM95 110H96V109H94V111H95ZM97 110H98V109H97ZM113 110H114V109H113ZM119 110H120V108H119ZM123 110H124V109H123ZM155 110H156V111H155ZM162 110H163V109H162ZM170 110H171V109H170ZM177 110H178V108H177ZM210 110H211V108H209V111H210ZM242 110H240V111H242ZM245 110H246V109H245ZM260 110H261V109H260ZM5 111H6V110H5ZM5 111H4V112H5ZM22 111H24V109H23ZM26 111H28V110H26ZM29 111H30V110H29ZM29 111H28V112H29ZM35 111H36V110H35ZM51 111H52V109H51ZM60 111H61V110H60ZM60 111H59V113H60ZM63 111H64V110H63ZM63 111H61V112H63ZM74 111H73V112H74ZM86 111H89V109L87 108V110H85V112H84L85 114H86ZM99 111H101V110H98V112H99ZM108 111H109V110H108ZM120 111H121V110H120ZM128 111H130V110L128 109ZM141 111H142V110H141ZM164 111H165V110H164ZM182 111H183V110H182ZM187 111H188V110H187ZM189 111H190V110H189ZM189 111H188V112H189ZM194 111H195V110H194ZM194 111H193V112H194ZM207 111H208V110H207ZM223 111L225 112V109H224ZM231 111H232V110H231ZM231 111H230V115H231V118H232L233 111H232V114H231ZM246 111H247V110H246ZM262 111H263V110H262ZM7 112H8V111H7ZM17 112H18V111H17ZM30 112H31V111H30ZM56 112H57V111H56ZM64 112H65V111H64ZM64 112H63V114H64ZM67 112H68V111H67ZM90 112H91V111H90ZM123 112H124V111H123ZM131 112H132V111H131ZM138 112H139V111H138ZM143 112H144V109H143ZM143 112H142V113H143ZM161 112H162V111H161ZM184 112H186V111H184ZM191 112H192V111H191ZM216 112H217V111H216ZM227 112H228V111H227ZM236 112H237V111H236ZM236 112H235V113H236ZM250 112H251L250 110H249V112L247 111V113H250ZM258 112H259V111H258ZM258 112H257V113H258ZM260 112H261V111H260ZM12 113H13V112H12ZM24 113H25V111H24ZM24 113H23V115H24ZM31 113H32V112H31ZM31 113H30V115H31ZM50 113H51V112H50ZM53 113H54V112H53ZM57 113H58V112H57ZM70 113H71V112H70ZM76 113H77V112H75L74 114H76ZM79 113H80V112H79ZM87 113H88V112H87ZM113 113H114V112H113ZM113 113H111V114H113ZM128 113H129V112L124 113V116L129 115ZM180 113H182V112H180ZM198 113H199V111H198ZM205 113H206V116H207V112H205ZM210 113H209V114H210ZM214 113H215V114H214ZM225 113H226V112H225ZM0 114H1V113H0ZM6 114H7V113H6ZM8 114H10V113H8ZM27 114H29V113H27ZM36 114H38V113H36ZM36 114H35V116L37 117ZM39 114H40V113H39ZM41 114H42V112H41ZM47 114H49V113H47ZM63 114H62V115H63ZM71 114H73V113H71ZM71 114H70V116H71ZM82 114H83V111H82L81 114H79V115H80L79 117H81ZM85 114H84V115H85ZM101 114H102V113H101ZM101 114L99 113V115H101ZM125 114H126V115H125ZM130 114H132V113H130ZM138 114H139V113H138ZM167 114H168V113H167ZM167 114H166V115H167ZM173 114H174V113H173ZM178 114H179V110H178ZM178 114L175 113V115H178ZM218 114L221 115L220 113H218ZM237 114H238V113H237ZM252 114H254V113H252ZM30 115H29V116H30ZM50 115H52V114H50ZM50 115H45V116H49V117H51ZM58 115H59V114H58ZM64 115H66V114H64ZM84 115H83V117H84ZM88 115H90V114H88ZM88 115H87V116H88ZM93 115H94V114H93ZM93 115H90V117L93 116ZM95 115H97V114L95 113ZM95 115L93 116L94 118L96 117ZM99 115H98V116H99ZM115 115H118V114H115ZM115 115H114V116H115ZM119 115H120V113H119ZM134 115H135V114H134ZM134 115H133V116H134ZM151 115H152V114H151ZM164 115H165V114H164ZM182 115H184V114H182ZM189 115H190V113H189ZM189 115H188V118H190ZM195 115H196V116H197V115H200V113H199V114H195ZM195 115H194V116H195ZM202 115H203V114H202ZM202 115H201V116H202ZM233 115H235V114H233ZM239 115H240V114H239ZM243 115H244V114H243ZM246 115H247V114H246ZM248 115H249V114H248ZM250 115H251V114H250ZM255 115H256V113L253 115V118H254ZM259 115H260V114H259ZM263 115H264V114H263ZM3 116H5V115L3 114ZM10 116H11V114H10ZM12 116H13V115H12ZM12 116H11V117H12ZM14 116H15V115H14ZM31 116H32L31 118H33L34 115H31ZM43 116H44V115H43ZM43 116L41 115L42 119L44 120ZM70 116H69V118H70ZM74 116H75V115H74ZM102 116H103V114H102ZM104 116H105V115H104ZM110 116H111V115H110ZM120 116H121V115H120ZM129 116H131V115H129ZM129 116H128V117H129ZM133 116H132V117H133ZM141 116H142V115H141ZM144 116H145V115H144ZM155 116H154V117H155ZM168 116H169V115H168ZM170 116H171V115H170ZM178 116H180V115H178ZM204 116H205V115H204ZM208 116H209V115H208ZM208 116H207V120L209 121L210 118H208ZM217 116H218V115H217ZM235 116H236V115H235ZM237 116H238V115H237ZM23 117H24V116H23ZM36 117H35V119H37V122H38L39 119L36 118ZM64 117H65V116H64ZM71 117H73V116H71ZM79 117H78V119H79ZM88 117H89V116H88ZM88 117H87V118H88ZM93 117H91V118L93 119ZM116 117H117V116H116ZM116 117H114V118H116ZM118 117H119V116H118ZM118 117L116 118V120L118 119ZM151 117H152V116H151ZM171 117H172V116H171ZM185 117H186V115H184V121H182V122H185ZM198 117H199V116H198ZM198 117H197V118H198ZM224 117H225V116H223V118H224ZM226 117H227V116H226ZM241 117H242V116H241ZM9 118H10V117H9ZM9 118H7V119H9ZM39 118H40V117H39ZM47 118H48V117H47ZM53 118H55V117H53ZM53 118H52V119L50 118V119L53 120ZM67 118H68V116H66L65 119L63 118V120H66ZM101 118H102V117H101ZM101 118H100V119H101ZM104 118H105V117H104ZM123 118H124V117L122 116L120 119H123ZM139 118H140V115H139ZM194 118H195V117H194ZM201 118H202V117H201ZM227 118H228V117H227ZM227 118H225V119L227 120ZM237 118H238V117H237ZM237 118H236V119H237ZM258 118H260V117H258ZM11 119H12V118H11ZM20 119H21V118H20ZM24 119H25V117H24ZM40 119H41V118H40ZM45 119H46V118H45ZM57 119H58V117H56V121H55V122H57ZM59 119H60V118H59ZM70 119L72 120L73 118H70ZM70 119H69L68 122H70ZM75 119H77V115H76V118H75ZM78 119H77V121H79ZM96 119H97V118H96ZM102 119H103V118H102ZM107 119H108V118H106V120H107ZM111 119H112V118H111ZM128 119H129V118H128ZM130 119H132V118L130 117ZM130 119H129V120H130ZM137 119H138V116H137ZM164 119H165V118H164ZM166 119H167V118H166ZM177 119H178V118H177ZM212 119H211V120H212ZM216 119H217V117H216ZM229 119H230V117H229ZM232 119H233V118H232ZM236 119H235V120H236ZM238 119H239V118H238ZM240 119L242 120V118H240ZM247 119H248V118H247ZM247 119H246V120H247ZM254 119H255V118H254ZM262 119H263V118H262ZM262 119H261V121H262ZM2 120H3V119H2ZM21 120H22V119H21ZM25 120H26V119H25ZM25 120H24V121H25ZM30 120H31V119H30ZM83 120H84V119H83ZM93 120H94V119H93ZM106 120H104V121H106ZM118 120H119V119H118ZM123 120H125V118H124ZM147 120H148V117H147ZM174 120H176V118H175ZM217 120H219V118H218ZM233 120H234V119H233ZM5 121H6V120H5ZM5 121H4V122H5ZM17 121H18V120L14 119V122H17ZM28 121H29V119H28ZM31 121H35L34 118H33V120H31ZM60 121H61V120H60ZM72 121H73V120H72ZM75 121H76V120H75ZM75 121H74V122H75ZM89 121H90V118H89ZM99 121H100V120H99ZM99 121L96 120L95 122L99 123ZM101 121H102V120H101ZM111 121H112V120H111ZM131 121H132V120H131ZM148 121H150V120H148ZM157 121H159V120H157ZM160 121H162V120L160 119ZM164 121H165V120H164ZM193 121H194V120H193ZM195 121H196V120H195ZM199 121H200V120H199ZM202 121H203V120H202ZM219 121H220V120H219ZM222 121H223V120H222ZM224 121H225V120H224ZM236 121H237V120H236ZM239 121H240V120H239ZM261 121H260V122H261ZM9 122H10V121H9ZM21 122H22V121H20V123H21ZM37 122H36V124H37ZM45 122H46V120H45ZM48 122H49V120H47V123H48ZM52 122H53V123H52ZM52 122H51V123L54 124V120H53ZM65 122L67 123V120H66ZM74 122H73V123H74ZM114 122H115V121H114ZM123 122H124V121H123ZM134 122H135V121H134ZM139 122H142V120L139 121ZM146 122H147V121H146ZM152 122H154V121H152ZM166 122H167V121H165L164 123H162V122H161V123H162V125H163V124H165ZM179 122H180V119H179ZM186 122H187V121H186ZM186 122H185V123H186ZM191 122H192V121H191ZM191 122L189 121V124H190V125L188 124L189 126H191ZM210 122H211V121H210ZM215 122H216V121H215ZM233 122H234V121H233ZM240 122H241V121H240ZM240 122H239V123H240ZM7 123H8V122H7ZM20 123H19V127H21V126H20ZM23 123H24V122H23ZM34 123H35V122H34ZM62 123H63L64 125H67V124H65L63 121H62ZM88 123L90 124V122H88ZM93 123H94V122H93ZM108 123H109V122H108ZM108 123H107V124H108ZM111 123H112V122H111ZM131 123H132V122H131ZM157 123H158V122H157ZM185 123H182V124H185ZM199 123H200V122H199ZM212 123H213V121H212ZM231 123H232V122H231ZM231 123H229V124H231ZM242 123H243V121H242ZM244 123L247 124V122H245V121H244ZM262 123H263V122H262ZM25 124H26V121H25ZM25 124H23L24 127L27 126V125H25ZM27 124H28V123H27ZM43 124H44V123H43ZM45 124H46V123H45ZM68 124H69V123H68ZM78 124H79V123H78ZM78 124H77V125H78ZM91 124H92V123H91ZM99 124H100V123H99ZM109 124H110V123H109ZM129 124H130V123H129ZM159 124H160V123H159ZM168 124H169V122H168ZM177 124H178V123H177ZM177 124H175V125H177ZM180 124H181V123H180ZM180 124H179V125H180ZM195 124H196V123H195ZM195 124H194V125H195ZM220 124H221V122H220ZM232 124H233V123H232ZM240 124H241V123H240ZM254 124H256V123H254ZM259 124H260V123H259ZM9 125H10V123H9ZM14 125H15V124H14ZM28 125H29V124H28ZM30 125H31V123H30ZM30 125H29V126H30ZM32 125H33V122H32ZM39 125H40V124H39ZM39 125H38V127H39ZM64 125H63V126H64ZM73 125H76V123L73 124ZM111 125H112V124H111ZM121 125H123V124H122V121H121ZM132 125H133V124H132ZM145 125L147 126V124H145ZM149 125H150V124H149ZM154 125H156V123H154ZM160 125H161V124H160ZM160 125H159V127H160ZM162 125H161V127H162ZM170 125H173V123H171ZM197 125H198V124H197ZM197 125H196V126H197ZM206 125H207V124H206ZM233 125H234V124H233ZM233 125H231V126L233 127ZM235 125H236V124H235ZM235 125H234V126H235ZM238 125H239V124H238ZM238 125H236V126H238ZM241 125H242V124H241ZM12 126H13V125H12ZM16 126H17V125H16ZM42 126H43V125H42ZM55 126H56V124H55ZM107 126H108V125H107ZM109 126H110V125H109ZM119 126H120V123H119ZM134 126H135V125H134ZM201 126H202V125H201ZM219 126H221V125H219ZM224 126H225V125H224ZM231 126H230V127H231ZM236 126H235V128H236ZM245 126H246V125H245ZM253 126H254V125H253ZM259 126H262V125L260 124ZM263 126H264V125H263ZM263 126H262L261 128H263ZM0 127H1V125H0ZM2 127H3V125H2ZM19 127L17 126V129H19ZM30 127H32V126H30ZM44 127H45V126H44ZM46 127H47V125H46ZM46 127H45V130H47ZM50 127H51V126H50ZM52 127H53V129H54V125H53ZM68 127H70V125L67 126V129H66V130H69ZM93 127H94V125H93ZM95 127H96V125H95ZM97 127H98V125H97ZM152 127H153V125H152ZM161 127H160V128H161ZM178 127H179V126H178ZM180 127H181V126H180ZM197 127H198V126H197ZM199 127H200V126H199ZM221 127H222V126H221ZM228 127H229V126H227V128H228ZM230 127H229V129H230ZM240 127H241V126H240ZM6 128H7V127H6ZM6 128H4V131H5ZM35 128H36V127H35ZM41 128H43V127L40 126V129H41ZM48 128H49V126H48ZM57 128H59V127H57ZM123 128H124V126H123ZM123 128H122V129H123ZM128 128H129V127H128ZM135 128H136V127H135ZM135 128H134V129H135ZM142 128H143V127H142ZM156 128H157V127H154L153 129H156ZM165 128H166V126L164 127V129H165ZM173 128H174V127H172V126H168V128H167V130H168V134L173 130ZM181 128H183V126H182ZM185 128H186V126H185ZM185 128H183L184 131H180L181 129L178 130V129L175 128L176 130H175L174 132H176L177 130L180 131L181 133L183 132V134L181 135V136H183V135L185 134V133H184V132H185ZM191 128H192V127H190V129H191ZM193 128H194V127H193ZM195 128H196V127H195ZM201 128L203 129V127H201ZM210 128H211V127H210ZM223 128H224V127H223ZM246 128H247V126H246ZM255 128L257 129V126H256ZM255 128H254V127H251V128L248 127L247 129H251V130H253V129H255ZM0 129H1V128H0ZM11 129H12V128H11ZM22 129H23V128H22ZM32 129H34V127H33ZM37 129H38V128H37ZM51 129H52V128H51ZM59 129H60V128H59ZM108 129H109V127H108ZM114 129H115V128H114ZM118 129H119V128H118ZM126 129H127V127H126ZM134 129H133V130H134ZM145 129H146V127H145ZM151 129H152V128H151ZM225 129H226V128H225ZM225 129H224V130H225ZM233 129H234V128H233ZM233 129H231L230 131L232 132ZM238 129H239V128H238ZM238 129H237V130H238ZM263 129H264V128H263ZM7 130L9 131V129H6V133L9 134L10 132H7ZM13 130H14V129H13ZM13 130H12V132H13ZM15 130H16V129H15ZM15 130H14V131H15ZM23 130H24V129H23ZM35 130H36V129H35ZM38 130H39V129H38ZM55 130H56V127H55ZM105 130H106V129H105ZM112 130H113V129H112ZM112 130H111V131H112ZM127 130H128V129H127ZM127 130H126V131H127ZM130 130H131V129H130ZM148 130L150 131V129H148ZM156 130H157V129H156ZM186 130H187V129H186ZM192 130H193V129H192ZM207 130H208V129H207ZM207 130H206V131H207ZM212 130H213V129H212ZM218 130H219V128H218ZM227 130H228V129H227ZM234 130H236V129H234ZM240 130H242V129L240 128ZM251 130H250V131H251ZM260 130H261V129H260ZM260 130H258V134L260 133V132H259ZM4 131H3V132H4ZM16 131H17V130H16ZM27 131H28V130H27ZM30 131H31V130H30ZM50 131H51V130H50ZM64 131H65V130H64ZM85 131H86V130H85ZM88 131H89V130H88ZM94 131H95V130H93L92 135H93ZM97 131H98V130H97ZM97 131H95V132H97ZM103 131H104V130H103ZM106 131H108V130H106ZM139 131H140V129H139ZM139 131H138V133H139ZM146 131H147V130H146ZM188 131H190V130L188 129ZM188 131H186V133H187ZM198 131H202V130H198ZM216 131H217V129H216ZM242 131H243V130H242ZM242 131H241V132H242ZM250 131H249V132H250ZM0 132H1V131H0ZM3 132H1V133L3 134ZM22 132H23V131H22ZM24 132L26 133V131H24ZM28 132H29V131H28ZM37 132H38V131H37ZM37 132H35L36 135H37ZM40 132H41V130H40ZM40 132H39V133H40ZM43 132H44V131H43ZM48 132H49V131H48ZM54 132H55V131H54ZM98 132H99V131H98ZM130 132H131V131H130ZM144 132H145V130H144ZM150 132H151V131H150ZM153 132H154V131H153ZM153 132H152V133H153ZM155 132H157V131H155ZM158 132H159V131H158ZM174 132L172 131L171 133L174 134ZM204 132H205V130H204ZM213 132H215V131H213ZM228 132H229V131H228ZM228 132H227V134H228ZM234 132H235V131H234ZM251 132L254 134V131H251ZM262 132H264V130H263ZM6 133H4L5 136H7ZM25 133H24V136L26 137ZM29 133H31V132H29ZM39 133H38V135H39ZM45 133H46V132H45ZM65 133H66V132H65ZM87 133H88V132H86V134H85V132H83V135H84V136H85V135L87 136ZM89 133H91V130H90ZM89 133H88V135H89ZM100 133H101V132H100ZM103 133H104V132H103ZM105 133H107V132H105ZM164 133L166 134L165 131H164ZM190 133H191V132H190ZM222 133H223V132H222ZM222 133H221V135L223 136ZM244 133H245V136H246V135H247V132H244ZM244 133H243V134H244ZM255 133L257 134V131H256V130H255ZM20 134H21V132H20ZM22 134H23V133H22ZM33 134H34V133H33ZM46 134H47V133H46ZM52 134H53V133H52ZM63 134H64V133L62 132V133L59 134V135H62V136H63ZM97 134H99V133H97ZM101 134H102V133H101ZM110 134H111V133H110ZM116 134H117V133H116ZM128 134H129V132H128ZM128 134H127V135H128ZM134 134H136V133H134ZM139 134H140V133H139ZM153 134H155V133H153ZM159 134H160V136H162L160 132H159ZM173 134H172V135H173ZM201 134H202V133H201ZM201 134H199V135H201ZM204 134H205V133H204ZM204 134H203V135H204ZM216 134H217V133H216ZM218 134H219V138H217V140H218V139L221 140V139H222V138L220 139V136H221V135H220V133H218ZM218 134H217V135H218ZM227 134H226V135H227ZM248 134H250V133H248ZM15 135H16V134H15ZM55 135H56V133H55ZM90 135H91V134H90ZM92 135H91L90 137H92ZM107 135L109 136V134H107ZM111 135H112V134H111ZM156 135H158V134H156ZM172 135H171V136H172ZM175 135H176V134H175ZM179 135H180V134H179ZM203 135H202V136H203ZM207 135H208V134H207ZM207 135H204V136H207ZM234 135H235V137H236L237 134L234 133ZM234 135H233V134H232V135L229 134L228 136H229V137H232V136H234ZM259 135H260V134H259ZM1 136H2V135H1ZM1 136H0V137H1ZM5 136H4V138H6ZM10 136H11V135H10ZM20 136H22V135H20ZM29 136H30V135H29ZM33 136H34V135H33ZM33 136H31V138H32ZM41 136H42V138L44 137L43 135H41ZM62 136H61V137H62ZM93 136H94V135H93ZM100 136H101V135H100ZM100 136H99L100 139L97 138L99 141L102 139L103 134H102L101 137H100ZM130 136H131V134H130ZM133 136H134V135H133ZM135 136H137V135H135ZM138 136H140V135H138ZM141 136H142V137H143V136L145 137L144 134L141 135ZM152 136H153V135H152ZM154 136H155V135H154ZM193 136H194V135H193ZM212 136H213V135H212ZM245 136H243V137H245ZM248 136H249V135H248ZM248 136H247V138H248ZM260 136H261V135H260ZM25 137H24V138H25ZM38 137H39V136H38ZM47 137H49V136L47 135ZM97 137H98V136H97ZM103 137H105V136H103ZM111 137H113V136H111ZM111 137H110V138H111ZM116 137H118V136H116ZM121 137H123V136H121ZM126 137H127V136H126ZM155 137H156V136H155ZM200 137H201V136H200ZM209 137H211V136H209ZM217 137H218V136H217ZM224 137L227 138V136H224ZM243 137H242V139H245V138H243ZM250 137H251V134H250L249 138H250ZM252 137H253V136H252ZM252 137H251V138H252ZM258 137H259V136H258ZM258 137H257V138H258ZM2 138H3V137H2ZM2 138H1V139H2ZM14 138L17 139L18 136H17V137L15 136ZM14 138H12V137L9 138V137L7 136V139H14ZM24 138H23V139H24ZM35 138H36V137H35ZM35 138H34V140H35ZM39 138H40V137H39ZM45 138H46V136H45ZM57 138H58V136H57ZM79 138H81V137H79ZM82 138H83V137H82ZM86 138H87V137H86ZM86 138L84 137V140H85ZM92 138H93V137H92ZM92 138H91V139H92ZM158 138H159V137H157V139H158ZM177 138H178V137H177ZM191 138H194V137H191ZM198 138H199V137H198ZM201 138H202V137H201ZM206 138H208V137H206ZM232 138H234V137H232ZM236 138H241V137H236ZM255 138H256V137H255ZM16 139H15V140H16ZM20 139H22V138H20ZM26 139H27V137H26ZM26 139H25V140H26ZM36 139L38 140V138H36ZM46 139H49V141L47 142V144H49V143H50V138H46ZM63 139L65 140V139H67V137L65 136V138H63ZM69 139H70V138H69ZM88 139H89V138H88ZM88 139H87V140H88ZM94 139H96V138L94 137ZM122 139H123V138H122ZM141 139H142V138H141ZM143 139H145V141L148 140L147 138H143ZM150 139H152V138H149V140H150ZM182 139H183V138H182ZM189 139H190V137H189ZM195 139H196V138H195ZM195 139H192V140H195ZM199 139H200V138H199ZM212 139H213V138H212ZM215 139H216V137H215ZM215 139H214V140H215ZM227 139H228V140H227V143H229V138H227ZM252 139H254V138H252ZM258 139H259V138H258ZM262 139H263V138H262ZM262 139H261V140H262ZM31 140H32V139H31ZM31 140H29V141H31ZM37 140H36V141H37ZM40 140H41V139H40ZM51 140H52V139H51ZM53 140H54V138H53ZM55 140H56V139H55ZM70 140H71V139H70ZM92 140H93V139H92ZM92 140H91V141H92ZM116 140H117V139H116ZM116 140L113 141V142L115 143ZM123 140H125V138H124ZM126 140L128 141V139H126ZM131 140L133 141V139H131ZM135 140H136V139H135ZM177 140H178V139H177ZM177 140H176V141H177ZM187 140H188V139H187ZM197 140H198V139H197ZM197 140H195V141H197ZM200 140H201V139H200ZM203 140H204V137H203ZM205 140H206V139H205ZM208 140H210V139H208ZM250 140H251V139H250ZM5 141H6V140H5ZM5 141H3V142L5 143ZM11 141H13V140H11ZM22 141H23V140H22ZM45 141H46V140H45ZM45 141H43V142H45ZM58 141H59V139H58ZM60 141H62V140H60ZM67 141H69V140H67ZM67 141L65 140V141H63V142L68 143ZM79 141H80V140H79ZM89 141H90V140H89ZM91 141H90V142H91ZM132 141H131V142H132ZM137 141H138V140H137ZM145 141H144V142H145ZM156 141H157V140H156ZM159 141H160V140H159ZM166 141H167V139H166L164 142H162V141H161V142L165 144ZM195 141H193V142H187L186 145H184V147L182 146L180 149H181L182 151H184V149H190L189 147H191V149H192V148H195V145L198 143V142H195ZM211 141H212V140H211ZM221 141H222V140H221ZM246 141L248 142L249 140H245V142H246ZM253 141H254V140H253ZM255 141H257V139H255ZM255 141H254V142H255ZM0 142H1V141H0ZM19 142H20V141H18V143H19ZM31 142H32V141H31ZM39 142H40V141H39ZM39 142L37 141V143H35V142H33V143H35V145H36V144H39ZM83 142H84V141H83ZM90 142H86V141H85V144H86V143H89V144H90ZM113 142H111V143H113ZM118 142H119V141H118ZM133 142H134V141H133ZM133 142H132V144H133ZM141 142H142V141H140V143H141ZM149 142H150V141H149ZM152 142H153V141H152ZM152 142H151V143H152ZM161 142L159 143L160 145L162 144ZM168 142H169V141H168ZM174 142H175V141H174ZM184 142H186V141H184ZM184 142H183V143H184ZM199 142H200V141H199ZM201 142H204V141H201ZM201 142H200V143H201ZM213 142H214V141H213ZM213 142H212V144H213ZM215 142H218V141L215 140ZM232 142H234V147H235V144H236L235 141H232ZM259 142H261V141H259ZM259 142H258V143H259ZM1 143H2V142H1ZM14 143H15V141H14L13 143H11V144L14 145ZM27 143H28V142H27ZM27 143H24V144H27ZM41 143H42V142H41ZM41 143H40V144H41ZM66 143H65V144H66ZM91 143H92V142H91ZM93 143H94V142H93ZM114 143H113V144H114ZM116 143H117V142H116ZM127 143H128V142H127ZM145 143H146V142H145ZM145 143H144V144H145ZM151 143H150V145H151ZM180 143H182V141L180 142V140H179V144H180ZM206 143H207V142H206ZM209 143H210V142H208V144H209ZM218 143H219V142H218ZM227 143H225V145H220V146H226ZM237 143H238V141H237ZM242 143H243V142H242ZM249 143H250V142H249ZM255 143H256V142H255ZM258 143H256V145H258ZM261 143H263V142H261ZM15 144L18 145L17 143H15ZM21 144L24 145L23 143H20V145H21ZM31 144H32V143H31ZM31 144H30V142H29V147H30ZM50 144H51V143H50ZM55 144H57V142H56ZM63 144H64V143H63ZM70 144H73V143H70ZM109 144H110V143H109ZM113 144H112V145H113ZM121 144L124 145V146H126V147L128 146V144L125 145L124 142H123V143H120L119 145H121ZM159 144H158V146H159ZM210 144H211V143H210ZM212 144H211V145H212ZM215 144H216V143H215ZM223 144H224V143H223ZM230 144H231V143H230ZM250 144H252V142H251ZM259 144H260V143H259ZM2 145H3V144H0V149L3 150L4 147H3ZM7 145H8V144H7ZM13 145H11V146H13ZM16 145H15V146H16ZM20 145H18V146H19V149H22ZM27 145H28V144H27ZM33 145H34V144H33ZM33 145H31V147H33ZM43 145H45V144H43ZM52 145H53V144H52ZM74 145H75V143H74ZM79 145H80V143H79ZM87 145H88V144H87ZM112 145H111V147H112ZM119 145H118V146H119ZM142 145H143V143H142ZM205 145H206V144H205ZM211 145H210V146H211ZM213 145H214V144H213ZM240 145H241V147H242V144L239 142V146H238V147H240ZM247 145H248V144H247ZM263 145H264V143H263ZM263 145H261V147H259V146H257V147L262 148ZM11 146H10V147H11ZM18 146H17V147H18ZM25 146H26V145H25ZM36 146H37V145H36ZM39 146H40V145H38L37 147H38V149L40 150ZM57 146H61V145L58 144ZM63 146H67V145H63ZM70 146H71V145H70ZM89 146H90V145H89ZM106 146H107V144H106ZM108 146H109V145H108ZM139 146H140V144H139ZM155 146H156V145H155ZM164 146H166V145H164ZM196 146H197V145H196ZM199 146H201V145H199ZM203 146H204V145H203ZM215 146L218 148V145H217V144H216ZM227 146H228V145H227ZM243 146L246 147V144L243 143ZM248 146H249V145H248ZM252 146H253V145H252ZM10 147H9V148H10ZM23 147H24V146H23ZM29 147L27 148V146H26V148H27L28 150L35 149V148H31V147H30L31 149H29ZM37 147H36V150H37ZM68 147H69V146H68ZM103 147H105V145H104ZM113 147H114V146H113ZM129 147H130V144H129ZM152 147H153V145H152ZM152 147H150V148H152ZM178 147H179V146H178ZM186 147H187V148H186ZM197 147H198V146H197ZM206 147H207V145H206ZM206 147H205V148H206ZM216 147H215V148H216ZM236 147H237V146H236ZM236 147H235V149H236ZM7 148H8V147H7ZM11 148L13 149L14 147H11ZM24 148H25V147H24ZM46 148H47V147H46ZM51 148H52V146H51ZM51 148H50V149H51ZM61 148H63V147L61 146ZM71 148H72V147H70L69 149L71 150ZM73 148H74V147H73ZM106 148H107L106 151H109V150H108V147H106ZM122 148H123V150H124L125 147L122 146ZM142 148H143V147H142ZM142 148H141V152H142V150H143ZM145 148H146V147H145ZM154 148H155V147H154ZM156 148H157V146H156ZM162 148H164V147H162ZM200 148L203 149V147H200ZM208 148H209V146H208ZM220 148H221V147H220ZM230 148H231V146H230ZM247 148H248V147H247ZM250 148H251V147H250ZM16 149H17V148H16ZM48 149H49V148H48ZM52 149H53V148H52ZM74 149H75V148H74ZM78 149H79V148H78ZM97 149H98V148H97ZM114 149L117 151V148H114ZM130 149H131V148H130ZM135 149H136V148H135ZM137 149H138V148H137ZM147 149H148V147H147ZM160 149H161V148H160ZM177 149H178V148H177ZM180 149H179V150H180ZM191 149H190V151H191ZM206 149H207V148H206ZM210 149H211V148H210ZM223 149H225V148L223 147ZM228 149H229V147H228ZM233 149H234V148H233ZM240 149H241V148H240ZM242 149H243V148H242ZM256 149H257V148H256ZM2 150H1V151H2ZM10 150H11V149H10ZM13 150H15V149H13ZM22 150H23V149H22ZM25 150H26V149H25ZM25 150H23L24 153L26 152ZM41 150H43L42 147H41ZM55 150H56V148H55ZM55 150H53V151H55ZM59 150H60V149H59ZM65 150H67V148L64 147V150H62V151H65ZM79 150H80V149H79ZM110 150H111V149H110ZM118 150H119V148H118ZM120 150H121V149H120ZM120 150H119V151H120ZM132 150H133V149H132ZM148 150H149V149H148ZM148 150H147V152H148ZM151 150H152V149H151ZM153 150H154V149H153ZM173 150H174V148H173ZM179 150L177 151L178 154H179V152H180ZM194 150H195V149H194ZM207 150H208V149H207ZM207 150L204 149L205 152H204V151H201L200 154H201L202 152L206 153ZM218 150L221 151L222 149H218ZM225 150H226V149H225ZM236 150H237V149H236ZM243 150H244V149H243ZM243 150H242V151H243ZM248 150H249V149H248ZM262 150H263V149H262ZM16 151H18V150H15V152H16ZM19 151H20V150H19ZM57 151H58V150H57ZM67 151H69V150H67ZM67 151H66V152H67ZM89 151H90V150H89ZM111 151H112V150H111ZM116 151L114 152L115 154H116ZM119 151H118V152H119ZM135 151H136V150H135ZM137 151H138V150H137ZM155 151H156V150H155ZM158 151H159V150H158ZM158 151H157V152H158ZM163 151H166V150H162L160 153H162ZM192 151H193V150H192ZM192 151H191V152H192ZM195 151H197V150H195ZM195 151H193L194 154H195ZM198 151H200V150H198ZM214 151H215V150H214ZM222 151L224 152V150H222ZM227 151H228V150H227ZM249 151H250V150H249ZM251 151H252V150H251ZM251 151H250V152H251ZM5 152H8V151L6 150ZM11 152H12V151H10V152H8V153H11ZM41 152L44 153L45 151H41ZM41 152L38 151V154L41 153ZM46 152H47L48 155H50V153L52 152V150H50V153H49L48 151H46ZM55 152H56V151H55ZM60 152H61V150H60ZM60 152H58V153H60ZM69 152H70V151H69ZM77 152H78V151H76L75 153H77ZM100 152L103 153L104 151L101 150ZM145 152H146V151H145ZM145 152H144V153H145ZM215 152H216V151H215ZM215 152H214V153H215ZM231 152H232V151H231ZM238 152H239V151H238ZM246 152L248 153L247 149H246ZM246 152H245V153L243 152L244 155L246 154ZM250 152H249V153H250ZM261 152H263V151H261ZM2 153H4V152H2ZM13 153H14V152H12V154H13ZM16 153H17V152H16ZM28 153H29V152L27 151V154H28ZM34 153H35V151H34ZM34 153H33V154H34ZM58 153H57V154H58ZM73 153H74V152H73ZM73 153L71 152V154H73ZM75 153H74V154H75ZM80 153H83V151H82V150L79 151L78 159H81V158H79V156H81ZM88 153H89V152H88ZM94 153L96 154V150H94ZM104 153H105V152H104ZM106 153H107V152H106ZM112 153H113V152H112ZM112 153H111V154H112ZM120 153H121V152H120ZM132 153H133V152H132ZM139 153H140V152H139ZM148 153H149V152H148ZM209 153H212V152H209ZM209 153H206V156H207ZM221 153H222V152H221ZM251 153H253V152H251ZM259 153H260V152H259ZM0 154H1V153H0ZM4 154H5V153H4ZM14 154H15V153H14ZM31 154H32V153H31ZM31 154H30V155L28 154V155L31 156ZM36 154H37V152L35 153V155H36ZM47 154H46V155H47ZM57 154H56V155H57ZM61 154H62V152H61ZM61 154H60V156H61ZM91 154H93L92 151H91ZM127 154L129 155V153H127ZM130 154H131V153H130ZM140 154H141V153H140ZM170 154H171V153H170ZM180 154H181L180 156H182V153H180ZM215 154H216V153H215ZM222 154H224V153H222ZM254 154H255V152H254ZM256 154H257V152H256ZM9 155H10V154H9ZM52 155H53V154H52ZM75 155H76V154H75ZM89 155H90V154H89ZM97 155H99V154H97ZM97 155H96V156H97ZM120 155H121V154H120ZM120 155H119V156H120ZM124 155H125V154H124ZM142 155H143V153H142ZM147 155H148V154H147ZM147 155H146V156H147ZM168 155H169V154H168ZM185 155H186V154H185ZM197 155H198V154H197ZM212 155H213V154H212ZM218 155H219V154H218ZM220 155H221V154H220ZM220 155H219V156H220ZM226 155H227V154H226ZM229 155H230V154H229ZM232 155H233V154H232ZM249 155H250V154H249ZM249 155H248V156H249ZM3 156H4V155H3ZM3 156H2V154H1V156H0V163L4 162L2 158H5V160H6V156H5V157H3ZM12 156L14 157V155H12ZM22 156L25 157V154L22 155V153H21L20 157H22ZM33 156H34V155H33ZM41 156H42V154H41ZM43 156H44V155H43ZM43 156H42V157H43ZM63 156H65V155L63 154L62 157H63ZM73 156H74V155H73ZM76 156H77V155H76ZM90 156H94V155H90ZM99 156H101V155H99ZM108 156H109V155H107V157H108ZM126 156H127V155H126ZM126 156H125V159H127ZM135 156H136V155H135ZM159 156H160V154H159ZM209 156H210V154H209ZM214 156H215V155H214ZM230 156H231V155H230ZM236 156H237V155H236ZM239 156H240V155H239ZM241 156H243V155H241ZM253 156H254V155H253ZM1 157H2V158H1ZM17 157H18V156H17ZM27 157H28V156H27ZM37 157H38V156H37ZM39 157H40V156H39ZM52 157L55 158V155H53ZM56 157H57V156H56ZM82 157H83V155H82ZM85 157H86V156H85ZM85 157H84V158H85ZM94 157H95V156H94ZM97 157H98V156H97ZM107 157H106V158H107ZM120 157H121V158H120V161H121V159H122L123 156H120ZM136 157H137V156H136ZM147 157H148V156H147ZM157 157H158V156H157ZM187 157H188V156H187ZM227 157H228V156H227ZM246 157H247V156H246ZM14 158H15V157H14ZM22 158H23V157H22ZM33 158L35 159L36 157H33ZM49 158H51V157H49ZM72 158H73V157H72ZM84 158H83V160H84V162H85V165H87V164L89 163L90 160L87 161L88 163H86V161H85L86 158H85V159H84ZM90 158H91V157H89L88 159H90ZM92 158H93V157H92ZM95 158H96V157H95ZM99 158H100V157H99ZM106 158H105V156H104L103 158H100V159L102 160V164H104L103 162L105 161ZM109 158H112V157H109ZM116 158H117V157H116ZM137 158H138V157H137ZM142 158L144 159L143 156H142ZM167 158L169 159L168 156H167ZM171 158L174 159L175 156H172V155H171ZM205 158H206V157H205ZM205 158H204V159H205ZM220 158H221V157H220ZM235 158H236V157H235ZM241 158L244 159L243 157H240V159H241ZM251 158H254V157H251ZM256 158H257V157H256ZM7 159H8V158H7ZM15 159H17V158H15ZM15 159H14V160H15ZM23 159H24V158H23ZM29 159H30V157H29ZM34 159H33V160H34ZM38 159H39V158H38ZM38 159H35V160L37 161ZM40 159H42V158H40ZM52 159H53V158H52ZM57 159H58V157H57ZM57 159L55 158V160H57ZM70 159H71V158H70ZM70 159H69V162L67 161V164H68V163L70 164V161H71ZM75 159H77V157H76ZM88 159H87V160H88ZM113 159H114V158H113ZM113 159H112V161H114ZM125 159H124V160L122 159V160L125 161ZM128 159L130 160V159H132V158H131V157L129 158V156H128ZM133 159H134V158H133ZM152 159H153V158H152ZM161 159H162V158H161ZM186 159H187V158H186ZM208 159H209V158H208ZM237 159H238V158H237ZM259 159H260V158H259ZM18 160H21V158L19 159V157H18ZM18 160H17V161H18ZM30 160H31V159H30ZM30 160H29V161H30ZM35 160L32 161V162L34 163ZM65 160H66V159H65ZM65 160H63V158H62V161H65ZM95 160H96V159H95ZM95 160H94V161H95ZM109 160H110V159H109ZM115 160H117V159H115ZM135 160H136V158H135ZM190 160H191V158H190ZM190 160H189V162H190ZM210 160H211V158H210ZM210 160H209V161H210ZM212 160L215 161L214 158H213ZM229 160H230V159H229ZM229 160H228V161H229ZM233 160H234V159H233ZM254 160H256V159H254ZM21 161H22V160H21ZM27 161H28V160H27ZM38 161H40V160H38ZM45 161H46V160H45ZM59 161H61V160H59ZM80 161H81V160H80ZM117 161L119 162V158H118ZM131 161H132V160H131ZM136 161H138V160H136ZM136 161H135V162H136ZM142 161H143V160H142ZM149 161H152V162H153V160H149ZM214 161H213V163H214ZM216 161H217V160H216ZM216 161H215V162H216ZM218 161H221V162H222V159H221V160L218 159ZM218 161H217V164H218ZM225 161H227V160H225ZM241 161H242V160H241ZM248 161H250V160H248ZM248 161H247V162H248ZM10 162H11V161H10ZM55 162H56V161H55ZM77 162H78V161H77ZM82 162H83V161H82ZM95 162H96V161H95ZM107 162H108V160H107ZM115 162H116V161H115ZM121 162H122V161H121ZM129 162H130V161H129ZM132 162H134V160H133ZM183 162H184V161H183ZM194 162H195V161H194ZM202 162H203V161H202ZM232 162H234V161H232ZM251 162H252V161H251ZM5 163H7V164H6V165H7L6 167H8V166H9V165H8V164H9V161L6 160V162H4V164H5ZM13 163H14V162H12V164H13ZM35 163H36V162H35ZM60 163H61V162H60ZM72 163H73V161H72ZM72 163H71V164H72ZM90 163H92V161H91ZM97 163H98V162H97ZM105 163H106V162H105ZM126 163H128V160H127ZM126 163L124 162V165H125ZM137 163H138V162H136V164H137ZM170 163H171V161H170ZM191 163H192V162H191ZM191 163H189V164H191ZM195 163H197V162H195ZM205 163H206V162H205ZM205 163H202V164H203V168H205V166H204ZM210 163L212 164L211 161H210ZM222 163H223V162H222ZM243 163H244V162H243ZM4 164H1V167H2ZM12 164H11V165H12ZM21 164H23V163L21 162ZM24 164H26V162H25ZM56 164H57V163H56ZM67 164H66V165H67ZM83 164H84V163H83ZM110 164H112V163L110 162ZM113 164H114V163H113ZM148 164H149V163H148ZM156 164L158 165V163H156ZM193 164H194V163H193ZM207 164H208V163H207ZM229 164H230V163H229ZM229 164H228V165H229ZM245 164H246V161H245ZM245 164H244V165H245ZM247 164L251 165V164H254V163H247ZM255 164H256V163H255ZM255 164H254V165H255ZM13 165H14V164H13ZM18 165H20V163H18ZM18 165H17V163H16V166H18ZM29 165L32 167V165H31L30 163H29ZM36 165L38 166V164H36ZM40 165H43V164H41V162H40ZM40 165H39V166H40ZM45 165H46V163H45ZM64 165H65V164H64ZM66 165H65V167L68 166V165H67V166H66ZM107 165H108V163H107ZM120 165L123 166L122 163H121ZM138 165H141V163H139ZM160 165H161V164H160ZM162 165H163V164H162ZM164 165H166V164H164ZM170 165H171V167H173L172 170L170 169L171 172H172V175H171V174H170V175H171V176L174 175L173 178L175 177V179H177L178 176H179V173L176 174L174 171H177L176 168L178 167V165H176V162H174L173 164H170ZM184 165H186V163H185ZM191 165H192V164H191ZM196 165H197V164H196ZM205 165H206V164H205ZM213 165H214V164H213ZM213 165H212V166H213ZM218 165H219V164H218ZM218 165H217V166H218ZM221 165H222V164H221ZM225 165H226V164H225ZM225 165H224V166H225ZM228 165L226 166V168H224V169H226V171H228V170H227V169H228V168H227ZM232 165H233V163H232ZM232 165L230 164V166H232ZM239 165H242V164L240 163ZM249 165H248V166H249ZM30 166H27V167H30ZM34 166H35V165H34ZM34 166H33V167H34ZM52 166H53V165H52ZM62 166H63V164H62ZM83 166H84V165H83ZM83 166H82V167H83ZM90 166H92V165H90ZM90 166H87V167H90ZM101 166H102V165H101ZM109 166H110V165H109ZM122 166H121V167H122ZM142 166H143V165H142ZM144 166H145V164H144ZM167 166H168V165H167ZM167 166H166V167H167ZM176 166H177V167H176ZM182 166H183L182 164H181V166L179 165V167H180V168L178 167L179 170L181 169ZM193 166H194V165H193ZM201 166H202V165H201ZM207 166H208V168L211 167V165H210V166L207 165ZM224 166L222 165V167H221V166H220V167L223 168ZM230 166H229V168H230ZM237 166H238V165H237ZM246 166H247V165H246ZM251 166H252V165H251ZM251 166H250V168H251ZM20 167H21V166H20ZM20 167H19V168H20ZM22 167H23V165H22ZM22 167H21V169H22ZM24 167H25V166H24ZM24 167H23V170H24ZM27 167H26V168H27ZM33 167H32V168H33ZM35 167H36V166H35ZM40 167H41V166H40ZM60 167H61V164H60L59 168H60ZM71 167H72V166H71ZM80 167H81V166H79V168H80ZM113 167H114V166H113ZM124 167H125V166H124ZM126 167H127V164H126ZM129 167H130V166H129ZM156 167H157V166H156ZM164 167H165V166H164ZM189 167H190V165H189ZM218 167H219V166H218ZM233 167H234V166H233ZM242 167L244 168V166H242ZM12 168H13V167H12ZM15 168H16V167H15ZM37 168H38V167H37ZM37 168H35V169H37ZM59 168H57L58 171L60 170ZM62 168H63V167H62ZM67 168H68V167H67ZM84 168H85V167H83V169H84ZM90 168H91V167H90ZM90 168H89V169H90ZM143 168H144V167H143ZM151 168H152V167H151ZM178 168H177V169H178ZM182 168H183V167H182ZM187 168H188V167H187ZM197 168H198V166H197ZM201 168H202V167H201ZM211 168H212V167H211ZM211 168H209V169H207V170H210ZM221 168H220V169H221ZM6 169H7V168H6ZM8 169H9V168H8ZM17 169H18V168H17ZM30 169H31V168H30ZM48 169H49V168H48ZM50 169H51V168H50ZM50 169H49V170H50ZM64 169H65V168H64ZM70 169H72V168H70ZM80 169H81V168H80ZM83 169H81L80 171H82ZM95 169H96V168H95ZM95 169H94V170H95ZM120 169H121V168H120ZM120 169H117V170H120ZM132 169H133V170H131V167H130V169H128V170L125 169V170H126V172L129 171V170H131V171H133V172H131V173L133 174L135 168L132 167ZM138 169H139V168H137L136 170L138 171ZM145 169H146V168H145ZM148 169H149V168H148ZM152 169H153V168H152ZM156 169H157V168H156ZM167 169H168V168H167ZM195 169H196V168H195ZM214 169H215V168H214ZM217 169H218V168H217ZM235 169H236V168H235ZM38 170H43V169H38ZM51 170H53V169H51ZM67 170H69V169H67ZM72 170H74V169H72ZM77 170H78V167H77ZM77 170H76V171H77ZM94 170H93L92 172H94ZM99 170H100V169H99ZM102 170L104 171V174H105V169H102ZM111 170H112V169H111ZM139 170H140V169H139ZM142 170H143V169H141L140 172H141ZM158 170H160V169H158ZM183 170H184V169H183ZM185 170H186V169H185ZM188 170H189V169H188ZM201 170H202V169H201ZM221 170H223V169H221ZM230 170H231V169H230ZM237 170H238V169H237ZM8 171H9V170H7V172H8ZM31 171H32V170H31ZM31 171H30L29 174H31ZM53 171H55V173H56V170H53ZM58 171H57V172H58ZM62 171H63V170H61V172H62ZM76 171H75V172H76ZM87 171H88V170H87ZM87 171L84 170V172H85L86 174H87ZM153 171H154V170H153ZM166 171H167V170H166ZM190 171H191V170H190ZM192 171H193V170H192ZM197 171H198V170H197ZM211 171H212V169H211ZM5 172H6V171H5ZM5 172H4V173H5ZM13 172H14V171H13ZM22 172H23V171H22ZM25 172H26V171H25ZM35 172H36V171H35ZM39 172H40V171H39ZM39 172H38V173H39ZM43 172H44V170H43ZM47 172H48V171H47ZM66 172H67V171H66ZM75 172H74V173H75ZM106 172H108V171H106ZM117 172H118V171H117ZM122 172H123V170H122ZM138 172H139V171H138ZM178 172H179V171H178ZM186 172H187V171H186ZM193 172H194V171H193ZM193 172H191V173H193ZM195 172H196V170H195ZM202 172H204V171L202 170ZM233 172H234V170H233ZM239 172H240V171H239ZM239 172H238V174H240ZM4 173H3V174H4ZM11 173H12V172H11ZM15 173H16V171H15ZM18 173H20V172H18ZM32 173H34V172H32ZM69 173L71 174V171H70ZM74 173H73V174H74ZM97 173H98V172H97ZM129 173H130V171H129ZM147 173H151V172H147ZM147 173H145V174H147ZM174 173H175V174H174ZM208 173H209V172H208ZM222 173H223V172H222ZM224 173H226V172H224ZM228 173H229V172H227V174H228ZM231 173H232V172H231ZM231 173L228 174L229 177H232V176H230ZM6 174H7V173H6ZM6 174H5V175H6ZM23 174H24V173H23ZM23 174H22V175H23ZM25 174H27V173H25ZM52 174H53V173H52ZM52 174H51V175H52ZM82 174H84L83 171H82ZM115 174H116V173H115ZM118 174H119V173H118ZM123 174H124V173H123ZM126 174H128V172H127ZM134 174H135V173H134ZM138 174H139V173H138ZM151 174H152V173H151ZM151 174H150V175H151ZM167 174H168V173H167ZM185 174H186V173H185ZM193 174H194V173H193ZM203 174H204V173H203ZM203 174H202V175H203ZM210 174H211V173H210ZM210 174H209V175H210ZM214 174H215V173H214ZM214 174H211V175L213 176ZM217 174H218V173H217ZM217 174H216V175H217ZM219 174H221L220 171H219ZM219 174H218V175H219ZM236 174H237V173H236ZM236 174H235L234 176H236ZM1 175H2V173H1ZM10 175H11V174H10ZM22 175H21V176H22ZM36 175H37V174H36ZM49 175H50V174H49ZM53 175H54V174H53ZM53 175H52V176H53ZM55 175H56V174H55ZM57 175H59V174H57ZM68 175H69V174H68ZM88 175H89V173H88ZM88 175H87V176H88ZM91 175H92V173H91ZM91 175H90V176H91ZM94 175H95V177H97L96 174H94ZM120 175H121V174H120ZM153 175H155V172H154ZM189 175H190V174H189ZM202 175H201V176H202ZM18 176H19V175H18ZM31 176H33V175H31ZM40 176H41V175H40ZM43 176H44V175H43ZM52 176H51V177H52ZM60 176H61V175H60ZM60 176H59V177H60ZM63 176H64V175H63ZM74 176H75V175H74ZM74 176H70L69 179L74 178ZM76 176H77V177H80V176H78V175H76ZM76 176H75V177H76ZM82 176H83V175H82ZM107 176H109V175H107ZM113 176H114V174H113ZM117 176H118V175H117ZM128 176L130 177V175H128ZM132 176H133V175H132ZM135 176H136V174H135ZM140 176H141V175H140ZM140 176H139V178H140ZM151 176H152V175H151ZM161 176H162V175H161ZM161 176H160V177H161ZM164 176H165V175H164ZM198 176L201 178V176L199 175V173H198ZM203 176H204V175H203ZM203 176H202V177H203ZM206 176H207V175H206ZM219 176H220V175H219ZM234 176H233V177H234ZM237 176H238V175H237ZM7 177H9V175H8ZM12 177H13V176H12ZM12 177H11V180L14 181V180L12 179ZM38 177H39V176H38ZM44 177H45V176H44ZM47 177H48V176H47ZM57 177H58V176H57ZM64 177H65V176H64ZM64 177L61 176V179L63 180ZM68 177H69V176H68ZM91 177H92V176H91ZM93 177H94V176H93ZM115 177H116V175H115ZM123 177H125V176H123ZM133 177H134V176H133ZM152 177H153V176H152ZM180 177H183V178H184L185 176L183 175V176H180ZM180 177H179V178H180ZM186 177H187V176H186ZM189 177H190V176H189ZM192 177H193V176H192ZM204 177H205V176H204ZM204 177H203L202 180H205ZM224 177H225V176H224ZM226 177H227V176H226ZM0 178H1V177H0ZM4 178H5V177H4ZM15 178H16V176H15ZM18 178H19V177H18ZM29 178H30V177H29ZM45 178H46V177H45ZM55 178H56V176H55ZM86 178H88V177H86ZM116 178H117V177H116ZM126 178H127V177H126ZM131 178H132V177H131ZM141 178H142V176H141ZM141 178H140V179H141ZM143 178H144V179H147V177L145 178L144 176H143ZM149 178H150V177H149ZM161 178H162V177H161ZM194 178H196V177L194 176ZM211 178H213V177H211ZM237 178L240 179L239 177H237ZM241 178H242V177H241ZM2 179H3V178H2ZM9 179H10V178H9ZM19 179H20V178H19ZM24 179H27V178H24ZM30 179H31V178H30ZM39 179H40V177H39ZM41 179L43 180L44 178L41 177ZM49 179H51V178L49 177ZM74 179H75V178H74ZM74 179H73V180H74ZM83 179H84V178H83ZM83 179H82V180H83ZM88 179H89V178H88ZM93 179H94V178H93ZM99 179H100V177H99ZM108 179H109V177H108ZM119 179H121V178H119ZM124 179H125V178H124ZM157 179H159V178L157 177ZM207 179H208V178H207ZM213 179L215 180V178H213ZM232 179H234V178H232ZM232 179H231V180L229 179V182H230V181H234V180H232ZM0 180H1V179H0ZM11 180H10V181H11ZM16 180H17V178H16ZM20 180H22V178H21ZM32 180H33V179H32ZM35 180H36V179H35ZM37 180H38V179H37ZM44 180H45V179H44ZM56 180H57V179H56ZM64 180H65V179H64ZM64 180H63V182H64ZM75 180H76V179H75ZM79 180H80V179H79ZM84 180H85V179H84ZM95 180H96V179H95ZM97 180H98V179H97ZM111 180H112V179H111ZM127 180H128V179H127ZM159 180H161V179H159ZM159 180H158L157 182H159ZM167 180H168V179H167ZM170 180H171V179H170ZM180 180H181V179H180ZM199 180H200V179H199ZM209 180H211V179H209ZM214 180H213V181H214ZM217 180H219V179H217ZM217 180H216L214 183H217V184H218V181H217ZM224 180H225V179H223V181H224ZM1 181L3 182V180H1ZM4 181H5V179H4ZM23 181H24V180H23ZM39 181H40V180H39ZM39 181H38V182H39ZM51 181H53V179H52ZM59 181H60V179H59ZM91 181H92V180H91ZM98 181H99V180H98ZM109 181H110V180H109ZM112 181H113V180H112ZM114 181H115V179H114ZM130 181H131V180H130ZM132 181H133V180H132ZM132 181H131V182H132ZM150 181H151V180H150ZM152 181H154V179H152ZM178 181H179V180H176L177 183H178ZM191 181H192V180H191ZM220 181H221V180H220ZM220 181H219V183H220ZM225 181H226V180H225ZM240 181H241V180H240ZM20 182H21V183H25V181H24V182L20 181ZM31 182H32V181H31ZM41 182L43 183V181H41ZM41 182H39V183L41 184ZM44 182H45V181H44ZM46 182H47V181H46ZM46 182H45V184H47ZM68 182L70 183L71 181L68 180ZM73 182H74V181H73ZM75 182H76V181H75ZM75 182H74V184H75ZM78 182H79V181H78ZM80 182L82 183V181H80ZM99 182H101V181H99ZM103 182H104V181H103ZM123 182H124V181H123ZM155 182H156V180H155ZM168 182H169V181H168ZM168 182H167V183H168ZM186 182H187V181H186ZM194 182H198V181H194ZM202 182H204V181H202ZM202 182H200V183H202ZM208 182H209V181H208ZM208 182H206V183H208ZM210 182H212V181H210ZM210 182H209V183H210ZM236 182H237V181H236ZM238 182H239V181H238ZM0 183H1V182H0ZM15 183H16V182H15ZM48 183H50V182H48ZM64 183H66V182H64ZM110 183H111V181H110ZM113 183H114V182H113ZM119 183H120V182H119ZM124 183L127 184V181L124 182ZM134 183H135V181H134ZM164 183H165V182H164ZM177 183H176V184H177ZM179 183H180V182H179ZM183 183H184V182H183ZM191 183H192V182H191ZM200 183H198V184L200 185ZM231 183H232V182H231ZM231 183H229V184H231ZM18 184H19V182L17 183V185H18ZM34 184L36 185V184H37V181H36V183H34ZM34 184H33V185H34ZM66 184H68V183H66ZM76 184H77V183H76ZM84 184H85V183H84ZM91 184H92V183H91ZM93 184H95V182H94ZM106 184H107V181H106ZM114 184L117 185L116 183H114ZM126 184H125V185H126ZM146 184H147V183H146ZM149 184H150V183H149ZM184 184H185V183H184ZM188 184H189V183H188ZM198 184L196 185V186H197V189L200 187V186L198 187ZM203 184H204V183H203ZM223 184H224V183H222V185H223ZM239 184H240V183H239ZM13 185H14V184H13ZM20 185H21V184H20ZM25 185H28V184H25ZM43 185H44V184H43ZM48 185H49V184H48ZM48 185H47V186H48ZM58 185H60V184L58 183ZM97 185H98V183H97ZM122 185H123V184H121V186L119 187L120 189H121ZM133 185H135V184H133ZM133 185H130V186H133ZM159 185H160V184H158V186H159ZM165 185H166V184H165ZM180 185H182V184H180ZM189 185H191V184H189ZM201 185H202V184H201ZM209 185H210V189H211V188H212V187H211V184H209ZM222 185H221V186H222ZM225 185H226V184H225ZM7 186H8V185H7ZM7 186H6V187H7ZM9 186H10V185H9ZM28 186H29V185H28ZM36 186H37V185H36ZM36 186H35V187H36ZM47 186L45 185V186H43V188L41 187L42 191H43L44 187H47ZM60 186H64V188H65V185H60ZM67 186L70 187L69 184H68ZM72 186H73V185H72ZM77 186H78V185H77ZM90 186H91V185H90ZM104 186H105V185H104ZM112 186H113V185H112ZM150 186L153 187V186H154V183L151 184ZM156 186H157V185H156ZM173 186H174V185H173ZM186 186H187V185H186ZM194 186H195V185H194ZM194 186L192 185V188H193ZM203 186H204V185H203ZM207 186H208V185H207ZM215 186H216V185H215ZM227 186H228V185H227ZM227 186H226V187H227ZM230 186H231V185H229V187H230ZM6 187L3 188V186L0 185V264H51V263H49L50 260L54 261L55 259L52 258L50 255H49V257H47V255L42 254L43 251H40V249H42V245H43L45 242H44V240H43V241H39V239L37 238V234H38V233H36V230H37L36 228H37V227H36V228L34 227V228L36 229V230H34L33 228H31V227H32V226H31L30 228L33 229V230L30 231L29 233H28L27 230H26L27 233H25V231H24V229H23L24 223H26L27 220H26V222H24L26 218H25L24 215H23V217H21V214H20L21 212H20V210H23L24 213H25V210H26V211L28 210V212H31V210L33 209L34 206L37 207L38 202H37V201H35V203H34V202H30V201H32V199L30 198L31 200L28 201V203H27V200L25 199V201H26L27 204L25 203V204H26V205H25V204L23 203V204L25 205V206H23V204L19 203V202L21 201V195H20V192L23 191L22 188H21L22 191L17 190L18 188H16V191H15V192H12V191H13V190H12L11 192L14 193L15 195H13L12 193H11V195H10L9 192H8V190L5 189ZM13 187H14V186H13ZM16 187H17V186H16ZM29 187L31 188L32 186H29ZM29 187H28V188H29ZM39 187H40V186L36 187L37 189L34 188V189H35L34 191L38 190ZM74 187H75V185H74ZM86 187H87V186H86ZM88 187H89V185H88ZM88 187H87V188H88ZM124 187H125V186H123V189L126 190ZM126 187H127V185H126ZM139 187H140V186H139ZM175 187H176V186H175ZM175 187H173V188H175ZM181 187H182V186H181ZM216 187H217V186H216ZM219 187H220V185L218 186V189H219ZM232 187H233V185H232ZM232 187H231V188H232ZM19 188H20V187H19ZM25 188H26V186H25L23 189H25ZM28 188H27V191H28ZM55 188H56V187H55ZM62 188H63V187H62ZM64 188H63V189H64ZM71 188H72V187H71ZM77 188H79V187H77ZM77 188H76V189H77ZM80 188H81V187H80ZM84 188H85V187H84ZM91 188H92V186H91ZM100 188H101V186H100ZM100 188H98V189H100ZM105 188H106V187H105ZM105 188H104V189H105ZM113 188H114V187H113ZM129 188H130V187H129ZM146 188H147V187H146ZM170 188H171V187H170ZM192 188L190 187L189 190H191ZM200 188H201V187H200ZM202 188H203V189H206V188H204V187H202ZM207 188H208V187H207ZM220 188H221V187H220ZM8 189H9V187H8ZM11 189H12V187H11ZM13 189H14V188H13ZM31 189H33V188H31ZM31 189H30V190H31ZM63 189H62V191L60 190L61 193H63ZM65 189H66V188H65ZM73 189H74V188H73ZM73 189H72V191H73ZM76 189H74V191H75ZM85 189H86V188H85ZM92 189H93V188H92ZM101 189H102V188H101ZM107 189H108V187H107ZM114 189H115V188H114ZM117 189H118V188H117ZM127 189H128V188H127ZM139 189H140V188H139ZM139 189H137V190H139ZM142 189H143V188H142ZM152 189H153V188H152ZM155 189H156V188H155ZM159 189H160V188H159ZM197 189H196L195 191H197ZM221 189H222V188H221ZM9 190H10V189H9ZM14 190H15V189H14ZM45 190H46V189H45ZM56 190H58V188H57ZM105 190H106V189H105ZM105 190H104V191H105ZM108 190H109V189H108ZM111 190H113V189H111ZM132 190L137 191V190H135V189H132ZM140 190H141V189H140ZM143 190H144V189H143ZM143 190H142V191H143ZM146 190H147V189H146ZM146 190H145V191H146ZM150 190H151V188H150ZM150 190H148V191H150ZM173 190H174V189H173ZM179 190H180V189H179ZM181 190H182V189H181ZM181 190H180V193H181ZM189 190H188V192H190ZM193 190H194V189H192L191 192H192ZM201 190H202V189H201ZM27 191H25V192L27 193ZM34 191H31V194L34 193ZM40 191H41V190H40ZM48 191H50V190H48ZM67 191H68V188H67ZM67 191L65 192L66 194H70V196L74 195V193H73V194L71 193L72 191H71V192L69 191L70 193H68ZM79 191H80V190H79ZM102 191H103V190H102ZM104 191H103V192H104ZM118 191H119V190H118ZM145 191H144L143 193H145ZM148 191H147V193H148ZM151 191H152V190H151ZM151 191H150V192H151ZM174 191H175V190H174ZM182 191H183V190H182ZM199 191H200V190H199ZM209 191H210V190H209ZM212 191H213V190H212ZM232 191H233V190H232ZM18 192H19V193H18ZM36 192H37V191H36ZM36 192H35V193H36ZM51 192H53V190H52ZM51 192H49V193H51ZM56 192H58V191H56ZM56 192H54V193L56 194ZM88 192H89V191H88ZM110 192H111V191H110ZM129 192H130V191H129ZM131 192H132V191H131ZM176 192L179 193V191H176ZM176 192H175V194H176ZM185 192H186V191H185ZM200 192H201V191H200ZM202 192H203V190H202ZM259 192H260V191H259ZM22 193H23V192H22ZM38 193H39V191H38ZM43 193H44V192H43ZM46 193H47V192H46ZM58 193H59V195L57 196V199H58V197H61V196H60L61 193H60V192H58ZM65 193H63V194H65ZM76 193H77V191H76ZM76 193H75V194H76ZM91 193H92V192H91ZM101 193H102V192H101ZM107 193H108V192H107ZM113 193H114V196H115V193H116V192H113ZM113 193H112V195H113ZM135 193H136V192H135ZM141 193H142V192H141ZM151 193H152V192H151ZM167 193H168V192L166 191V195H167ZM186 193H187V192H186ZM192 193H194V194H192V195H194V196L197 195V194H195L194 191H193ZM225 193H226V192H225ZM230 193H231V192H230ZM257 193H258V192H257ZM260 193H261V192H260ZM24 194H25V193H24ZM28 194H29V193H28ZM52 194H53V193H52ZM71 194H72V195H71ZM77 194H78V193H77ZM125 194H126V193H125ZM129 194H132V193H128V195H129ZM136 194H137V193H136ZM136 194H135V195H136ZM138 194H139V192H138ZM152 194H153V193H152ZM170 194H173V193L170 191ZM189 194H191V193H189ZM210 194H211V191H210ZM216 194H217V193H216ZM231 194H232V193H231ZM231 194H230V195H231ZM240 194H241V193H240ZM243 194H244V193H243ZM250 194H251V193H250ZM250 194H249L248 196H250ZM258 194H259V193H258ZM22 195H23V194H22ZM25 195H26V194H25ZM32 195H33V194H32ZM36 195H37V193H36ZM45 195H46V194H45ZM78 195H79V194H78ZM80 195H81V194H80ZM99 195H100V194H99ZM108 195H109V193H108ZM121 195H122V194H121ZM135 195H134V196H135ZM140 195H141V194H140ZM143 195H144V194H143ZM164 195H165V194H164ZM168 195H169V194H168ZM168 195H167V196H168ZM173 195H174V194H173ZM173 195H172V196H173ZM178 195H179V194H178ZM192 195H191V196H192ZM202 195L205 196L206 194H201V196H202ZM212 195L214 196V194H212ZM217 195H218V194H217ZM221 195H222V194H221ZM251 195H252V194H251ZM254 195H255V194H254ZM13 196H14L15 199L19 200L18 203L21 204L20 206H17L18 204L16 205V203H15L16 206L14 205V203H12V204H10V205L6 204V202H7L6 200L12 199ZM27 196H28V195H27ZM54 196H55V195H54ZM54 196H53V197H54ZM100 196H101V195H100ZM116 196H117V194H116ZM116 196H115V197H116ZM119 196H120V195H119ZM150 196H151V195H150ZM169 196H170V195H169ZM174 196H175V195H174ZM174 196H173V197H174ZM183 196H184V194H183ZM185 196H186L185 199H188V198H189V196H188V198H187V195H185ZM194 196H193V197H194ZM197 196H198V195H197ZM213 196H211V197H213ZM231 196H232V195H231ZM241 196H243V197L246 198L245 195H242V194H241ZM261 196H262V195H260V197H261ZM28 197H29V196H28ZM31 197H34V196H31ZM42 197H43V196H42ZM63 197L65 198V196H63ZM90 197H91V196H90ZM98 197H99V196H98ZM110 197H111V196H110ZM127 197H128V196H127ZM138 197H139V196H138ZM138 197H137V198H138ZM140 197H141V196H140ZM140 197H139V198H140ZM143 197H144V196H143ZM151 197H152L151 199H153V196H151ZM179 197H181V196H179ZM179 197H177V198H179ZM205 197H206V196H205ZM207 197H208V196H207ZM216 197H217V196H216ZM221 197H222V196H221ZM229 197H230V196H228V198H229ZM239 197H240V196H239ZM239 197H238V198H239ZM251 197H252V196H251ZM26 198H27V197H26ZM44 198H47V196L44 197ZM50 198H51V197H50ZM50 198H49V199H50ZM66 198H67V195H66ZM83 198H85V197H83ZM106 198H107V197H106ZM124 198H125V197H124ZM131 198H132V197H131ZM131 198H130V199H131ZM133 198H134V197H133ZM133 198L131 199V201L133 200ZM135 198H136V197H135ZM141 198H142V197H141ZM146 198H148V194H147V197H146ZM168 198H169V197H168ZM168 198H167V199H168ZM177 198H175L176 201L178 200ZM196 198H197V197L193 198V200L196 199ZM218 198H219V196H218ZM223 198H224V196H223L222 198H220V199H223ZM228 198H227V199H228ZM253 198H254V197H253ZM255 198H256L257 201H260V200H261V199H260V200L257 199L258 197H256V196H255ZM255 198H254V199H255ZM36 199H37V198H36ZM36 199H34V200H36ZM40 199H41V198H40ZM47 199H48V198H47ZM47 199L45 200L46 202H48V200H49V199H48V200H47ZM52 199H53V198H52ZM67 199H68V198H67ZM76 199H78V197H77ZM76 199H75V200H76ZM89 199H90V198H89ZM92 199H93V198H92ZM110 199H111V198H110ZM113 199L115 200V198H113ZM118 199H119V198H118ZM142 199H143V198H142ZM149 199H150V198H149ZM160 199H162V198H160ZM169 199H170V198H169ZM173 199H174V198H173ZM183 199H184V198H183ZM200 199H201V198H200ZM202 199H203V198H202ZM202 199H201V200H202ZM204 199H205V198H204ZM204 199H203V201H204ZM212 199H213V202H214V198H212ZM212 199L210 198V200H212ZM220 199H219V200H220ZM242 199H243V198H242ZM248 199H249V198H248ZM248 199H247V200H248ZM17 200H16V201H17ZM23 200H24V198H23ZM23 200H22L21 202H23ZM38 200H39V198H38ZM53 200H54V199H53ZM53 200H51V201H53ZM55 200H56V199H55ZM55 200H54V201H55ZM69 200H70V198H69ZM75 200H74V201H75ZM82 200H83V199H82ZM84 200H85V199H84ZM107 200H108V199H107ZM111 200H112V199H111ZM120 200H121V199H120ZM126 200H128V199H126ZM164 200H166V199H164ZM170 200H171V199H170ZM170 200H168V201L170 202ZM193 200H192V201H193ZM210 200H208V201H210ZM216 200H217V199L215 198V201H216ZM225 200H226V198H225ZM228 200H233V198H232V199H228ZM252 200H253V199H252ZM14 201H15V200H14ZM54 201H53V206L51 205L52 208L47 209V207H48V203H47V205H45V207H44L45 209L40 210V212H38V210H36L34 213H32V214L30 213V214L32 215V217H34V216L36 217V216H38V215H40V214H41V216H49V217H52V216H53L54 218H56V221H57V219L61 218V217H59V216L61 215V213H65V212H63V209L66 208V207L69 208L70 213L68 212V213H69V214H68V213L66 212L67 216H66V215H64V216L62 215V216L64 217V220H65V221H66V220H69V219H70V220H71V219H73V220L76 219V222H78V226H77V227H78V230H76V231H77V235H75V237H74V239H73L72 241L76 244V246H75L76 249H75V248H74V249H75V253H76L79 257H78L77 255L74 256L75 254H73V261L70 260L71 262H70V263H67V264H93L92 261H91V262H86L87 256H89V258L91 257V259H92V257H93V256H91V255H93V254H91V253H92L91 246L89 247V244H88L87 241H88L90 238L93 239V237H94L93 234H94V233H98V234H100L99 231H105V232H108V231H112V230H117V229L119 228V230L113 232L112 235L109 236V237H107V238H106V237H103L104 234H103V236H102V235L99 236L101 240L98 242L97 245H99V246H100L99 248H102L101 250H102L103 252L107 253V255H113V253L116 251V249L119 248V250H120V247L124 248V247L126 246V245L124 246V243L122 244V242L119 241V239L122 238V232L120 231V230H121V228H120L121 226H120V223H119V222H120L119 217H118V218H117V217L115 218V216L112 217V218H111V217H110V218L108 217V216L110 215V213H113V212H112V211H113V208H111L109 205H108V206L110 207V209H105V208H104V210H102V209L99 210L97 213H95V214H96V215H95L96 218L94 219V217H93L94 220L88 221V220L91 219L92 217H90L88 220L85 219V215H86V214H85V212H84V209H83V206H82L83 204H82V203L73 202V203L63 204V205H61V207L59 208V209L62 208V210H61L60 212H57L58 207H57L56 205L54 206V204H55ZM97 201H98V200H97ZM97 201H96V202H97ZM117 201H118V200L116 199L115 202H117ZM123 201H124V200H123ZM123 201H121V202H123ZM134 201H136V200H134ZM134 201H133V202H134ZM144 201H145V204H146V200H144ZM160 201H161V200H160ZM182 201H183V200H182ZM185 201H187V200H185ZM196 201H198V199H196ZM196 201H195V202H196ZM203 201H201V202L203 203ZM205 201H206V200H205ZM205 201H204V202H205ZM208 201H207V203H208ZM221 201H222V200H221ZM243 201H244V199H243ZM243 201H240L241 204H242ZM250 201H251V200H250ZM254 201H255V200H254ZM39 202H40V201H39ZM107 202H108V201H107ZM126 202H127V201H126ZM133 202H132V203H133ZM150 202H151V201H150ZM154 202H155V201H154ZM169 202H168V203H169ZM190 202H191V201H190ZM190 202H189V203H190ZM195 202H193V203H195ZM198 202H199V201H198ZM198 202H197V203H198ZM218 202H219V201H218ZM230 202H231V201H230ZM235 202H236V201H235ZM235 202H234V203H235ZM260 202H261V201H260ZM260 202H259V203H260ZM57 203H58V201H57ZM98 203H99V202H98ZM105 203H106V202H105ZM127 203H128V202H127ZM137 203H138V202H137ZM140 203H141V202L139 201V204H140ZM179 203H180V202H179ZM184 203H185V202H184ZM191 203H192V202H191ZM197 203H196V205H197ZM207 203H206V204H207ZM234 203H233V204H234ZM236 203H237V202H236ZM259 203H258V204H259ZM41 204H43V202H42ZM51 204H52V203H51ZM101 204H102V203H101ZM113 204H114V203H113ZM121 204H122V203H121ZM129 204H130V203H129ZM139 204H138V205H139ZM143 204H144V202H143ZM154 204H155V203H153V205H154ZM161 204H162V203H161ZM163 204H165V203H163ZM181 204H183V203H181ZM181 204H180V205H181ZM203 204H204V203H203ZM209 204H210V202H209ZM209 204H208V205H209ZM211 204H212V203H211ZM211 204H210V205H211ZM216 204H219V203H216ZM220 204H221V203H220ZM227 204H229V203H227ZM237 204H238V203H237ZM243 204H244V203H243ZM255 204H256V203H255ZM115 205H116V204H115ZM123 205H124V204H123ZM125 205H126V203H125ZM178 205H179V204H178ZM187 205H188V204H187ZM191 205H192V204H191ZM191 205H190V206H191ZM213 205H215V204L213 203ZM222 205H224V204H222ZM229 205H230V204H229ZM246 205H247V204H246ZM248 205H249V204H248ZM248 205H247V206H248ZM251 205H252V204H251ZM10 206L14 208V209L12 208L13 210H12L11 213H9V211H11V209L9 208ZM38 206H40V203L38 204ZM59 206H60V204H59ZM96 206H97V205H96ZM112 206H114V205H112ZM127 206H128V205H127ZM132 206H133V205H132ZM154 206H155V205H154ZM154 206H153V207H154ZM185 206H186V203H185ZM185 206H184V207H185ZM193 206H194V205H193ZM199 206L201 207V205H199ZM202 206H204V205H202ZM219 206H221V205H219ZM226 206H227V205H226ZM231 206H232V205H231ZM116 207H117V206H116ZM141 207H143V206H141ZM147 207H148V206H147ZM149 207H150V205H149ZM177 207H178V206H177ZM200 207H199V210L201 209ZM204 207H205L204 210H206L207 208H209V207H207V206H204ZM206 207H207V208H206ZM221 207H222V206H221ZM221 207H220V208H221ZM8 208H9L10 210H9ZM100 208H101V207H100ZM106 208H107V207H106ZM114 208H115V207H114ZM118 208H119V207H118ZM125 208H126V207H125ZM127 208H128V207H127ZM138 208H139V206H138ZM162 208H163V207H162ZM168 208H169V207H168ZM173 208H174V207H173ZM190 208H191V207H190ZM190 208H189V209H190ZM210 208H211V207H210ZM212 208H213V206H212ZM214 208H215V206H214ZM217 208H218V207H217ZM217 208H216V209H217ZM223 208H224V207H223ZM225 208H226V207H225ZM225 208H224V210H225ZM242 208H243V207H242ZM34 209H35V207H34ZM37 209H39V208L37 207ZM40 209H41V208H40ZM90 209H93V208H90ZM94 209H95V207H94ZM122 209H124V208H122ZM122 209H121V210H122ZM142 209H143V208H142ZM152 209H153V208H152ZM157 209H158V208H157ZM197 209H198V208H197ZM197 209L195 210V212H197ZM228 209H229V208H228ZM248 209H250V208H248ZM253 209H254V206H253ZM8 210H9V211H8ZM67 210H68V209H67ZM96 210H97V209H96ZM117 210H118V209H117ZM125 210H127V209H125ZM125 210H123V211H125ZM128 210H129V209H128ZM135 210H136V209H135ZM137 210H139V209H137ZM148 210H149V209H148ZM185 210H186V209H185ZM192 210H193V209H192ZM204 210L202 209V211H204ZM222 210H223V209H222ZM226 210H227V209H226ZM243 210H245V209H243ZM251 210H252V209H250V211H251ZM33 211H34V210H32V212H33ZM145 211H146V208H145L144 212H145ZM150 211H151V210H150ZM156 211H158V210H156ZM175 211H176V210H175ZM182 211H183V210H182ZM200 211H201V210H200ZM210 211H211V209H210ZM217 211H219V209H218ZM252 211H253V210H252ZM252 211H251V212H252ZM255 211H256V210H255ZM56 212H57V213H56ZM139 212H140V210H139ZM139 212H138V213H139ZM148 212H149V211H148ZM190 212H191V211H190ZM193 212H194V211H193ZM193 212H192V213H193ZM208 212H209V211H208ZM226 212H227V211H226ZM244 212H246V211H244ZM90 213H91V212H90ZM92 213H93V212H92ZM123 213H124V212H123ZM135 213H137V212H135ZM150 213H151V212H150ZM160 213H161V211H160ZM160 213H159V214H160ZM165 213H166V212H165ZM179 213H180V212H179ZM182 213H184V212H182ZM192 213H191V214H192ZM197 213H198V212H197ZM199 213H200V214L203 213V215H204V212H199ZM220 213L222 214V212H220ZM228 213H230V212H227V214H225V216L228 215ZM30 214H28V215H30ZM87 214H88V213H87ZM130 214H131V213H130ZM142 214H143V213H142ZM148 214H149V213H148ZM151 214H152V213H151ZM155 214H156V213H155ZM162 214H163V213H162ZM188 214H189V213H188ZM213 214H214V213H213ZM246 214H247V213H246ZM246 214H245V215H246ZM25 215H27V214H25ZM33 215H34V216H33ZM114 215H115V214H114ZM119 215H120V214H119ZM119 215H118V216H119ZM126 215H128V214L126 213ZM133 215H136V214L133 213ZM149 215H150V214H149ZM152 215H153V214H152ZM167 215H168V214H167ZM193 215H194V217L192 216L193 218H195V217L198 218V216H199V215L196 214V213H194ZM223 215H224V214H223ZM223 215H221V216H223ZM230 215H231V213H230ZM243 215H244V214H243ZM250 215H251V214H250ZM253 215H254V214H252L251 216L253 217ZM41 216H40V217H41ZM116 216H117V215H116ZM129 216H130V215H129ZM153 216H154V215H153ZM153 216H152V217H153ZM156 216H157V214H156ZM170 216H171V215H170ZM174 216H175V214H174ZM174 216H173V218H174ZM207 216H208V215H207ZM217 216H219V215H217ZM231 216H232V215H231ZM231 216H230V217H231ZM32 217H31V218H32ZM35 217H34V218H35ZM38 217H39V216H38ZM132 217H133V216H132ZM143 217H144V214H143ZM152 217H151V219H154V218H152ZM179 217H180V216H179ZM187 217H189V216H187ZM192 217H191V218H192ZM212 217H214V216H212ZM223 217H224V216H223ZM241 217H242V215H241ZM245 217H248V216H245ZM20 218H21V219H20ZM36 218H37V217H36ZM42 218H43V217H42ZM128 218H129V217H128ZM135 218H136V217H135ZM155 218H156V217H155ZM185 218H186V217H185ZM201 218H203V217H201ZM206 218H207V217H205V219H206ZM209 218H210V217H209ZM216 218H217V217H216ZM220 218H221V217H220ZM228 218H229V217H228ZM29 219H30V218H29ZM40 219H41V218H40ZM40 219H36V220H40ZM44 219H45V218H44ZM44 219H42L41 221H43ZM61 219H62V218H61ZM61 219H60V220H61ZM120 219H123V217L121 216ZM130 219H131V218H130ZM140 219H141V217H140ZM140 219H139V221H140ZM144 219H145V217H144ZM163 219H164V218H163ZM163 219H162V220H163ZM177 219H178V217H177ZM198 219H199V218H198ZM212 219H215V218H212ZM225 219H226V218H225ZM229 219H230V218H229ZM239 219H240V218H239ZM243 219H245V218L243 217ZM62 220H63V219H62ZM132 220H133V219H131V221H132ZM158 220H159V219H158ZM158 220H157V221H158ZM186 220H187V219H186ZM190 220H191V219H190ZM190 220H188V222H189ZM202 220H203V223H204V219H202ZM210 220H211V219H210ZM232 220H233V219H231V221H232ZM248 220H249V218H248ZM33 221H34V220H33ZM33 221H32V222H33ZM41 221H40V222H41ZM48 221H49V220H48ZM52 221H54V220H52ZM58 221H59V220H58ZM125 221H126V219H125ZM133 221H134V220H133ZM135 221H136V220H135ZM142 221H143V220H142ZM142 221H141V222H142ZM146 221H149V220L147 219ZM146 221H145V222H146ZM150 221H152V220H150ZM172 221H173V220H172ZM172 221H171V222H172ZM180 221H182V220L180 219ZM195 221H196V219H195ZM195 221H193V222H195ZM217 221H218V220H217ZM221 221H222V219H221ZM225 221H227V220H225ZM225 221H224V223H225ZM231 221H230V222H231ZM243 221H244V220H243ZM61 222H62V221H61ZM70 222H72V220H71ZM73 222H74V221H73ZM73 222H72V223H73ZM137 222H138V219H137ZM143 222H144V221H143ZM145 222H144V223H145ZM174 222H176V221H174ZM174 222H173V223H174ZM197 222H199V220H197ZM197 222H196V224L198 225ZM206 222H207V219H206ZM208 222L210 223L211 221H208ZM214 222H215V221H214ZM232 222H234V221H232ZM240 222H241V221H240ZM245 222H247V221H245ZM36 223L38 224V222H36ZM49 223H50V222H49ZM131 223H132V222H131ZM133 223H134V222H133ZM177 223H178V222H177ZM179 223H180V222H179ZM179 223H178V224H179ZM182 223H183V222H182ZM209 223H208V224H209ZM221 223H222V226H224V227H225L226 224L228 225L227 222H226L225 225H224L223 222H221ZM241 223H242V222H241ZM243 223H244V222H243ZM27 224H28V223H27ZM27 224H26V225H27ZM29 224H31V223H29ZM43 224H45V222H43ZM126 224H127V223H126ZM147 224H148V223H147ZM151 224H152V223H151ZM167 224H168V223H167ZM192 224H193V223H192ZM199 224H200V223H199ZM217 224H218V223H217ZM229 224H230V223H229ZM31 225H32V224H31ZM57 225H59V223H58ZM63 225H64V224H63ZM65 225H66V224H65ZM73 225H74V224H73ZM139 225H140V223H139ZM141 225H142V224H141ZM153 225H154V224H152V226H153ZM201 225H202V224H201ZM201 225H200V226H201ZM204 225H205V224H204ZM209 225H210V224H209ZM211 225H212V224H211ZM219 225H220V223H219ZM227 225H226V227H228ZM231 225H233L234 228H235V227L238 225V223L236 224V226L234 225V223L231 224ZM27 226L29 227V225H27ZM60 226H61V225H60ZM68 226H70V225H68ZM74 226H75V225H74ZM129 226H130V225H129ZM134 226H135V224H134ZM137 226H138V225H137ZM137 226H136V227H137ZM145 226H146V223H145ZM152 226H151V227H152ZM176 226H177V224H176ZM207 226H208V225H207ZM213 226H215V225H213ZM217 226H218V225H217ZM239 226H240V225H239ZM42 227H43V226H42ZM42 227H39V228L41 229ZM48 227H49V226H48ZM50 227H51V224H50ZM53 227L55 228L56 226L53 225ZM123 227H124V226H123ZM140 227H141V226H140ZM143 227H144V226H143ZM149 227H150V226H149ZM154 227H155V226H154ZM154 227H153V228H154ZM159 227H160V226H159ZM179 227H180V226H179ZM189 227H190V226H189ZM195 227H196V226H195ZM197 227H198V226H197ZM245 227H246V226H245ZM26 228H27V227H26ZM61 228H62V227H61ZM72 228H73V227H72ZM75 228H76V227H75ZM128 228H129V227H128ZM130 228H131V227H130ZM162 228H163V226H162ZM190 228H193V226H191ZM200 228H201V227H200ZM203 228H204V227H203ZM206 228H207V227H206ZM219 228H220V227H219ZM228 228H230V227H228ZM228 228H227V229H228ZM240 228H241V227H240ZM242 228H244V224H243V227H242ZM22 229H23V230H22ZM28 229H29V228H28ZM46 229H47V228H46ZM46 229H45V230H46ZM48 229H50V228H48ZM59 229H60V227H59ZM195 229H196V228H195ZM204 229H205V228H204ZM224 229H225V228H224ZM231 229H232V228H231ZM231 229H230V230H231ZM52 230H53V228H52ZM124 230H125V229H124ZM136 230H137V229H136ZM141 230L143 231V229H141ZM155 230H159V228L156 229V227H155ZM207 230H208V228H207ZM211 230L213 231V229H211ZM222 230H223V227H222ZM222 230H220V231L222 232ZM245 230H246V228H245ZM60 231H61V230H60ZM64 231H65V230H63V233H64ZM125 231H127V230H125ZM132 231H133V230H132ZM139 231H140V229H139ZM142 231H140V232H142ZM144 231H145V230H144ZM152 231H153V230H152ZM168 231H169V230H168ZM193 231H194V230H193ZM201 231H202V230H201ZM203 231H204V230H203ZM212 231H211V232H212ZM225 231L227 232V230H225ZM228 231H229V229H228ZM231 231H232V230H231ZM241 231H242V230H241ZM241 231H240V232H241ZM243 231H244V230H243ZM248 231H249V230H248ZM248 231H247V232H248ZM42 232H43V230H42ZM49 232H50V231H49ZM52 232H54V231H52ZM57 232H58V231H57ZM57 232H56V233H57ZM130 232H131V230H130ZM148 232H149V231H148ZM155 232H156V231H155ZM163 232H165V231H162L161 234H162ZM176 232H177V231H176ZM197 232H198V231H197ZM259 232L262 233L261 231H259ZM44 233H45V232H44ZM67 233H68V232H67ZM123 233H124V232H123ZM125 233H126V235H127L128 232H125ZM142 233H143V232H142ZM145 233H146V232H145ZM145 233H144V234H145ZM156 233H157V232H156ZM183 233H184V232H183ZM190 233H193V232H190ZM198 233H199V232H198ZM201 233H202V232H201ZM209 233H210V232H209ZM216 233H218V232H216ZM223 233H224V231L222 232V235H223ZM232 233H233V232H232ZM232 233H231V235H235V234L237 233V231H236L235 234H234V233L232 234ZM242 233H243V232H242ZM244 233H246V231H244ZM248 233H249V232H248ZM252 233H253V232H252ZM252 233H251V234H252ZM53 234H54V233H53ZM98 234H97V235H98ZM110 234H111V233H110ZM128 234H129V233H128ZM140 234H141V233H140ZM153 234H154V233H153ZM202 234H203V233H202ZM219 234H220V233H219ZM237 234H240V233L238 232ZM255 234H256V231H255ZM40 235H41V231H40V233H39V236H40ZM43 235H44V234H43ZM43 235H42V236H43ZM63 235H65V234H63ZM63 235H62V236H63ZM105 235H106V234H105ZM129 235H130V234H129ZM131 235H132V233H131ZM136 235H137V233H136ZM150 235H151V234H150ZM156 235H158V234H156ZM169 235H170V233H169ZM174 235H175V234H174ZM185 235H186V234H185ZM189 235H191V234H189ZM209 235H210V234H209ZM211 235H212V234H211ZM211 235H210V236H211ZM224 235H225V234H224ZM226 235L228 236V232H227ZM226 235H225V237H227ZM242 235H243V234H242ZM253 235H254V234H253ZM261 235H262V234H261ZM52 236H53V235H52ZM69 236H70V235H69ZM106 236H107V235H106ZM142 236H143V235H142ZM201 236H202V235H201ZM210 236H209L208 238H210ZM217 236H218V235H217ZM229 236H230V235H229ZM239 236H240V235H239ZM247 236H249V235H245L246 238H247ZM57 237H58V236H57ZM57 237H56V239H57ZM60 237H61V234H60ZM126 237H129V236H126ZM133 237H134V236H133ZM138 237H139V236H138ZM147 237H150V236H147ZM154 237H155V236H154ZM172 237H173V235H172ZM174 237H175V236H174ZM174 237H173V238H174ZM180 237L182 238L181 235H179V238H180ZM188 237H189V236H188ZM190 237H191V236H190ZM218 237H221V236L219 235ZM222 237H223V236H222ZM233 237H234V236H233ZM233 237H229V238H232V239H233ZM235 237H236V236H235ZM250 237H251V236H250ZM253 237H254V236H253ZM256 237H257V236H255L254 238H256ZM259 237H260V236H259ZM39 238H40V237H39ZM46 238H47V236H46ZM53 238H54V237H53ZM53 238L51 237V239H53ZM70 238H71V237H70ZM94 238H95V237H94ZM135 238H136V236H135ZM150 238H151V237H150ZM160 238H161V237H160ZM173 238H172V240H174ZM181 238H180V240H181ZM205 238H206V237H205ZM211 238H212V237H211ZM243 238H244V237H243ZM254 238H253V239H254ZM63 239H64V238H63ZM66 239H67V238H66ZM123 239H124V238H123ZM127 239H128V238H127ZM145 239H146V238H145ZM151 239H152V238H151ZM158 239H159V238H158ZM165 239H166V237H165ZM176 239H177V236H176ZM176 239H175V240H176ZM182 239H184V238H182ZM188 239H189V238H188ZM191 239H192V241L194 240L193 237H192ZM196 239H197V238H196ZM198 239H199V238H198ZM214 239H217V238L215 237ZM221 239H222V238H221ZM221 239H220V240H221ZM223 239H224V237H223ZM225 239H226V238H225ZM46 240H49V239H46ZM69 240H70V239H69ZM139 240H140V239H139ZM141 240H143V239H141ZM147 240H148V239H147ZM160 240H162V239H160ZM178 240H179V239H178ZM208 240H209V239H208ZM211 240L213 241V238H212ZM226 240H228V237H227ZM229 240L231 241V243L236 241V239H235V240H231V239H229ZM243 240H244V239H243ZM255 240H256V239H255ZM50 241H51V240H50ZM56 241H57V242H56ZM56 241H54V244L51 242V243H52V244H51V249H52L53 251H57L58 248H61V247H60L61 245H64V243H66V242L69 243V241H66V242H65V240L62 241L61 239H57ZM94 241H95V239H94ZM123 241H124V240H123ZM135 241H136V240H135ZM137 241H138V240H137ZM153 241H154V240H153ZM155 241H156V240H155ZM157 241H158V243H159V240H157ZM164 241L166 242V240H163V242H164ZM182 241H185V240H182ZM192 241H189V243L192 242ZM200 241H201V240H200ZM204 241H207V240H204ZM214 241H215V242H214L215 245H216V242H219V241H216V240H214ZM221 241H222V240H221ZM251 241H252V239H251ZM263 241H264V240H263ZM63 242H64V243H63ZM70 242H71V240H70ZM124 242H125V241H124ZM133 242H134V239H133ZM148 242H149V241H148ZM148 242H147V244H149L151 241H150L149 243H148ZM165 242H164V243H165ZM167 242H168V241H167ZM169 242H170V241H169ZM174 242H175V241H174ZM207 242H210V241H207ZM222 242H223V241H222ZM228 242H229V241H228ZM228 242H227V243H228ZM237 242H238V238H237ZM237 242H235V243H237ZM240 242H241V241H240ZM243 242H244V241H243ZM127 243H128V242H127ZM161 243H162V242H161ZM161 243H159V244H161ZM176 243H177V241H176ZM181 243H182V242H180V245H179L178 247H176V248L174 247L175 249H173V251H171V250H172V249H171L170 252H169V249H168L167 252L159 253L158 256L150 255L149 257H146V258H145L144 255H140V258L138 257V258L140 259L139 262H140V263H141V262H145L144 264H171V262H170L171 259H172L173 257H175L174 259H172V260H174L173 263H174V264H180V263H179V260H181V259L183 260V259L189 258V257H188L189 255H188V253H187L188 250H187V252H186V251H185L186 249L184 250V248H182ZM184 243H185V242H184ZM195 243H196V242H195ZM203 243H204V242H203ZM203 243H202V244H203ZM227 243H226V245H227L226 247H228V244H227ZM231 243L229 242V244H231ZM244 243H245V242H244ZM246 243H247V242H246ZM250 243H251V242H248L247 245H249ZM258 243H259V241H258ZM261 243H262V242H261ZM93 244H94V243H93ZM137 244H138V243H137ZM147 244H146V245H147ZM151 244H152V242H151ZM159 244H158V245H159ZM162 244H163V243H162ZM165 244H166V243H165ZM178 244H179V243H178ZM193 244H194V243H193ZM197 244H198V243H197ZM204 244H205V243H204ZM208 244H209V243H208ZM208 244L206 243V246H207ZM219 244L221 245L222 243H219ZM241 244H242V242H241ZM252 244H253V243H252ZM254 244L256 245V243H254ZM46 245H47V244H45V246H46ZM144 245H145V244H144ZM144 245L141 244L140 247L143 248V247L146 246V245H145V246H144ZM170 245H172V244H170ZM209 245H210V244H209ZM212 245H213V242H212ZM220 245H218V247H219ZM231 245H232V244H231ZM231 245H230V246H231ZM239 245H240V243H239ZM239 245L237 244V246H239ZM247 245H246V246H247ZM47 246H48V245H47ZM47 246H46V247H47ZM138 246H139V245H138ZM155 246H156V245H155ZM163 246H164V245H163ZM173 246H174V245H173ZM190 246H192V245L190 244L189 247H190ZM200 246H201V244H200ZM222 246H223V245H222ZM222 246H221V247H222ZM224 246H225V245H224ZM224 246H223V247H224ZM233 246H236V245L234 244ZM233 246H232V249H233ZM242 246H244V244H243ZM251 246H252V245H251ZM66 247H67V246H66ZM66 247H64V250H65ZM129 247H130V246H129ZM131 247H132V245H131ZM160 247H161V246H160ZM160 247H159V248H160ZM168 247H170V246L168 245ZM184 247H185V245H184ZM186 247H187V246H186ZM193 247H194V246H193ZM207 247H209V246H207ZM207 247H206V248L204 247V249L206 250ZM214 247H215V246H214ZM252 247H253V246H252ZM256 247H257V246H256ZM259 247H260V246H259ZM259 247H257V248H259ZM263 247H264V246H263ZM164 248H165V247H164ZM190 248H192V247H190ZM219 248H220V247H219ZM229 248H230V247H229ZM237 248H240V247H237ZM254 248H255V247H254ZM70 249H71V248H70ZM70 249H69V250H70ZM138 249H139V248H138ZM143 249H144V248H143ZM145 249H146V248H145ZM202 249H203V248H202ZM213 249H214V248H213ZM225 249H227V248H225ZM60 250H61V249L58 250V253H61V254H62V255H61L62 257L67 258L68 255H69V253H63L64 251L62 252V250H61V251H60ZM93 250H94V249H93ZM131 250H132V248H131ZM205 250H204V252H205ZM210 250H211V249H210ZM210 250H209V251H210ZM216 250H218V249H217V246H216ZM223 250H224V248L221 249V250L219 249V251H223ZM229 250H230V249H229ZM254 250H256V249H254ZM259 250H260V249H259ZM261 250H262L261 252H264L262 248H261ZM65 251H66V250H65ZM149 251H150V250H149ZM157 251H158V249H157ZM163 251H164V250H163ZM165 251H166V249H165ZM189 251H191V250L189 249ZM206 251H207V250H206ZM213 251H214V250H213ZM224 251H225V250H224ZM227 251H228V250H226L225 252H227ZM232 251H233V250H232ZM234 251H236V250H234ZM234 251H233V252H234ZM46 252H47V251H46ZM67 252H68V251H67ZM93 252H94V251H93ZM125 252H126V251H125ZM133 252H134V251H133ZM133 252H132V253H133ZM142 252H143V251H142ZM159 252H160V250H159ZM161 252H162V250H161ZM207 252H208V251H207ZM228 252H229V251H228ZM233 252H231V253H233ZM236 252H237V251H236ZM236 252H235V253H236ZM58 253H57V255H58ZM73 253H74V251H73ZM119 253H120V252H119ZM121 253H122V252H121ZM144 253H145V252H144ZM173 253H175V254H173ZM189 253H191V252H189ZM194 253L196 254V256H199V253H202V255H204V253L202 252V250L199 249V246H198V245H197V247L195 246V252H194ZM194 253H193V255H194ZM212 253H213V252H212ZM215 253H216V252H215ZM215 253H213V254L215 255ZM235 253H234V254H235ZM46 254H47V253H46ZM48 254H50V253H48ZM51 254H53V253H51ZM90 254H91V255H90ZM141 254H143V253H141ZM160 254H162V255H160ZM205 254H207V255H205V256H208V253H205ZM213 254H212V255H213ZM217 254H218V252H217ZM221 254L223 255V253H221ZM236 254H237V253H236ZM236 254H235V256H236ZM261 254H262V253H261ZM86 255H87V256H86ZM125 255H126V254H125ZM131 255H134V254H131ZM190 255H192V254H190ZM209 255H210V254H209ZM214 255H213V256H214ZM222 255H221V256H222ZM227 255H228V254H227ZM227 255H225V256H227ZM231 255H233V254H231ZM231 255L229 254V256H230L229 259L231 258ZM238 255H239V254H237V256H236L237 258H238ZM59 256H60V255H59ZM129 256H130V255H129ZM134 256H135V255H134ZM172 256H173V257H172ZM205 256H204V257H205ZM218 256H220V255H218ZM225 256L222 257L224 260H225V258H224ZM256 256H257V255H256ZM97 257H98V256H97ZM109 257H110V256H109ZM113 257H114V256H113ZM113 257H112V258H113ZM118 257H119V256H118ZM192 257H193V256H192ZM204 257H203V258H204ZM210 257H211V256H210ZM240 257H241V256H240ZM263 257H264V256H263ZM59 258H60V257H59ZM89 258H88V260H90ZM93 258H95V257H93ZM110 258H111V257H110ZM112 258H111V259H112ZM138 258H137V259H138ZM141 258H142V259H141ZM170 258H171V259H170ZM193 258H194V257H193ZM205 258H206V257H205ZM205 258H204V259H205ZM208 258H209V257H208ZM211 258H212V257H211ZM218 258H219V257H218ZM218 258H217V259H218ZM222 258H221V259H222ZM261 258H262V256H261ZM116 259H117V258H115L114 260H116ZM124 259H125V257H124ZM127 259H128V258H127ZM132 259H133V258H132ZM201 259H202V257L200 258V260H201ZM209 259H210V258H209ZM215 259H216V258H215ZM234 259H235V258H234ZM92 260H94V259H92ZM128 260H129V259H128ZM169 260H170V261H169ZM191 260H192V258H191ZM194 260H195V259H194ZM194 260H193V261H194ZM196 260H199V259L196 258ZM196 260H195V261H196ZM218 260H219L218 262H220V259H218ZM224 260H223V261H224ZM235 260H236V259H235ZM262 260H263V259H262ZM62 261H63V260H62ZM66 261H67V260H66ZM95 261H96V262H94V264H111V263H112V260L110 261V259L107 258V256H101V257L99 256L97 259H95ZM109 261H110V262H109ZM117 261H118V260H117ZM123 261H124V260H123ZM135 261H136V259H135ZM186 261H187V259H186ZM186 261L182 262V264H193V261H192V263H190L191 261H190V262H188V261L186 262ZM215 261H216V260H215ZM215 261H213V262L215 263ZM223 261L221 260L222 264H223ZM67 262H68V261H67ZM200 262L203 263V260L200 261ZM211 262H212V260L210 259V263H211ZM213 262H212V263H213ZM221 262H220V263H221ZM229 262H230V264H231L232 260H230ZM229 262H227V263L229 264ZM233 262H235V261H233ZM123 263H124V262H123ZM125 263H126V262H125ZM131 263H132V262H131ZM133 263H134V262H133ZM140 263H139V264H140ZM197 263H198V262H197ZM197 263H196V264H197ZM202 263H201V264H202ZM206 263H207V264H210L209 262H206ZM214 263H213V264H214ZM220 263H219V264H220ZM227 263H226V264H227ZM52 264H53V263H52ZM116 264H121V263H120V262H117ZM135 264H136V263H135ZM234 264H235V263H234ZM238 264H239V263H238ZM241 264H242V263H241Z\"/></svg>","mask_w":264,"mask_h":264}]
</instances>
